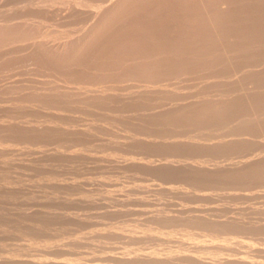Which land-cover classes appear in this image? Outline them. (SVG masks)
Listing matches in <instances>:
<instances>
[{"label": "rangeland", "instance_id": "374dc122", "mask_svg": "<svg viewBox=\"0 0 264 264\" xmlns=\"http://www.w3.org/2000/svg\"><path fill=\"white\" fill-rule=\"evenodd\" d=\"M102 1V2H101ZM112 1V2H111ZM0 0V21L3 20L0 23L1 26V35H0V39L3 37H1L2 35H6V37H4V40H0L1 41V47H0V207H2V209L0 208V256L2 258V256L4 257V259L0 258V264H28V262L25 263L24 260L31 262L30 264H197L199 262V264H209L208 262H215L218 259H222L224 258V260L226 261H220L222 264H228L227 262H229V264H240L242 260V264H245L244 261L248 262L250 260L251 263L255 262H261V263H257V264H262L264 262V257H261L262 253H264V215H261L262 213H264V161H262L261 166L260 163V157H262V160H264V122H262V120H264V0H135V4H134V0H125L122 3H120L119 5L116 6L115 9H113L114 11L112 12L113 15L111 13H106L105 17L107 16L109 17L108 14L112 15V18H108V20L103 19L102 20V25H104L103 29L101 28L102 25H99V21H101V19L99 18L96 19V16H98L100 13V10L98 9L99 7L103 8L104 10L107 7H110L112 5V3L115 2V0ZM141 1V2H140ZM154 1V2H153ZM187 1V2H186ZM221 3H218V2ZM255 1V2H254ZM40 2V3H38ZM91 2V4H90ZM107 2V3H106ZM108 2L110 5H108ZM129 2H132L133 5L130 3V5L128 4ZM139 2V3H138ZM151 2V3H150ZM175 2V3H174ZM178 2V3H177ZM184 2V3H182ZM208 2V3H207ZM211 2V3H210ZM217 2V3H216ZM224 2V3H223ZM81 3V4H80ZM89 3V4H88ZM93 3V4H92ZM102 3V4H101ZM165 3V4H164ZM202 3V5H201ZM207 3V4H206ZM236 3V4H235ZM72 4H75L72 5ZM107 4L106 8L105 5ZM143 4V5H142ZM212 4V5H211ZM219 4V5H218ZM244 4V5H243ZM20 5V6H19ZM23 5V6H22ZM35 5V6H34ZM78 5V7H77ZM85 5V6H84ZM102 5V6H101ZM125 5V6H124ZM127 5V6H126ZM179 5V6H178ZM205 5V6H204ZM210 5V6H209ZM224 5V6H223ZM19 6V7H18ZM28 8L26 9L25 7ZM41 8H40V7ZM87 6V7H86ZM130 6V7H128ZM132 6V7H131ZM220 6V7H219ZM18 7V8H17ZM41 9H39V8ZM43 7V9H42ZM94 10H92V14L91 17L89 16V14H91V11L89 13V10H91L92 8ZM95 7V8H94ZM135 7V8H134ZM140 7V8H139ZM183 7V9H182ZM188 7V8H187ZM213 9H212V8ZM20 8V9H19ZM38 11H37V9ZM75 8V10L73 9ZM88 8V9H86ZM97 8V9H96ZM101 8V10H102ZM163 8V9H161ZM179 8V9H177ZM205 10H204V9ZM222 10H221V9ZM224 8V9H223ZM24 9V10H23ZM68 9V10H67ZM72 9V10H71ZM79 9V10H78ZM124 9V11H123ZM126 9V10H125ZM144 11H143V10ZM177 9V10H176ZM181 9V10H180ZM199 9V10H198ZM16 12H14V11ZM17 10V11H16ZM44 10V11H43ZM74 10V11H73ZM83 10V11H82ZM88 10V11H87ZM99 10V13L97 11ZM122 10V12H121ZM149 10V11H148ZM168 10V12H167ZM172 10V11H171ZM203 10V11H202ZM208 10V11H207ZM220 10V11H219ZM43 11V12H41ZM76 11V12H75ZM81 11V12H80ZM87 11V13L85 14L84 12ZM215 11V12H214ZM8 12V13H7ZM18 12V13H17ZM25 12V13H24ZM27 12V13H26ZM31 15H30V13ZM46 12V13H45ZM66 12V13H65ZM95 12H97L95 14ZM193 12V13H192ZM14 13V14H13ZM22 13V14H21ZM83 13V14H82ZM89 13V14H88ZM122 13V14H120ZM186 15H185V14ZM188 13V14H187ZM204 13V14H203ZM20 14V15H19ZM38 14V15H36ZM48 14V15H47ZM55 14H60V15H64L63 16H59V15H55ZM88 14V15H87ZM190 14V15H189ZM203 14V15H202ZM10 17H8V16ZM18 15V16H17ZM47 15V16H46ZM71 15V16H69ZM84 15V16H83ZM117 15V16H116ZM120 15V16H118ZM176 17H175V16ZM206 15V18H205ZM211 15V16H210ZM213 15V16H212ZM6 17V19L4 17ZM12 16L14 18V16H16V19L14 18V20L16 21L15 23H13L14 21H12ZM23 16V18H21ZM36 16L35 19H32ZM57 16V17H56ZM88 16V17H87ZM114 16V19H113ZM160 16V17H159ZM170 16V17H169ZM173 16V17H172ZM221 16V17H220ZM28 17V18H27ZM30 17V18H29ZM50 17V18H49ZM72 17V18H71ZM84 17H87L86 19ZM94 17V18H93ZM130 17V18H129ZM137 17V18H136ZM141 17V18H140ZM164 17V18H163ZM185 17V18H184ZM189 17V20H188ZM193 17V18H191ZM197 17V19H196ZM10 18V19H8ZM44 18V20H43ZM54 20H53V19ZM58 18V19H57ZM60 18V19H59ZM62 18V19H61ZM70 18V21H69ZM95 19L94 21H91V19ZM103 18V17H102ZM133 18V20H132ZM148 18V19H147ZM209 18V19H208ZM22 20V22L17 20ZM39 19V20H38ZM42 19V21H41ZM47 19V20H46ZM56 19V21H55ZM65 19V20H64ZM85 19V21H84ZM88 19V20H87ZM92 19V20H93ZM138 19V20H137ZM168 19V20H167ZM194 19V20H193ZM24 20V21H23ZM34 20V21H33ZM58 20V21H57ZM64 20L66 22L63 23ZM98 22H97V21ZM107 21V25H106V21ZM117 20V21H116ZM150 20V21H149ZM205 20V22H204ZM9 21H12L11 24H15V25H8ZM18 21V23H17ZM40 21V22H39ZM55 21V22H54ZM105 21V23H104ZM174 21V22H173ZM199 21V22H198ZM35 22V23H33ZM47 22V24H49L50 22L55 25L56 22L59 23V25H64L63 28L60 26L59 28L57 26L55 27V25L53 26V24H49L51 29H53L51 26L55 27V29L57 28L56 32L52 31L53 35L52 36L50 31L47 30L48 26L47 25L45 27V24H43ZM70 24H69V23ZM91 22V23H90ZM94 22V23H93ZM99 25L98 28H100L99 30H101L99 32V30L95 29L97 24ZM113 22H115L113 24ZM165 22V23H164ZM168 22V23H167ZM198 22V23H197ZM223 22V23H222ZM241 22V23H240ZM247 22V23H246ZM5 23V24H4ZM18 25H17V24ZM21 23L24 24L21 25ZM35 24V26L37 28H40L39 26H43L44 28H46V30L44 28L38 29L36 30L33 26V24ZM39 23V25H37ZM41 23V25H40ZM100 23V24H101ZM104 23V24H103ZM109 23V24H108ZM118 23V24H117ZM187 23V24H186ZM193 23V24H192ZM213 23V24H212ZM20 24V27H19ZM29 25L28 27L26 25ZM83 24V25H82ZM84 24L89 27H86L87 29L84 27ZM122 24V25H121ZM156 24V25H155ZM191 26H188V25ZM197 24V25H196ZM207 24V25H205ZM213 26H212V25ZM5 25V26H4ZM17 25V26H16ZM69 27H68V26ZM72 25V26H70ZM106 25V26H105ZM112 25V26H109ZM116 25V26H115ZM126 28H125V26ZM131 25V26H130ZM187 25V26H186ZM196 25V26H195ZM220 25V26H219ZM235 25V26H234ZM9 27L8 29H6V27ZM15 26V27H14ZM22 26V27H21ZM33 26V27H31ZM82 26V28H81ZM95 26V27H92ZM114 26V27H113ZM134 26V27H133ZM163 26V27H162ZM186 26V27H185ZM26 27V28H24ZM67 27L71 30H68ZM92 27L94 30L89 28ZM124 27V28H123ZM129 27V28H128ZM173 27V28H172ZM175 27V28H174ZM213 27V28H212ZM216 27V28H215ZM221 27V28H220ZM3 28L5 29V31L7 30L8 32H5L3 30ZM21 28V29H20ZM34 28V29H33ZM60 28L63 29V32L60 31ZM66 28V29H65ZM85 28V29H84ZM108 28V29H107ZM153 28V29H152ZM168 28V29H167ZM189 28V29H188ZM198 28V29H197ZM201 28V29H200ZM215 28V29H214ZM244 28V29H243ZM29 31H28V30ZM59 29V30H58ZM82 29V30H81ZM84 29V30H83ZM107 29V30H106ZM111 29V30H110ZM133 29V31L131 30ZM172 29V30H171ZM183 29V30H182ZM187 29L189 31V33L187 32ZM34 30V31H33ZM36 30V32H35ZM81 30V33H80ZM93 32H92V31ZM95 30H97V34L95 33ZM146 32H145V31ZM199 30V31H198ZM12 31V32H11ZM19 31V32H18ZM33 35H31V32ZM41 31V32H40ZM43 31V33H42ZM59 31V34H57ZM85 31L84 36H86V34H88L89 32L92 34V36L90 35L91 38L93 39H88L89 36L85 37L83 36V32ZM118 31V32H117ZM180 31V32H179ZM222 33H221V32ZM246 31V32H245ZM28 32L30 34H28ZM40 34H39V33ZM47 33V36H49V34L54 38L52 39V37L50 39H46L45 37V33ZM61 32V33H60ZM66 32V33H65ZM73 34H72V33ZM137 32V33H136ZM163 32V33H162ZM177 32V33H176ZM187 32V35H185ZM206 32V33H205ZM244 32V33H243ZM5 33V34H4ZM8 33V34H7ZM11 33V34H10ZM17 33V34H16ZM23 33V34H22ZM36 33V35H34ZM37 33L39 35H37ZM41 33L44 35L43 39L41 37ZM71 33V34H69ZM89 33V34H90ZM142 33V34H141ZM146 33V34H145ZM149 33V34H148ZM20 34V35H19ZM26 34H28V36H26ZM56 34L58 36V40L56 39ZM61 34V39H59V35ZM62 34H65V37H62ZM88 34V35H89ZM96 34V35H94ZM158 34L160 35V37L158 36ZM171 34V35H170ZM201 34V35H200ZM208 36H207V35ZM216 34V35H215ZM229 34V35H228ZM30 35V36H29ZM67 35V36H66ZM72 35V36H71ZM147 35V37H146ZM156 35V36H155ZM196 35V36H195ZM17 36V37H16ZM26 36V37H24ZM39 36V37H38ZM64 36V35H63ZM81 36V37H78ZM82 36L83 39L85 40L82 41ZM145 36V37H144ZM182 36V38H181ZM185 36V37H184ZM187 36V37H186ZM192 38H191V37ZM195 36V37H194ZM222 36V37H221ZM10 37V38H9ZM21 37V38H20ZM30 37V38H29ZM32 37V38H31ZM41 37V38H40ZM50 37V36H49ZM47 37V38H49ZM76 42H73V38ZM81 38V41L84 42L85 44L83 45L81 41H79ZM96 37V38H95ZM125 37V38H124ZM141 37V38H140ZM144 37V38H143ZM189 37V38H188ZM226 37V38H225ZM7 38V39H6ZM18 38V39H17ZM20 38V39H19ZM34 38V39H33ZM36 38V40H35ZM63 38V40H62ZM66 40H65V39ZM72 38V39H71ZM102 38V39H101ZM139 38V39H138ZM27 41H26V40ZM31 39V40H29ZM40 39V40H39ZM97 39V40H96ZM151 39V40H150ZM177 39V40H176ZM183 39V40H182ZM187 42L185 43L186 40ZM211 39V41H210ZM223 39V40H222ZM43 40V41H41ZM70 42H69V41ZM95 42H94V41ZM101 40V41H100ZM150 40V41H149ZM166 40V41H165ZM194 40V41H193ZM23 41V43H22ZM34 41V42H33ZM41 41V42H40ZM47 41V43H46ZM52 43H51V42ZM56 42V44L54 42ZM62 41H66V43L62 42ZM88 41V42H87ZM91 41L93 42V45L91 44ZM121 41V42H120ZM141 41V42H140ZM144 41V42H142ZM147 41V42H146ZM154 41V42H151ZM164 41V42H163ZM193 42L192 43L190 42ZM215 41V42H214ZM218 41V42H217ZM31 42V43H30ZM45 42V43H44ZM49 42V43H48ZM78 42V43H77ZM90 42V43H89ZM119 42V43H118ZM134 42V43H133ZM227 42V43H226ZM4 43V44H3ZM31 44L29 46V44ZM33 43V44H32ZM44 43V44H43ZM82 46H81V44ZM89 45H88V44ZM137 43V44H136ZM139 43V44H138ZM142 43V44H141ZM150 43V44H148ZM154 43V44H153ZM158 43V44H157ZM163 43V44H162ZM177 43V44H176ZM180 43V44H179ZM191 43V44H190ZM21 47H20V45ZM25 44V45H24ZM42 44V45H41ZM49 46H48V45ZM69 46H66L68 45ZM71 44H75V45H71ZM84 48V50L82 49L81 52V47L79 45ZM145 44V46H143ZM156 44L158 46H156ZM163 46H162V45ZM176 44V47H175ZM187 46H186V45ZM35 45V46H34ZM37 45L40 47L39 49L37 48ZM47 45V46H45ZM56 45V46H55ZM138 47H137V46ZM150 45H152L150 47ZM161 45V46H159ZM168 45V46H167ZM172 45V46H171ZM180 45V46H179ZM184 45V46H183ZM190 45V46H189ZM18 46V48H17ZM32 46V47H31ZM65 46V47H64ZM78 46V47H77ZM107 46V47H106ZM134 46V47H133ZM141 46V47H140ZM151 48V49H155V53L153 52L154 50L151 49H143L145 48ZM31 47V50L29 49ZM68 47V48H66ZM71 47V48H70ZM77 47V48H76ZM101 47V48H100ZM120 47V48H119ZM143 47V48H142ZM157 47V48H155ZM159 47V49H158ZM168 47V48H167ZM187 47V48H186ZM232 47V48H231ZM15 48V49H14ZM33 48V49H32ZM36 48V49H35ZM42 48L44 50H42ZM49 48V49H47ZM74 48V49H73ZM77 49V53L79 52V54L76 53V51H71V50H76ZM80 48V50H79ZM91 48V50H90ZM94 48V49H93ZM114 48V49H113ZM130 48V49H129ZM136 48V49H134ZM139 48V49H138ZM166 49V50H173L172 52H168V56L165 51H162V49ZM176 48V50L174 49ZM178 48V50H177ZM181 48V49H180ZM186 48V49H185ZM18 49V50H17ZM35 49V50H34ZM52 49H55V51L53 50V52L51 51ZM57 49V50H56ZM87 51H86V50ZM111 49V50H110ZM139 51H138V50ZM142 49V50H141ZM158 49L159 51L156 52ZM192 49V50H191ZM5 50V51H4ZM42 51L41 53L38 52ZM119 50V51H118ZM133 50V51H132ZM135 50V51H134ZM148 52H147V51ZM188 52H185L187 51ZM30 51V52H29ZM43 51H47L45 53H43ZM142 51V52H141ZM183 51V53H182ZM192 51V52H190ZM38 52V53H37ZM50 54H49V53ZM52 52V53H51ZM58 52V53H56ZM74 53V56H77L74 58V56H72V53ZM135 52V53H134ZM144 52V53H143ZM153 52V53H152ZM166 53V54H162V53ZM175 52V54H174ZM180 52V53H179ZM190 52V53H189ZM31 53V54H29ZM56 53V54H55ZM70 53V54H69ZM134 53V54H132ZM139 53V54H138ZM149 55H148V54ZM162 54V57L160 54ZM171 53V54H170ZM186 53L187 57H186ZM189 53V54H188ZM194 56H192V54ZM212 53V55H211ZM36 54V55H35ZM40 54V55H39ZM42 54V56H41ZM45 54V56H44ZM47 54V55H46ZM57 55V56H53V55ZM61 54V55H60ZM77 54V55H76ZM81 54V55H80ZM100 54V55H98ZM132 54V55H129ZM140 55L139 57L136 55ZM147 54V55H146ZM154 54V55H153ZM159 57H158V55ZM191 54V55H190ZM37 55L39 57H37ZM51 57L49 58L48 57ZM60 55V56H59ZM80 55V56H79ZM136 57L137 60H134V56ZM153 55V56H151ZM156 55V57H155ZM164 55V56H163ZM175 57H174V56ZM183 57H182V56ZM221 55V56H220ZM26 56V57H25ZM44 56V57H43ZM132 56V57H131ZM147 57L146 60L143 61V59H145L144 57ZM179 56V57H178ZM192 56V57H191ZM208 56V57H207ZM29 57V58H28ZM37 57V58H36ZM47 57V59L45 58ZM55 57V58H54ZM58 57V59L56 58ZM62 57V58H61ZM95 57V58H94ZM143 57V59H142ZM150 57H153V61L150 62ZM155 57V58H154ZM164 57V58H163ZM167 57V58H165ZM177 57V58H176ZM199 57V58H198ZM54 60H53V59ZM63 61H61V59ZM134 58V59H131ZM150 58V59H148ZM218 58V59H217ZM73 59V60H72ZM81 59V60H80ZM94 59V60H93ZM97 59V60H96ZM109 59V60H108ZM114 59V60H113ZM140 59L141 64H140ZM157 59V60H155ZM162 59V60H161ZM178 59V60H177ZM189 59V60H188ZM194 61H192V60ZM215 59V60H213ZM53 60V61H52ZM57 60V61H56ZM75 60V61H74ZM77 60V61H76ZM122 60V61H121ZM160 60V62L158 61ZM170 60V61H169ZM175 60V61H174ZM185 60V62L183 61ZM187 60V62H186ZM57 63H56V62ZM60 61V63H58ZM138 66H136L135 62ZM154 61H158L157 63H154ZM162 61V64H161ZM170 62L169 64L167 62ZM173 61V62H172ZM51 62V63H50ZM55 62V63H53ZM64 62V63H63ZM65 62H70L69 64ZM76 62V64H75ZM118 62V63H117ZM166 62V63H165ZM180 62V63H178ZM183 62V64L181 63ZM189 62V63H188ZM195 62V63H194ZM24 65H23V64ZM62 63V64H61ZM85 63V64H84ZM116 63V64H115ZM123 63V65H122ZM148 64L151 63L150 67L149 66H143V64ZM177 63V64H176ZM185 63V64H184ZM53 64V65H51ZM95 64V65H94ZM120 64V67L117 65ZM133 64H135L133 66ZM155 65L153 67L157 68L156 72L154 71L155 69L152 68V65ZM158 64V65H157ZM159 64L163 65V69L162 70V66ZM171 64V65H170ZM173 64V65H172ZM192 64V65H191ZM45 65V66H44ZM59 65V66H58ZM65 65V66H64ZM82 65V66H81ZM170 65V67H169ZM180 65V66H179ZM185 65V66H184ZM64 66V67H63ZM70 69V71L67 69ZM70 66V67H69ZM104 66V67H103ZM142 67L146 70L148 69H152V73H158L159 70V74H156V77L154 74H152L149 71V73L145 71L142 72L141 69L142 68H138V67ZM158 66L161 67L158 69ZM167 66V67H166ZM172 66L174 68H172ZM193 66V67H192ZM199 66V67H198ZM15 67V68H14ZM62 67V68H61ZM66 67V68H65ZM83 67V68H82ZM85 67V68H84ZM100 67V68H99ZM132 67V68H131ZM137 67V68H136ZM208 67V68H207ZM50 70H47V69ZM60 68V69H59ZM65 68V69H63ZM96 68V69H95ZM120 68V69H119ZM135 71H134V69ZM169 68V69H168ZM176 68V69H175ZM179 68V69H178ZM191 68V69H190ZM23 69V71H22ZM26 69V70H25ZM53 69V70H52ZM55 69V70H54ZM99 69V70H98ZM123 69V70H122ZM133 69V70H132ZM139 71H138V70ZM154 69V70H153ZM175 69V70H173ZM178 69V70H177ZM184 69V70H183ZM28 70V72H27ZM31 70V72L29 73V71ZM58 70H62V71H58ZM64 70V72H63ZM82 70V71H81ZM87 70V71H86ZM106 70V71H105ZM113 70V71H112ZM121 70V71H120ZM130 70V71H129ZM139 73H136L137 71ZM170 70V71H169ZM173 72H172V71ZM177 70V71H176ZM183 70L184 73L181 71ZM193 70V71H190ZM41 74L40 76L38 74ZM46 71V72H44ZM69 71V72H68ZM163 71V72H162ZM165 71V72H164ZM167 71V72H166ZM181 71V72H180ZM211 71V72H210ZM19 72L21 74H19ZM49 72V73H48ZM67 72V73H66ZM83 72V73H82ZM93 72V73H92ZM95 72V73H94ZM115 72V73H114ZM118 72V73H117ZM120 72V73H119ZM129 72V73H128ZM180 72V73H179ZM195 72V73H194ZM12 73V74H11ZM26 73V74H25ZM47 73V74H46ZM56 73V74H55ZM64 73V74H63ZM102 73V74H101ZM126 75H125V74ZM131 73V75H130ZM134 73H136V77L134 76ZM148 75H147V74ZM154 75L152 77V75ZM182 73V74H181ZM28 74V75H27ZM43 74V76H42ZM50 74V76L48 75ZM53 74V75H52ZM68 74V75H67ZM90 74V75H89ZM123 74V75H122ZM165 74V75H164ZM167 74V75H166ZM9 75V76H8ZM48 77H47V76ZM98 75V76H97ZM138 75V76H137ZM163 75V76H162ZM174 75V76H173ZM193 75V76H192ZM12 76V77H10ZM21 76V77H20ZM48 80H47V78ZM52 76V78H51ZM97 76V77H96ZM142 78H141V77ZM146 76V77H145ZM149 76V77H148ZM165 76V77H164ZM14 77V78H13ZM17 77V78H16ZM19 77L21 79L22 82H20ZM31 77V79H30ZM35 77V78H34ZM57 77V78H56ZM69 77V78H68ZM73 78L74 80L72 81L71 78ZM134 77V78H132ZM138 77V78H137ZM152 77V78H151ZM158 77V78H157ZM163 77V78H162ZM170 77V78H169ZM177 79H176V78ZM11 78V80H9ZM33 78V79H32ZM37 78V79H36ZM47 80H41V79ZM51 78V79H50ZM57 80H55V79ZM59 78V79H58ZM76 78V79H75ZM98 78V79H97ZM146 78V79H145ZM154 78V79H153ZM157 78V79H156ZM194 78V79H193ZM197 80H196V79ZM213 78V79H212ZM217 78V79H216ZM235 78V79H234ZM25 79V80H24ZM27 79V80H26ZM51 81H50V80ZM54 79V80H53ZM61 79V80H60ZM81 79V81L79 80ZM85 81H84V80ZM137 79V80H135ZM149 79V80H148ZM151 79V81H150ZM164 79V80H163ZM176 79V80H175ZM179 79V80H178ZM183 79V80H182ZM215 79V80H214ZM33 82H31V81ZM38 80V81H37ZM59 80L61 82H59ZM62 80L66 81L63 82ZM77 80V81H76ZM90 80V81H89ZM105 80V81H104ZM129 80V81H128ZM159 80V81H158ZM172 80V81H171ZM196 80V81H195ZM203 80V82H202ZM12 81V82H11ZM15 81V82H14ZM19 83H18V82ZM26 81V82H25ZM28 81H30L31 83H29ZM39 86H37L35 83ZM42 81V82H41ZM44 81V82H43ZM49 81V82H48ZM53 81V82H52ZM58 81V83H57ZM75 81V82H74ZM92 81V82H91ZM104 81V82H103ZM127 81V82H125ZM138 81H143V82H138ZM155 81V82H154ZM174 81V82H173ZM207 81V82H206ZM214 81V82H212ZM217 81V82H216ZM18 84H17V83ZM71 82V83H70ZM81 82V83H79ZM87 83V84H84ZM94 82V83H93ZM147 82V83H144ZM170 82V83H169ZM9 83V86H8ZM22 83V85L20 86L19 84ZM47 85L44 86V84ZM49 83V84H48ZM52 83V84H51ZM62 83V86H61ZM76 83V84H75ZM92 83V85H91ZM106 83V84H105ZM108 83V86H107ZM168 83V84H167ZM199 83V84H198ZM11 84V85H10ZM28 84V85H27ZM35 84V86H34ZM43 86H42V85ZM54 84V85H53ZM56 84V86H55ZM66 84V85H64ZM72 84V85H71ZM83 84V85H82ZM89 84V85H88ZM94 84V86H93ZM98 84V85H97ZM101 87L103 86L105 88V90L108 92L104 93L96 91L98 89H96L95 87L99 88L100 90V85ZM120 84V85H119ZM139 84V85H138ZM144 85V86H141ZM154 84V85H153ZM156 84V85H155ZM162 84V85H161ZM7 85V86H6ZM14 85H17L15 87H17V89L14 87ZM26 86L25 88L22 86ZM32 87L30 88L29 87ZM50 87H49V86ZM75 85V86H74ZM91 85V86H90ZM97 85V86H96ZM116 85V86H115ZM124 85V86H123ZM147 85V86H146ZM74 86V88L72 89V87ZM78 86V87H77ZM86 86V87H85ZM110 86V87H109ZM114 86V87H113ZM135 86V87H133ZM138 86V87H137ZM151 86V89L149 88ZM222 86V87H221ZM14 88L13 91L12 89L9 88ZM20 89H19V88ZM22 87V88H21ZM37 87V88H36ZM43 87V88H42ZM45 87V88H44ZM62 87V88H61ZM144 87V88H143ZM149 90H148V88ZM163 87V88H162ZM185 87V88H184ZM4 88V89H3ZM64 88V89H63ZM110 88V89H109ZM133 88V89H132ZM136 88H140V89H136ZM142 88V89H141ZM6 89V90H5ZM23 89V90H21ZM44 89V90H43ZM80 89V90H79ZM96 89V90H95ZM123 89V90H122ZM145 89V90H143ZM197 89V91H196ZM203 89V90H202ZM215 89V90H214ZM11 90V93H10ZM19 90V91H17ZM75 90H79L76 91ZM86 91L83 93V91ZM95 90V92L93 91ZM110 90V91H109ZM118 90V91H117ZM135 90V91H134ZM137 90V91H136ZM142 90V91H140ZM261 90V91H260ZM8 91V92H7ZM22 91V92H21ZM82 91V93H80ZM101 91L102 88H101ZM112 91V92H111ZM130 91V92H129ZM156 91V92H155ZM159 91V92H158ZM200 91V93H199ZM202 91V92H201ZM17 92V93H16ZM26 92V94H25ZM80 94H79V93ZM93 92V93H92ZM135 92V93H134ZM53 93V94H52ZM98 94L101 93L100 97H97V95H92L91 94ZM105 93L106 96H105ZM118 93V94H116ZM128 93V94H127ZM192 93V94H191ZM196 95H195V94ZM262 93V94H261ZM11 94V95H10ZM70 94V95H69ZM73 94V95H72ZM76 96H75V95ZM88 94V95H87ZM110 94V95H109ZM123 94V95H122ZM213 94V95H212ZM55 97H54V96ZM90 95V96H89ZM127 95V96H126ZM168 95V96H167ZM207 95V96H206ZM5 96V97H4ZM49 96V97H48ZM94 96V97H93ZM106 101H102L103 98ZM139 96V97H138ZM53 97V98H52ZM80 97V98H79ZM92 97V98H91ZM97 97V98H96ZM108 97H110L108 99ZM113 97V98H112ZM123 97V100H122ZM153 97V98H152ZM84 98V99H83ZM99 98V99H98ZM148 98V99H147ZM215 98V100H214ZM223 98V100H222ZM252 98V99H251ZM259 98V99H258ZM14 99V100H13ZM55 99V100H54ZM80 99V100H79ZM93 100L94 102L98 103H94L91 100ZM98 99V100H97ZM177 99V100H176ZM188 99V100H187ZM48 100V101H47ZM98 102H97V101ZM100 100V101H99ZM191 100V101H190ZM218 100V101H216ZM228 100V101H227ZM248 100H251L248 102ZM62 103H61V102ZM220 101V102H219ZM58 102V103H57ZM88 104H86V103ZM90 102V103H89ZM180 102V104L178 103ZM182 102V103H181ZM186 102V103H184ZM190 102V103H189ZM195 102V103H194ZM208 104H207V103ZM219 104H218V103ZM222 102V103H221ZM238 102V103H237ZM249 105H247L248 103ZM25 103V104H24ZM31 103V104H30ZM34 103V105H33ZM38 103V104H37ZM80 103V106H79ZM104 105H103V104ZM110 103V105H109ZM116 103V104H115ZM155 103V104H154ZM199 105H198V104ZM216 103V105H214ZM246 103V104H245ZM256 103V104H255ZM3 104V105H2ZM19 104V105H18ZM24 104V105H23ZM30 104V105H29ZM36 104V105H35ZM47 104V105H46ZM51 104V105H50ZM54 106H53V105ZM73 105V106H70ZM75 104V105H74ZM96 105V106H89L88 105ZM102 104V105H101ZM158 104V105H157ZM191 104V105H190ZM196 104L198 105V107L196 106ZM209 104L211 106H209ZM233 104V106H232ZM254 104L253 107L255 109H253L252 105ZM40 105V106H39ZM60 105V106H59ZM69 107H67V106ZM85 105V106H83ZM169 105L166 109L165 107ZM173 105V106H172ZM207 105V107H206ZM235 105V106H234ZM28 106L29 110H26ZM37 106H39L37 108ZM42 106V107H41ZM45 106V107H44ZM53 106V107H52ZM100 106V107H98ZM106 106V107H105ZM109 106V107H108ZM111 106L113 107V109L111 108ZM122 106V107H121ZM152 106V107H151ZM161 106V108H157ZM165 106V107H164ZM180 106V107H179ZM183 106V108H181ZM194 106L195 109L193 108ZM200 106L204 107L203 111L204 114H206V110H207V114L205 116L203 115L202 111H197L200 110ZM214 106L215 110H219L220 114H218L219 112L217 111V113L214 110ZM220 106V107H219ZM225 106V108L223 107ZM231 108H230V107ZM241 106V107H240ZM9 107V108H8ZM21 107V108H20ZM25 107V108H23ZM31 107V108H29ZM34 107V108H33ZM36 107V109H35ZM46 109H44V108ZM58 107L60 109H58ZM63 107V109H62ZM67 107V108H66ZM72 107V108H71ZM74 107V109H73ZM84 107V108H83ZM91 107V110H90ZM119 107V108H118ZM154 107V108H153ZM173 107V108H170ZM213 108L212 110L209 111V109ZM219 109H218V108ZM235 107V109H234ZM244 107V108H243ZM40 108V109H39ZM48 108V109H47ZM54 108V109H53ZM69 108V109H68ZM79 108V109H77ZM88 108V110L86 109ZM96 108H98V110H96ZM116 108V110H115ZM185 108V109H184ZM188 108V109H187ZM191 110H190V109ZM209 108V109H208ZM224 110H223V109ZM251 108V110H250ZM17 109V110H16ZM62 109V111H60ZM104 109V110H103ZM119 109V110H118ZM160 109V110H159ZM164 109V110H162ZM179 109V110H178ZM222 111H221V110ZM234 109V110H232ZM22 110V111H20ZM39 110L40 113L37 111ZM52 114H49V112ZM57 110V111H56ZM67 110V111H66ZM83 110V111H82ZM87 110V111H86ZM90 110V111H89ZM103 110V111H102ZM107 110V111H106ZM172 110V111H171ZM184 110V111H181ZM186 110V111H185ZM202 110V108H201ZM214 110V111H213ZM232 110V111H231ZM237 110V113L236 111ZM244 110V111H242ZM247 110L249 112H247ZM257 110V114L255 113V111ZM262 110V111H261ZM94 113H92V112ZM96 111V113H95ZM112 111V112H111ZM117 111V112H116ZM138 111V112H137ZM169 111V112H168ZM192 114V111L194 113V111L196 112L195 114H192L196 117V119H194L195 117L192 116L189 112ZM227 111V112H225ZM232 113H230V112ZM11 112V113H10ZM46 112L48 113L46 115ZM61 112V113H60ZM64 112V116H62V113ZM89 112V113H88ZM100 112V114H99ZM172 112V113H170ZM180 112H184L186 113L185 115L180 114ZM214 112V113H213ZM224 112V113H223ZM233 112L236 114H233ZM246 114H245V113ZM39 113V114H37ZM112 113V115H111ZM168 113V114H167ZM202 113V114H201ZM238 113L240 119L238 118ZM242 113V114H240ZM254 113V114H253ZM261 115H260V114ZM42 114H44L43 116H41ZM55 114H58L55 116ZM66 114V115H65ZM69 114V115H68ZM73 114V115H72ZM76 114V115H75ZM86 114V115H84ZM103 114V115H101ZM117 116H116V115ZM180 114V115H179ZM200 114V115H199ZM210 116H209V115ZM226 116L224 117L223 116ZM245 114V115H244ZM251 114V115H250ZM252 114L254 117H252ZM260 117L259 120L257 118V116ZM3 115V116H2ZM22 115V116H21ZM38 115V116H37ZM60 115V117H59ZM95 115V116H94ZM101 117V119L98 117ZM108 115V116H107ZM112 117H111V116ZM122 115V116H121ZM127 115V116H126ZM166 115V116H165ZM174 115V116H172ZM177 115V116H176ZM181 115L182 118L184 116H187V118H183L185 121H181L183 119H181ZM209 117H208V116ZM212 115H216V122L219 121V116L220 119L221 116L224 117L226 119H222V121L219 123L215 122V117L213 116V118L210 119V117H212ZM218 115V116H217ZM231 117H230V116ZM19 116V117H18ZM48 116V117H47ZM58 116V117H57ZM68 116V117H67ZM78 116V120L77 117ZM83 119H82V117ZM110 116V118H109ZM177 118H176V117ZM180 116V117H179ZM191 116V117H190ZM202 116V117H201ZM228 116V118H227ZM235 117V120L231 123V121L233 120V118ZM243 116V117H242ZM246 116H248L247 118L251 121H249L248 119H246ZM256 116V118H255ZM6 117V118H4ZM18 117V118H17ZM33 117V118H32ZM41 119H40V118ZM71 117V119H70ZM74 117V118H73ZM88 117V119L86 118ZM96 117V118H95ZM98 117V118H97ZM104 117V118H103ZM118 117V118H117ZM123 117V118H122ZM171 119H169V118ZM190 117V118H188ZM218 117V118H217ZM251 117V118H250ZM262 117V118H261ZM34 118H36L35 120L37 121L35 123ZM54 118V119H53ZM59 118V119H58ZM65 118V119H64ZM85 118V119H84ZM95 118V119H94ZM174 118V120H173ZM176 118V119H175ZM181 120H178V119ZM208 118V119H207ZM238 118V119H237ZM254 118L256 120H254ZM29 119V120H28ZM53 119V120H52ZM68 119V121H67ZM103 119V120H102ZM106 119V120H105ZM169 119V120H168ZM193 119L195 120V122L199 121V124L202 122V126L198 125L197 123L196 125L192 124L194 121L190 120ZM205 119V121H204ZM208 121H207V120ZM213 119V120H212ZM218 119V120H217ZM232 119V120H231ZM248 120L249 122H246V120ZM253 119V121H252ZM3 120V121H2ZM26 120V121H25ZM31 120V121H30ZM44 120V121H43ZM48 120V121H47ZM63 120V121H62ZM75 120V121H74ZM81 122H80V121ZM85 120V121H84ZM96 120V121H95ZM102 122H101V121ZM126 120V121H125ZM132 120V121H131ZM178 120V121H177ZM186 120L188 122H190V125L188 122H186ZM211 122H210V121ZM223 120L226 122H223ZM228 120L229 124H228ZM245 120L246 124L243 123V121ZM10 121V122H9ZM17 123H16V122ZM59 121L61 123H59ZM67 123H66V122ZM71 121V122H70ZM89 121L90 122V126H89ZM104 121V122H103ZM106 121V122H105ZM114 121V122H113ZM128 121V122H127ZM171 121V122H170ZM180 121V124L178 123ZM203 121L206 123L205 125L207 126H211L212 129H216V130H212L213 132H210V129L206 127H204L205 125H203ZM240 121V123H239ZM257 121V122H256ZM14 122V123H13ZM28 122V123H27ZM40 122V123H39ZM43 122V123H41ZM47 124H45V123ZM53 122V123H52ZM75 122V123H74ZM88 124H87V123ZM92 122H94L92 124ZM108 122V123H107ZM162 122V124H161ZM174 124H173V123ZM177 122V123H176ZM185 122V123H184ZM210 122V123H209ZM214 122V123H212ZM236 122V123H235ZM254 122V123H252ZM8 123V126H7ZM59 123V124H58ZM70 123V125H69ZM81 123V124H80ZM85 123V124H84ZM153 123V125H152ZM223 123V124H222ZM239 123V124H238ZM245 125H243V124ZM249 123V125L247 124ZM258 123V124H257ZM27 126H25V125ZM34 126H30V125ZM50 124V125H49ZM62 124V125H61ZM92 124V126H91ZM166 124V125H165ZM179 124V125H176ZM218 125V126H214V125ZM228 124V125H227ZM232 124V125H231ZM252 124V125H250ZM16 127H15V126ZM39 125H41L40 127H38ZM44 125V126H43ZM49 125V126H48ZM55 125V126H54ZM61 125V126H59ZM72 125V126H71ZM80 125V127H79ZM96 125V126H95ZM106 125V127H104ZM163 125V126H162ZM174 125V129L172 128V126ZM213 125V126H212ZM223 125V126H222ZM228 127H226V126ZM238 125V127H237ZM247 125V126H246ZM36 126V128H35ZM51 126V128H49ZM54 126V127H53ZM63 126L65 128H63ZM89 126V127H88ZM116 126V127H115ZM130 126V127H129ZM151 126H156L153 130L151 128ZM160 127V129L164 128L163 130H158V128ZM165 126V127H164ZM171 126V127H168ZM182 126L180 128V130L176 131V127ZM189 126V127H186ZM192 126V127H191ZM222 126V129L220 130V127ZM234 128H238V130L233 129ZM241 126V130L239 131V128ZM28 127V128H27ZM38 127V128H37ZM44 127V130H43ZM56 127V130H55ZM69 127V128H67ZM93 127V128H92ZM99 127V128H98ZM101 127V129H100ZM108 127V128H107ZM158 127V128H157ZM190 134H187V132ZM202 127V128H201ZM219 127V128H217ZM226 129H225V128ZM230 127H231V131H230ZM260 127V128H258ZM25 128V129H22ZM78 128V129H77ZM80 128V129H79ZM85 128V129H84ZM87 128V129H86ZM90 130H89V129ZM117 128V129H116ZM171 128V129H170ZM188 128V129H187ZM197 128V129H195ZM199 128V129H198ZM201 128V130H200ZM204 128V129H203ZM246 128V129H244ZM17 129L16 132V136L14 135L15 131ZM19 129V131H18ZM30 129V130H28ZM40 129V130H39ZM51 129V131L49 130ZM58 129V130H57ZM60 129V130H59ZM64 129V130H62ZM73 129V130H71ZM91 129L92 132H91ZM96 129V131H95ZM100 129V130H99ZM107 129V130H106ZM170 131H169V130ZM207 129L208 133H206L207 131L205 130ZM229 129V130H228ZM5 132H4V131ZM9 130V131H8ZM14 130V131H13ZM26 130V131H25ZM80 130V131H79ZM104 130V132L102 131ZM113 130V132H112ZM134 130V131H133ZM154 130H158L159 133H161L160 131H162V137H160L158 135V138L154 133L156 131ZM172 130H174V133L172 134H168L170 132H173ZM190 130V131H188ZM192 130H197L195 133L199 134L198 136H195L194 132ZM227 130V132L225 131ZM234 130V131H233ZM253 130V132H252ZM256 130V131H255ZM23 131V134L22 132ZM42 131V132H39ZM44 131V133H43ZM51 133H50V132ZM64 133H63V132ZM82 131V134H81ZM101 131V132H100ZM157 131V132H158ZM183 131V132H181ZM201 131V132H200ZM218 131V132H217ZM244 131V133H243ZM28 132V133H27ZM49 132V133H48ZM61 132V133H59ZM67 132V133H66ZM84 132V133H83ZM107 132V134L105 135V133ZM111 132V133H109ZM117 132V133H116ZM124 132V133H123ZM153 132V133H152ZM167 132V133H166ZM186 132V134H185ZM215 132V133H214ZM222 132V133H221ZM243 134H242V133ZM31 133V134H30ZM41 133V134H40ZM47 133V135L45 134ZM56 133V134H55ZM78 133V134H76ZM80 133V135H79ZM97 133V134H96ZM131 133V134H130ZM152 133V134H151ZM180 133V134H179ZM182 133H184L182 135ZM212 133V135H211ZM218 135H217V134ZM226 133V134H225ZM233 133V134H232ZM238 133V134H237ZM253 133V134H250ZM34 134V136H33ZM38 134V135H37ZM52 134V135H51ZM61 134V135H60ZM92 134V135H91ZM155 137H154V135ZM168 134V135H165ZM193 134V135H192ZM232 134V135H231ZM37 135V136H36ZM42 135V136H41ZM43 135L46 136V138H43ZM72 139H69V137ZM84 135V136H83ZM90 135V136H89ZM108 135V136H107ZM172 135V136H170ZM203 137H201V136ZM206 135V136H205ZM208 135V136H207ZM211 135V136H210ZM217 135V136H216ZM223 135V136H222ZM226 135V136H225ZM230 135V136H229ZM249 135V136H248ZM260 135V136H259ZM24 136V137H22ZM26 136V137H25ZM30 136V139L28 138ZM49 136V137H48ZM54 136V137H53ZM59 136V137H58ZM66 136V137H65ZM86 136V137H85ZM165 136V137H164ZM187 136V137H186ZM205 136V137H204ZM214 136V137H213ZM229 136V137H228ZM241 136V137H240ZM6 137V138H5ZM10 137V138H9ZM14 137V138H13ZM17 137V138H16ZM22 137V138H21ZM35 137V138H34ZM37 137V138H36ZM53 139L51 140L50 139ZM90 137V138H89ZM153 137V138H152ZM177 137V138H176ZM185 137V138H184ZM194 137L196 139H194ZM198 137V138H197ZM210 139H209V138ZM244 137V138H243ZM246 137V139H245ZM6 140H5V139ZM8 138V139H7ZM17 140H16V139ZM19 138V139H18ZM40 138V139H39ZM56 138V139H55ZM82 140H81V139ZM93 138V141H92ZM157 140H155V139ZM163 138V139H162ZM165 138V140H164ZM170 138V139H169ZM176 138V139H175ZM184 138V139H183ZM225 138V139H224ZM228 138V139H227ZM234 138V139H233ZM239 138V139H238ZM243 138V139H241ZM15 139V140H13ZM24 141H22V140ZM38 139V140H37ZM60 139V140H58ZM117 139V140H116ZM191 139V140H190ZM208 139V140H207ZM220 139V141H219ZM233 139V140H232ZM239 141H238V140ZM257 139V140H256ZM261 139V140H260ZM2 140V141H1ZM4 140V141H3ZM27 140V141H26ZM49 140V141H48ZM56 140V141H54ZM65 140V142H64ZM71 140V141H70ZM75 140V141H74ZM80 140V141H79ZM85 140V141H84ZM101 140V141H100ZM104 140V143H103ZM155 140V143H154ZM176 140V142H175ZM182 140V141H181ZM188 140V141H187ZM197 140V142L195 141ZM213 140H215L213 142ZM224 140V142H223ZM232 140V141H231ZM241 140V143H240ZM22 141V142H21ZM40 141V142H39ZM47 143H45V142ZM52 141V142H51ZM54 141V142H53ZM63 141V142H62ZM69 144H68V142ZM113 141V142H112ZM162 141V142H161ZM169 141V142H167ZM178 141H181L179 143H177ZM185 141V142H183ZM192 143H191V142ZM195 141V143H193ZM201 143H200V142ZM217 141V142H216ZM229 141V142H228ZM17 142V143H16ZM34 144L32 145L31 143ZM42 142V143H41ZM56 142V143H55ZM60 142V144L58 143ZM62 142V143H61ZM72 144H71V143ZM87 142V144H86ZM89 142V143H88ZM96 142V143H95ZM183 142V143H182ZM190 142V143H189ZM205 144H204V143ZM208 142L210 144H208ZM219 142V143H218ZM221 142V143H220ZM228 142V143H227ZM244 142V143H243ZM13 143V144H12ZM20 143V144H19ZM41 143V144H40ZM76 143V144H74ZM82 143V144H81ZM150 143V144H149ZM169 143V144H168ZM218 143V146L217 144ZM226 143V144H225ZM238 143V144H237ZM240 143V145H239ZM5 144V145H4ZM12 144V146H10ZM48 144V145H47ZM59 144V145H58ZM64 144V145H63ZM68 144V146H67ZM74 144V145H73ZM92 144V146H91ZM106 144V145H105ZM111 144V145H110ZM130 144H132L133 147L129 146ZM183 144V145H182ZM186 144V145H185ZM195 146H194V145ZM199 144V145H198ZM203 144V145H202ZM207 144V145H206ZM212 144L214 146H212ZM225 144V146H224ZM232 144V145H231ZM234 144L236 146H234ZM17 145V146H16ZM22 145V146H21ZM27 145V146H26ZM53 145V146H52ZM56 145V147H55ZM71 145V146H70ZM104 145V147H102ZM109 145V146H107ZM119 145V146H118ZM124 145V146H123ZM128 145V146H127ZM185 145V147L183 148V146ZM209 145V146H208ZM223 145V147H222ZM228 145V146H227ZM257 145V146H256ZM2 146V147H1ZM24 146V147H23ZM26 146V147H25ZM34 146V147H33ZM46 146V147H45ZM60 146V147H58ZM62 146V148H61ZM66 146V147H65ZM105 146L107 148H105ZM160 146V148H158ZM180 146V147H179ZM192 146V147H191ZM202 146V147H201ZM212 146V147H211ZM220 146V147H219ZM234 148V149H230ZM11 147V148H10ZM23 147V148H22ZM31 147V148H30ZM91 147V148H90ZM110 147V148H109ZM125 147V148H122ZM130 147V148H128ZM139 147V148H138ZM146 147V148H145ZM156 147V148H155ZM175 147V148H174ZM195 147V148H194ZM198 147L200 149H198ZM204 147V148H203ZM210 149V151L208 150V148ZM228 147V148H227ZM3 148V149H1ZM7 148V149H6ZM15 148V149H14ZM17 148V149H16ZM52 148V149H51ZM90 148V149H89ZM97 148V149H96ZM116 148V149H115ZM118 148V150H117ZM121 148V149H120ZM127 148V149H126ZM136 148V149H135ZM138 148V149H137ZM141 148V149H140ZM177 150H174L176 149ZM193 148V149H192ZM216 148H219V151L217 149V151L219 152L217 154ZM224 148V151L223 149ZM226 148V149H225ZM237 148V150H236ZM247 150H245V149ZM259 150H258V149ZM22 149V150H21ZM26 149V150H25ZM36 149V150H35ZM50 149V150H49ZM57 152H56V150ZM92 149V150H91ZM110 149V150H109ZM114 149L116 151H114ZM120 149V150H119ZM131 149V151L129 150ZM149 149V150H148ZM155 152H154V150ZM159 149V150H158ZM209 151V155L207 154ZM212 149V150H211ZM229 149V150H228ZM239 149V150H238ZM255 152H252L254 151ZM11 150V151H10ZM15 150V151H13ZM18 152H17V151ZM31 150V152L29 151ZM34 150V151H32ZM55 150V151H54ZM84 150V151H83ZM91 150V151H90ZM113 150V151H111ZM125 150V151H124ZM127 150V151H126ZM137 150V152H136ZM142 152H141V151ZM158 150V151H157ZM170 150V151H169ZM186 154H182L183 151ZM192 151L193 156H191V153L189 152ZM200 150V151H199ZM201 150L203 152H201ZM206 150V151H205ZM228 150V151H227ZM236 150V151H234ZM242 151V155L240 154ZM247 152L244 153L243 152ZM249 150V151H248ZM21 151V152H19ZM23 151V153H22ZM50 151V152H49ZM60 151V153H59ZM71 151V152H70ZM75 151V152H74ZM77 151V152H76ZM124 151V152H123ZM150 151V152H149ZM159 151H162L163 154H161L162 152H160V156L157 155L156 153H159ZM182 151V152H181ZM214 151V152H213ZM251 151V152H250ZM257 151V152H256ZM259 151V153H258ZM13 152L15 153V155L13 154ZM33 152V153H32ZM38 152V153H37ZM82 152V153H81ZM118 152V153H117ZM128 152V153H127ZM141 152V153H140ZM154 152V153H153ZM170 152V154H168ZM177 154L174 155L173 154ZM188 152L190 154H188ZM194 152L197 154V156L194 154ZM207 152V153H206ZM236 152V153H235ZM240 152V153H238ZM250 152V154H249ZM5 155H4V154ZM11 153V154H10ZM19 153V154H16ZM26 155H25V154ZM45 153L47 155H45ZM52 153V154H51ZM63 153V154H62ZM70 153V154H69ZM123 153V154H122ZM132 153V154H130ZM146 153L148 155H146ZM151 153V154H149ZM204 153V154H203ZM225 153V154H224ZM238 153V154H237ZM244 153V155H243ZM252 153H254L252 155ZM10 154V156H9ZM29 154V155H28ZM41 154V155H40ZM67 154V156H66ZM72 154V155H71ZM87 155V157L85 155ZM139 154V155H138ZM141 154V155H140ZM145 154V155H144ZM153 154V156H151ZM168 154V155H166ZM210 154L212 155L210 157ZM231 154V155H229ZM250 156H249V155ZM262 154V155H261ZM19 155V156H18ZM25 155V156H24ZM36 155V156H35ZM44 155L43 157H40ZM59 155V156H58ZM74 155V156H73ZM80 157H79V156ZM93 155V156H92ZM164 155V156H163ZM169 155H170V159H169ZM181 155V156H180ZM199 155V156H198ZM208 155V156H207ZM226 155V156H225ZM228 155V156H227ZM236 158H235V156ZM237 155L239 156L237 158ZM15 156V157H14ZM21 156V157H20ZM27 156V157H26ZM45 156L47 158H45ZM51 156V157H50ZM72 156V157H70ZM78 156V157H77ZM86 158H85V157ZM130 156V157H128ZM134 156V157H133ZM185 156V158H184ZM260 156V157H259ZM24 157V158H23ZM50 157V158H49ZM63 157V159H62ZM70 157V158H68ZM127 157V158H125ZM155 157V159H154ZM176 157V158H174ZM204 157V158H203ZM205 157H207L205 159ZM13 158V159H12ZM16 160H15V159ZM23 158V159H22ZM82 161H81V159ZM88 158V159H87ZM110 158V159H109ZM149 158V159H148ZM157 158V159H156ZM192 158V159H191ZM202 158V159H201ZM210 158V159H209ZM248 158V159H247ZM250 158L253 160H256L258 164L255 163V161L253 162L252 160H250ZM259 160H258V159ZM25 159V160H24ZM50 159V160H49ZM84 159V160H83ZM151 159V160H150ZM198 159V160H197ZM200 159V160H199ZM204 159V161H202ZM229 159V160H228ZM236 159V160H235ZM238 159V160H237ZM13 162H12V161ZM27 160V161H26ZM53 160V161H52ZM73 160V161H71ZM77 160V161H75ZM144 160V161H142ZM148 160V161H147ZM162 160V161H161ZM180 160V161H179ZM190 163H189V161ZM197 160V162H196ZM244 160V161H241ZM249 160V161H248ZM29 161H31V164ZM84 161V162H83ZM90 161V162H89ZM147 161V162H146ZM158 161V162H157ZM182 161V162H181ZM188 161V164H187ZM199 161V162H198ZM227 161V163H226ZM231 161V162H230ZM236 161V162H235ZM255 163V165H250L248 163ZM4 162V163H1ZM8 162V163H7ZM10 162V163H9ZM13 164H12V163ZM22 164H20V163ZM23 162H25L23 164ZM30 164H29V163ZM65 162V163H64ZM70 162V163H69ZM72 162V163H71ZM79 162V163H78ZM161 162V163H160ZM177 162V164H175ZM184 162V163H183ZM185 162H186V166H185ZM196 162V163H195ZM208 162V163H206ZM213 162V163H212ZM244 164H242V163ZM6 163V164H5ZM37 163V164H36ZM55 163V164H54ZM87 163V164H86ZM128 163V164H127ZM149 163V164H148ZM164 163H166L165 167ZM169 163V164H168ZM183 163V164H182ZM203 163V165H202ZM205 163V164H204ZM211 163V165H210ZM218 167L215 168L216 164ZM225 163V164H224ZM229 163V164H228ZM235 163V165H234ZM250 166V167H246L245 166ZM3 164V165H2ZM12 164V165H11ZM18 166H16V165ZM68 164V165H67ZM93 165L91 167V165ZM120 164V165H119ZM122 164V166H121ZM136 164V165H135ZM141 164V165H140ZM145 164V166H144ZM168 164V165H167ZM170 164H173V168L171 169ZM182 164V166H181ZM190 164H195V166H191ZM198 164V165H197ZM199 164L201 166H199ZM215 164V165H214ZM232 164V165H231ZM2 165V166H1ZM10 165V166H9ZM14 165V166H13ZM22 165V166H21ZM26 165H29L26 167ZM34 167H36L35 169H32ZM39 165V166H38ZM51 165V167H50ZM58 165V166H57ZM85 165V166H84ZM139 165V166H137ZM162 167H161V166ZM176 165V166H175ZM192 167V168H190ZM214 165V166H213ZM7 166V168H6ZM38 166V167H37ZM141 166V167H140ZM144 166V167H143ZM149 166V167H148ZM170 166V167H167ZM179 166V169L178 167ZM203 166V167H202ZM222 166V167H221ZM225 166V167H224ZM230 166V167H229ZM235 166V167H234ZM243 166V167H241ZM5 167V168H4ZM71 167V168H70ZM91 167V168H90ZM137 167V168H136ZM153 167V168H152ZM167 167V168H166ZM174 167H176V169L180 170H176ZM182 171H181V169ZM184 167V168H183ZM199 167V168H198ZM207 167L209 169L207 170ZM213 167V168H212ZM231 167H234L232 169H230ZM236 167H238L237 169H235ZM255 167V168H254ZM262 167V169L260 170V168ZM18 168V169H17ZM43 168V169H42ZM112 168V170H111ZM114 168V169H113ZM136 168V169H134ZM139 168V169H138ZM149 169L150 170H145ZM155 168V169H154ZM164 168H166V170H164V173L162 172ZM170 168V169H168ZM188 168L190 171H188ZM220 169L219 171L217 170ZM224 168H226V170L229 168V174L231 173V171L236 172L237 175H240V173L242 172L243 175L245 177H243L245 180H250L248 182L244 181L243 178H241L243 175L239 176V179L237 178L238 176L232 172L231 174L235 175V176H231L230 175H226L228 174L227 171L225 170L224 172ZM240 168H242V170H246V172L244 173ZM247 168V169H246ZM249 168H252V170H250ZM259 168V169H258ZM26 169L28 170V172L26 171ZM31 169V170H30ZM39 169V170H38ZM122 169V170H120ZM133 169V170H132ZM153 169V171L151 170ZM185 169V170H183ZM195 169L197 171L196 175L193 174ZM202 169V170H201ZM205 169V170H204ZM212 169L214 171V173H217L219 175L218 172H220V174L223 171V174L221 175H215L212 172ZM215 169V170H214ZM235 169V170H234ZM258 169V170H257ZM2 170V171H1ZM6 172H5V171ZM35 170V171H34ZM59 170V172L57 171ZM63 170V171H62ZM95 170V171H94ZM119 170V171H118ZM127 170V171H126ZM129 170V171H128ZM132 170V171H131ZM135 170V171H134ZM147 172V174H145L144 172ZM157 170H159L158 175H157ZM171 170V171H170ZM175 170V171H174ZM186 170L188 171V174L186 173ZM218 172H215V171ZM241 172H240V171ZM12 171V173H10ZM37 171V172H36ZM93 171V172H92ZM112 171V173L110 172ZM114 171V172H113ZM140 171V173L138 172ZM142 171V172H141ZM152 171V172H150ZM155 171V173H154ZM193 171V172H192ZM200 172L197 173V172ZM252 171V172H251ZM262 171V172H260ZM9 172V173H8ZM22 172H26L23 173V175L21 174ZM39 172V173H38ZM50 172V173H49ZM77 172V173H76ZM87 172V173H86ZM92 174H91V173ZM118 172V173H117ZM127 172V173H126ZM149 172V174H148ZM162 172V173H161ZM169 174L167 175L166 174ZM174 172V174L172 173ZM177 172V173H176ZM190 172V173H189ZM240 172V173H239ZM3 173V175H2ZM20 175H19V174ZM57 173V174H55ZM61 173V174H60ZM81 173V174H80ZM132 173V174H129ZM143 173V175L145 176H141ZM151 173V174H150ZM171 173V174H170ZM205 173V174H204ZM226 173V174H224ZM239 173V174H238ZM241 173V174H242ZM258 173L257 175L254 174ZM9 174V175H6ZM17 174V175H16ZM86 174V175H85ZM160 174V175H159ZM165 174V175H164ZM177 174V175H176ZM180 174V175H179ZM182 174H185V178L188 180H184L185 178L182 177ZM190 174V176H189ZM198 174V175H197ZM203 174L205 176H203ZM213 174V175H212ZM254 176H253V175ZM16 175V176H15ZM33 175V176H31ZM37 175V176H36ZM45 175V176H44ZM57 175V176H56ZM119 175V176H117ZM135 179H132V177ZM135 177H134V176ZM152 175V176H149ZM173 175L167 178V176ZM175 175V176H174ZM178 175L181 178L180 181H178L180 179V177H178ZM208 177H207V176ZM222 175L226 176H231V177H226L229 179L228 183H226L227 181H225V177ZM246 175H247V179H246ZM260 175V176H259ZM5 176V177H3ZM25 176L27 178H25ZM44 176V177H43ZM52 176V177H51ZM98 176V177H97ZM137 176V177H136ZM142 177L141 179L139 178ZM194 176H197L194 178ZM202 176V177H201ZM215 176V177H214ZM7 177V180H5ZM22 177V178H21ZM34 177V178H33ZM69 177V178H68ZM117 177V179H116ZM125 177V178H124ZM130 177V178H129ZM147 177V179H146ZM152 179H150V178ZM177 177L179 178L177 180ZM251 177V178H250ZM5 178V179H3ZM20 178V179H19ZM68 178V179H67ZM114 178V181H113ZM166 178V180H165ZM191 178V179H190ZM195 180H193V179ZM199 178H202V180H200ZM214 178V179H213ZM235 178V179H234ZM257 178V180H256ZM13 179V180H12ZM46 179V180H45ZM139 179V180H138ZM145 179V180H144ZM213 179V180H212ZM224 179V180H223ZM232 179L234 180V183L232 181ZM241 179V180H240ZM259 179V180H258ZM4 180V181H2ZM21 180V181H20ZM28 180V181H27ZM40 180V181H38ZM98 180V181H97ZM159 180V181H158ZM164 180V182H163ZM177 180V181H176ZM193 180V181H192ZM202 182H200V181ZM216 180V181H215ZM242 181V183H239V181ZM252 180V181H251ZM2 181V182H1ZM107 183H106V182ZM124 181V182H123ZM126 181V182H125ZM131 181V182H130ZM140 181L142 182V184L140 183ZM206 181V182H205ZM211 181V182H210ZM25 182V183H24ZM47 182V183H46ZM60 182V183H58ZM103 182V183H101ZM119 182V183H118ZM129 182V184H128ZM157 182V183H156ZM179 182V183H178ZM189 182H191L190 184H188ZM194 182V183H193ZM232 182V183H231ZM246 182V183H245ZM12 183V185H11ZM29 183V184H27ZM32 183V184H31ZM46 183V184H45ZM49 183V184H48ZM58 183V184H57ZM71 183V185L69 184ZM74 183V184H73ZM112 183V184H111ZM132 183V184H131ZM153 183V184H152ZM169 185H168V184ZM182 183V184H181ZM185 183V184H183ZM200 184L199 189L202 190L200 191L198 189V186L196 184ZM210 183V185H209ZM213 183V185H212ZM220 183V184H219ZM226 183V186H225ZM6 184V185H5ZM24 184V185H23ZM48 184V186H47ZM52 184V185H51ZM54 184V185H53ZM57 184V185H56ZM61 184V187H60ZM69 184V185H68ZM108 186H107V185ZM134 184V185H133ZM158 184V185H157ZM161 184V185H160ZM165 184V185H164ZM192 184L196 185V187H194ZM202 184L204 186H202ZM208 184V185H207ZM227 184H230L228 186H230L228 188ZM239 184V186H238ZM241 184V185H240ZM258 184V185H257ZM20 185V186H19ZM22 185V186H21ZM31 185V186H30ZM67 185V186H66ZM137 185V186H136ZM140 185V186H139ZM160 185V186H159ZM163 185V186H162ZM189 185V186H188ZM206 185V187H205ZM234 185V186H233ZM241 186V188L239 189L238 187ZM5 186V187H4ZM35 189H34V187ZM38 186V187H37ZM55 186V187H54ZM128 186V187H127ZM142 186V187H141ZM152 186V187H150ZM156 186V187H155ZM169 186V187H168ZM209 186V187H208ZM224 186V187H221ZM244 186V187H243ZM2 187V188H1ZM11 187V188H10ZM38 189H37V188ZM77 187V188H76ZM141 187V188H140ZM162 187V188H161ZM165 187V188H164ZM175 187V189H174ZM205 187V188H204ZM228 189H227V188ZM237 189H236V188ZM253 187V188H252ZM27 188V190H26ZM33 188V189H31ZM74 188V189H73ZM144 188V189H143ZM148 188H150L148 190ZM155 190H154V189ZM161 188V189H159ZM168 188V189H167ZM171 188V189H170ZM173 188V189H172ZM182 188V189H181ZM186 188V189H184ZM195 188V189H193ZM224 188V189H223ZM232 188V189H231ZM235 188V189H234ZM257 188V189H256ZM5 191H4V190ZM43 189V190H42ZM59 189V190H58ZM71 191H70V190ZM78 189V190H77ZM139 189V191H138ZM141 189V190H140ZM146 189V191H145ZM152 189V190H151ZM164 189H166L168 191H164ZM186 191H184V190ZM205 189V190H204ZM212 189V190H211ZM214 189V190H213ZM217 189V190H216ZM227 189V190H226ZM239 189V191H238ZM14 194H12V191ZM17 190V191H16ZM33 190V191H32ZM41 190V191H40ZM56 190V191H55ZM62 190V191H61ZM75 190V191H74ZM81 190V191H80ZM104 190V191H103ZM109 192H108V191ZM127 190V191H126ZM159 190V191H158ZM174 190V192H172ZM177 190V192H175ZM191 190V192H190ZM204 190V191H203ZM210 190V191H209ZM232 190V191H231ZM258 190V191H257ZM260 190V191H259ZM9 191V192H7ZM23 191V192H22ZM28 191V192H26ZM55 191V192H53ZM58 191V192H57ZM65 191V193H64ZM95 191V192H94ZM122 193H119V192ZM131 191V193H130ZM134 191V192H133ZM137 191V192H136ZM154 191V192H153ZM208 191V192H207ZM214 191V192H213ZM217 191V192H215ZM224 191H227L224 192ZM2 192V193H1ZM5 192V193H4ZM34 192V193H33ZM51 192V194H50ZM63 192V195H62ZM156 192V193H155ZM165 192V193H164ZM196 193V195L194 193ZM213 192V194H211ZM219 192L221 194H219ZM224 192V193H223ZM4 193V194H3ZM8 193V194H7ZM32 193V194H30ZM56 193V194H55ZM96 193V194H95ZM114 193V194H113ZM125 195H124V194ZM127 193V194H126ZM135 193V194H134ZM140 193V194H139ZM142 193V194H141ZM146 193V194H145ZM147 193H149L147 195ZM158 193V195H157ZM162 193V194H160ZM176 194L174 195V194ZM199 193V194H197ZM207 193V194H206ZM232 193V194H231ZM234 193V194H233ZM236 193V194H235ZM239 193V194H237ZM262 193V194H261ZM7 194V195H5ZM18 194V195H17ZM28 194V195H27ZM38 194H40L41 196H39ZM55 194V196H54ZM116 194V195H115ZM119 194V195H118ZM166 194V195H164ZM170 194V195H169ZM182 194V198L181 195ZM187 196V198L184 196ZM192 194V195H190ZM206 194V195H204ZM252 194V195H251ZM2 195V196H1ZM30 195V196H29ZM32 195V196H31ZM44 195V196H43ZM50 197H49V196ZM154 195V198H152V196ZM156 195V196H155ZM199 197H198V196ZM202 195V196H201ZM227 197H226V196ZM262 195V196H261ZM17 196V197H16ZM34 196V197H33ZM43 196V197H42ZM52 200H50L48 197ZM79 196V199H78ZM82 196V197H81ZM84 196V197H83ZM93 196V197H92ZM104 196H108L107 198ZM109 196H113L112 198ZM115 196V197H114ZM126 196V197H125ZM141 196V197H140ZM151 196V199L149 198ZM175 196V197H172ZM184 196V197H183ZM189 196V197H188ZM192 196V197H190ZM224 196V198H222ZM231 196V197H230ZM233 196V197H232ZM242 196V198H240ZM4 197V198H3ZM7 197V198H6ZM10 197V198H9ZM22 197V198H21ZM36 197V198H35ZM38 197V198H37ZM40 197V198H39ZM45 197V198H44ZM92 197V198H91ZM120 197V199H119ZM123 197V198H122ZM128 197V198H127ZM131 197V198H130ZM195 197V198H194ZM245 199H244V198ZM249 199H247V198ZM12 198V199H11ZM18 198V200H17ZM19 198H21L19 200ZM25 198V199H24ZM68 198V199H67ZM81 198V199H80ZM114 198V199H113ZM135 198V199H134ZM142 198V199H141ZM145 198V199H144ZM195 199V200H191ZM200 199L198 201V199ZM206 198V199H205ZM9 199V200H7ZM11 199V200H10ZM16 199V200H15ZM47 199V200H46ZM55 199V200H54ZM58 199V200H57ZM61 199V201H60ZM85 199V200H84ZM113 199V200H112ZM119 200V202L117 200ZM124 199H126L127 201H125ZM128 199L130 200V202L128 203ZM132 199V200H131ZM139 199V200H138ZM173 199V200H172ZM180 199V200H178ZM214 199V200H213ZM232 199V200H231ZM236 199V200H235ZM254 199V200H253ZM257 199V200H256ZM259 199V200H258ZM23 200V202L21 201ZM28 200V201H27ZM34 201L32 203H30V201ZM39 200V201H38ZM42 200V201H41ZM45 203H44V201ZM67 200V201H66ZM89 202H88V201ZM124 200V201H123ZM149 200V201H148ZM151 200V201H150ZM170 200V201H169ZM186 200V201H185ZM189 200V201H188ZM242 200V201H240ZM245 200V201H244ZM261 200V201H260ZM9 203H8V202ZM12 201V202H11ZM19 203H17V202ZM38 201V202H36ZM48 201V202H46ZM53 201V202H52ZM58 201V202H56ZM63 201V203H62ZM72 201V202H70ZM80 201L82 203V201H84L82 204H80ZM112 201V202H111ZM115 201V203L113 202ZM117 201V202H116ZM123 201V202H122ZM132 201V202H131ZM135 201H137V204ZM144 201V202H143ZM154 201V203L152 204V202ZM162 201V203L160 202ZM180 201V202H179ZM184 201V202H183ZM208 201V202H207ZM220 201V202H219ZM227 201V202H226ZM247 201V202H246ZM7 202V203H6ZM11 202V203H10ZM27 202V205H25ZM44 205H41V203ZM70 202V203H68ZM86 202V203H85ZM141 202L143 203V205L141 204ZM149 202V203H148ZM151 202V204H150ZM166 202V203H164ZM172 202V203H171ZM179 202V203H178ZM198 202V203H197ZM218 202V203H216ZM262 202V203H259ZM13 203V204H12ZM25 203V204H24ZM34 203H37L36 205ZM57 203V204H55ZM68 205H67V204ZM89 203V204H88ZM96 203V204H95ZM101 203V204H100ZM124 203V204H123ZM133 203V204H132ZM171 203V204H169ZM177 203V204H175ZM192 203V204H191ZM221 203V204H220ZM232 203V204H230ZM252 203V204H251ZM9 204V205H8ZM32 204V206H31ZM34 204V205H33ZM50 207H49V205ZM62 204V205H61ZM64 204V205H63ZM87 204V205H86ZM99 204V205H98ZM108 204V205H107ZM119 204V205H118ZM136 204V205H135ZM173 204V205H172ZM203 204V205H202ZM226 204V205H225ZM230 204V205H229ZM243 206H242V205ZM250 204V205H249ZM262 204V205H261ZM13 207H10V206ZM17 206L16 208L14 207ZM24 205V206H22ZM46 205V207H45ZM48 205V207H47ZM53 205V206H52ZM56 205V206H55ZM58 205V207H57ZM68 207H66V206ZM71 205V206H69ZM74 205V206H73ZM76 205V207H75ZM83 205V206H82ZM85 205V206H84ZM126 205V207H125ZM152 205V206H151ZM168 205V206H167ZM177 207H176V206ZM195 205V206H193ZM198 205V206H197ZM217 205V206H216ZM226 207H225V206ZM253 205V206H252ZM61 206V207H60ZM93 206V208H92ZM98 206V207H96ZM102 206V207H101ZM104 206V207H103ZM179 206V207H178ZM186 206V207H185ZM192 206V211H188V207ZM200 209H197V207ZM220 208H219V207ZM235 209H234V207ZM237 206V207H236ZM239 206V207H238ZM242 206V207H241ZM247 206V207H246ZM250 206V207H249ZM258 206V207H257ZM260 206V207H259ZM24 207V208H23ZM33 207V208H32ZM43 207V208H42ZM52 207V208H51ZM60 207V208H59ZM71 207V208H70ZM73 207V208H72ZM89 207V208H88ZM137 207V209L135 208ZM140 207V208H139ZM150 207H152L151 209H149ZM160 207V208H159ZM166 207L168 208V210H166ZM176 210H175V208ZM182 207V209H181ZM185 207V209L183 210V208ZM196 207V208H193ZM211 207V208H209ZM214 207V208H213ZM216 207V208H215ZM225 207L227 209V211L222 208ZM253 207V208H252ZM256 207V208H255ZM41 208V209H40ZM64 208V209H63ZM70 208V209H69ZM88 208V210H87ZM95 208V209H94ZM121 208V209H120ZM142 208V209H141ZM159 208V209H158ZM163 208V209H162ZM181 210H178V209ZM222 208V209H221ZM229 208V209H228ZM233 209L231 211V209ZM237 208V209H236ZM246 208V209H245ZM255 208V209H254ZM32 211H31V210ZM46 209V210H44ZM85 209V210H84ZM115 209V210H114ZM125 209V210H124ZM140 209V210H138ZM144 209V210H143ZM146 209V210H145ZM162 209V210H161ZM172 209V210H171ZM191 209V208H190ZM208 209V210H206ZM216 211H215V210ZM220 209V210H219ZM251 209V210H250ZM4 212H3V211ZM37 210V211H35ZM40 210V212H39ZM53 210V213H51ZM100 210V213H99ZM108 210V211H107ZM119 210V211H118ZM123 210V211H122ZM130 210V212H129ZM135 210V211H132ZM154 210V211H152ZM160 212H158V211ZM174 210V212H173ZM183 210V211H182ZM195 212H194V211ZM214 210L215 212H217V210L223 212V213H219V211L217 212V214L212 211ZM240 210V211H239ZM249 210V211H248ZM256 210L258 211L257 214L256 211H254V213L256 214H251L250 217H248L250 214L249 213H253L252 211ZM43 211V212H42ZM60 212V216L59 214H57ZM67 211V212H66ZM75 211V212H74ZM91 211V212H90ZM94 211V212H93ZM118 211V212H115ZM125 211V213H124ZM147 213H146V212ZM182 211V212H181ZM185 211V213H184ZM187 211V212H186ZM237 211L241 212H245L246 213V217L248 218H241L243 217V212L238 213ZM248 211V212H247ZM48 215H47V213ZM85 212V213H83ZM90 212V213H89ZM97 212V213H96ZM133 212L134 214L132 215ZM144 212V213H143ZM154 212V213H153ZM158 212V214H157ZM162 212V215H161ZM168 212V213H167ZM192 212V213H191ZM213 212V214L211 213ZM226 212V213H225ZM230 212V214H229ZM38 213V214H37ZM45 213V214H44ZM64 213V214H63ZM95 213V214H94ZM105 213V214H104ZM109 215H108V214ZM118 213V214H117ZM124 213V214H123ZM130 213V214H128ZM171 213V214H170ZM173 213V214H172ZM184 213V214H183ZM192 215L190 217V214ZM196 213V214H195ZM202 213V214H201ZM205 215H204V214ZM238 213V217H233L232 219H228V217L230 215H234L237 216ZM244 213V214H245ZM248 213V216H247ZM25 214V215H24ZM67 214V215H66ZM75 214V216L73 215ZM85 214H89V215H85ZM101 214V216H100ZM128 214V215H127ZM149 214V215H148ZM152 214V215H151ZM156 214V215H155ZM166 214V216H165ZM170 216H169V215ZM178 216H177V215ZM189 216H188V215ZM195 214V215H194ZM215 214V215H214ZM223 214V215H222ZM236 214V215H235ZM30 218H28L27 216ZM46 215V216H45ZM51 215V216H50ZM63 215V216H61ZM84 215V216H83ZM108 217H105V216ZM118 215V216H116ZM121 215V217L119 216ZM141 215V216H140ZM143 215V216H142ZM174 217H173V216ZM180 215V216H179ZM182 215V216H181ZM187 215V216H186ZM199 215V216H197ZM201 215V216H200ZM211 216V217H207V216ZM213 215V216H212ZM229 215V216H228ZM241 217H240V216ZM256 215V217H255ZM12 216V217H10ZM16 216V218H15ZM20 218H19V217ZM22 216V217H21ZM24 216V217H23ZM34 216V217H33ZM93 216V217H92ZM96 216V217H95ZM111 220H110V218ZM116 216V218H115ZM132 216V217H131ZM169 216V217H168ZM173 219H172V217ZM176 216V217H175ZM196 216V217H195ZM204 216V217H203ZM209 219V222L207 223V218ZM215 216V217H214ZM223 218H222V217ZM254 216V218L252 219L251 217ZM259 216V219L258 217ZM261 216V217H260ZM28 219H27V218ZM41 217V219H40ZM58 217V218H57ZM78 217V219H77ZM83 217V218H82ZM88 217V218H86ZM120 217V219H119ZM123 217V218H122ZM138 217H140L138 219ZM145 217V218H143ZM153 217V218H152ZM168 217V218H167ZM185 217V218H184ZM199 217V218H198ZM201 217V218H200ZM227 219H224L226 218ZM245 217V216H244ZM3 218V219H2ZM32 218V219H31ZM48 219V220H45ZM54 220H50V219ZM56 218V219H54ZM64 218V219H63ZM90 218V219H89ZM95 218V220H94ZM97 218V219H96ZM108 221H106V219ZM114 218V220L112 219ZM131 218V219H130ZM134 218V219H132ZM150 218V219H148ZM158 220H155V219ZM160 218V219H159ZM176 218V220H175ZM187 218V220H186ZM190 218V219H189ZM193 218V219H192ZM198 220L196 225L195 224V219ZM198 218V219H197ZM230 218V217H229ZM239 220V222H237V219ZM262 218V219H261ZM58 219V221H57ZM62 221H61V220ZM69 219V222L67 221ZM92 219V220H91ZM130 219V220H129ZM138 219V220H137ZM181 220V222H178V220ZM201 219V220H200ZM206 219V223L203 222V220ZM213 220L210 224V220ZM220 220L222 223H224L223 221L225 220V223L227 224V220H229L228 222V226L226 224H223L218 221ZM224 219V220H223ZM235 219L234 223L233 220ZM240 219L242 220L240 222ZM243 219H248V222L246 223ZM249 219H251V221L249 222ZM258 219V220H257ZM9 220V221H8ZM15 220V221H14ZM19 220V221H18ZM29 220V221H28ZM40 220V222H39ZM42 220V221H41ZM50 220V221H49ZM56 220V221H55ZM60 220V222H59ZM75 220V221H74ZM94 220V222H93ZM99 222H98V221ZM117 220V221H116ZM125 220V221H124ZM133 220V221H132ZM136 220V221H135ZM151 220V221H150ZM153 220V221H152ZM161 220V221H160ZM163 220V221H162ZM171 222H170V221ZM179 220V221H180ZM185 220V221H183ZM191 220L193 221V223L191 222ZM230 220L234 223H230ZM253 220V222H252ZM257 220V221H256ZM6 221V222H5ZM21 221V222H20ZM23 221V222H22ZM45 221V222H44ZM54 225H53V223ZM66 221V222H65ZM78 221V223H77ZM88 221V222H87ZM146 221V222H145ZM156 221V222H155ZM165 221V222H164ZM217 221V222H216ZM8 222V223H7ZM28 222V223H27ZM50 224H49V223ZM58 222V223H57ZM73 222V223H72ZM76 222V223H75ZM80 222L82 224H80ZM98 224H97V223ZM138 222V223H137ZM151 222V223H150ZM173 222V224H172ZM178 222V223H176ZM186 222V224H185ZM190 222V224H189ZM256 222V223H254ZM261 222V223H260ZM6 223V224H5ZM38 223V224H37ZM65 223V224H63ZM68 223V224H67ZM100 223L102 225H100ZM114 223V224H113ZM130 223V224H129ZM144 223V224H143ZM160 223V226H159ZM165 223V225H164ZM176 223V224H175ZM188 223V224H187ZM201 223V225H200ZM232 224V225H229ZM245 225H242L244 224ZM251 223V224H250ZM254 223V224H253ZM9 224H11L9 226ZM24 224V225H23ZM29 224V225H28ZM48 224V225H47ZM75 224V225H74ZM84 224V225H83ZM88 224V225H86ZM92 224V225H91ZM183 224V225H181ZM209 224V225H208ZM217 224V225H216ZM248 224V225H247ZM25 225L27 226L25 228ZM36 225V226H35ZM53 225V226H52ZM58 225V226H57ZM72 226L71 227H69ZM112 225V226H111ZM136 225V226H135ZM138 225V226H137ZM163 225V226H161ZM169 225V226H168ZM171 225V226H170ZM181 225V226H180ZM193 225V226H192ZM258 225V226H257ZM262 225V226H261ZM32 226V228H31ZM38 226V227H37ZM65 226V227H64ZM68 226L70 229H68ZM132 226V227H131ZM141 226V227H140ZM189 226V227H188ZM197 226V227H196ZM206 226V227H205ZM211 226V227H208ZM218 226V227H217ZM223 226V227H220ZM233 228H231V227ZM241 226V228H240ZM243 226L246 228V231L244 230L245 228H243ZM252 226V227H251ZM260 226V227H259ZM24 227V228H23ZM37 227V228H36ZM59 227V228H58ZM61 227V229H60ZM83 227V228H82ZM117 227V228H115ZM164 227V228H163ZM195 227V228H194ZM200 227V228H199ZM203 227V229H202ZM240 229H238V228ZM261 228L259 230V228ZM22 228V230H21ZM31 229L27 230V229ZM34 228V229H33ZM36 228V229H35ZM39 228V229H38ZM46 228V229H45ZM49 228V229H48ZM65 228V229H64ZM76 228V229H75ZM80 228V229H79ZM109 228V229H108ZM155 228V229H154ZM168 228V229H167ZM173 228V229H172ZM177 228V229H176ZM186 228V229H185ZM198 228V229H196ZM207 228V229H206ZM213 228H217L212 230ZM230 228V229H229ZM248 228V229H247ZM253 228V229H252ZM257 230H254V229ZM9 229V231H8ZM26 229V230H24ZM53 229V230H52ZM137 229V230H136ZM226 229L228 230V232L226 233ZM238 229V230H237ZM242 229V231H241ZM13 230V231H12ZM52 230V231H51ZM67 230V231H66ZM71 230V231H70ZM74 230V231H73ZM97 230V231H96ZM108 230L115 232L117 231L119 235H117V233L114 235L110 234L112 232H109ZM115 230V231H114ZM119 230V231H118ZM131 230V231H130ZM160 230V231H159ZM222 233H220L219 232ZM236 230V232L234 231ZM245 232H244V231ZM252 230V231H250ZM262 230V231H261ZM5 233H4V232ZM26 231V232H25ZM33 231V232H32ZM47 233H46V232ZM51 231V232H50ZM107 231L109 232L107 235ZM133 231V232H132ZM167 231V233H166ZM178 231V232H177ZM191 231V232H190ZM198 231V232H197ZM219 233H218V232ZM239 231V232H237ZM261 231V232H260ZM25 232V233H23ZM35 232V234H34ZM55 232V233H54ZM57 232V233H56ZM60 232V233H59ZM67 232V234H66ZM93 232V233H92ZM94 232L99 233V234H94ZM101 232V233H100ZM106 232V233H105ZM154 232V233H153ZM199 234H196V233ZM203 232V233H202ZM216 232V233H214ZM247 232V233H246ZM250 232V234H249ZM254 232V233H251ZM259 232V233H258ZM43 233V234H42ZM64 233V234H63ZM82 233V234H81ZM91 233L92 236L89 234ZM133 233V234H131ZM140 233V234H138ZM168 235H166V234ZM174 233V234H173ZM31 234V235H30ZM52 236H49L51 235ZM55 234V235H54ZM59 234V235H58ZM62 234V235H61ZM79 234V235H78ZM86 234V235H85ZM94 234V235H93ZM114 234V233H113ZM126 234V235H125ZM135 234V235H134ZM145 235L144 237H141ZM151 234L156 235L155 237L151 238ZM176 234V235H175ZM203 234V235H202ZM256 234V236H255ZM21 235V236H20ZM28 235V236H27ZM34 235V236H33ZM48 235V236H46ZM88 235V236H87ZM90 235V236H89ZM102 237H100V236ZM112 235V236H111ZM130 235V236H129ZM131 235L135 236L137 239L134 238L133 241H136V243L132 242V240L129 238H131ZM139 235V236H138ZM153 235V236H154ZM161 235V236H160ZM164 235V236H163ZM193 235V236H192ZM209 235V236H208ZM212 235V236H211ZM241 235V236H240ZM244 235V236H242ZM247 237H246V236ZM250 235H254V236H250ZM260 235V236H259ZM63 236V237H62ZM82 236V237H81ZM99 236V237H98ZM159 236V237H158ZM167 236V237H165ZM237 238H236V237ZM262 236V237H261ZM69 237V238H67ZM78 239L77 242L76 240V244H71V241L73 239ZM91 237V238H90ZM110 237V238H109ZM141 237V240L140 238ZM158 238H167V239H157ZM172 237V238H171ZM185 237V238H184ZM210 237V238H209ZM249 237V238H248ZM251 237V238H250ZM261 237V238H260ZM18 238V239H17ZM84 238V239H82ZM120 238V240H119ZM152 240H150V239ZM155 238V239H154ZM173 238H176L174 240H172ZM181 238V240L179 241V239ZM204 238H208V239H204ZM213 238V239H212ZM219 238V240H218ZM222 238V239H221ZM245 238V239H244ZM143 239V240H142ZM157 239V240H156ZM178 239V240H177ZM184 239V240H183ZM203 239V240H202ZM224 239V240H223ZM231 239V240H230ZM233 239L234 242L236 243V246H233V248L235 249V251L230 250L232 247L229 245H235L232 244L233 243ZM239 241H237V240ZM243 239V240H242ZM252 239V240H251ZM114 240V241H113ZM139 240V241H138ZM146 240V241H145ZM159 240V241H158ZM161 240V241H160ZM164 240H167V242ZM196 240V241H195ZM201 240V241H200ZM209 240V241H208ZM214 240V241H213ZM251 243H249L248 241ZM256 240V241H254ZM74 241V240H73ZM124 241V242H123ZM145 241V242H144ZM232 241V243L230 242ZM247 241V242H245ZM86 242V243H85ZM169 242V243H168ZM180 242V243H179ZM184 242V243H183ZM187 242V243H186ZM199 242L201 244H199ZM216 242V243H215ZM222 242V244L220 243ZM229 242V243H228ZM240 242H244L243 245L242 243L240 244ZM255 242V243H254ZM73 243V242H72ZM124 245H123V244ZM130 243V244H127ZM168 243V244H166ZM176 245H175V244ZM182 243V244H181ZM196 243V245L194 244ZM214 243V244H213ZM238 243V245H237ZM248 243L250 245H248ZM80 244V245H79ZM146 244V245H145ZM149 244V245H148ZM180 244V245H179ZM191 244V245H190ZM192 244L195 245L194 247H192ZM210 247H208L207 245ZM212 244L214 245V247L212 246ZM219 244V247L215 248L216 245ZM230 247H228L227 245ZM257 244V245H256ZM95 247H93V246ZM99 245V246H98ZM103 245V246H102ZM108 247H107V246ZM155 245V246H154ZM164 245V246H163ZM200 245V247L198 246ZM223 250H222V247ZM242 245V246H241ZM248 245V249L247 246ZM252 245V246H251ZM89 248H88V247ZM91 246V247H90ZM130 246V247H129ZM144 246V247H143ZM148 246V247H147ZM207 246V247H205ZM225 246V247H224ZM227 248H229L228 250H225ZM251 246V247H250ZM260 246V247H259ZM102 247V248H100ZM104 247V248H103ZM167 247V248H166ZM178 247V248H177ZM198 247V248H197ZM253 247V248H252ZM57 250H55V249ZM110 248V249H109ZM117 248V249H116ZM201 248V249H200ZM204 248V250H203ZM225 248V249H224ZM240 251H239V249ZM258 250H256V249ZM262 250H261V249ZM49 249V250H48ZM53 249V250H52ZM70 249V250H69ZM95 249V250H93ZM101 249V250H100ZM193 249V250H192ZM253 249V250H251ZM55 250V251H54ZM160 250V251H159ZM184 250V252H183ZM192 250V251H191ZM261 250V251H259ZM83 251V252H82ZM101 251V252H100ZM117 251V252H116ZM143 251H147L146 253H149V251H151L149 254H144ZM168 251L171 253L169 255ZM175 251V252H174ZM230 251V252H229ZM254 251V252H253ZM259 251V252H258ZM58 252V253H57ZM142 253V254H139ZM167 252V253H166ZM196 252V253H195ZM201 254H200V253ZM74 253V254H73ZM76 253V254H75ZM101 253V254H100ZM137 253V254H136ZM163 255L164 259V255L166 254L167 256H169L170 260L167 261V256L165 255L166 260H161L158 258H160V256L158 258L155 257V255ZM165 253V254H164ZM176 255V253H178L179 255H177L175 257V255H173L174 257V261L171 259L172 254ZM184 253H189L188 255L190 256V259H186V261L182 260L183 256L186 257L187 254L185 255ZM192 255H191V254ZM205 253V254H204ZM210 253V254H209ZM229 253V254H228ZM234 253V254H233ZM242 253V254H241ZM255 253H257V255H255ZM105 254V255H104ZM151 254V255H150ZM195 257H194V255ZM207 254V255H206ZM227 254V255H226ZM239 254V255H238ZM259 254V255H258ZM262 254V255H261ZM95 255V256H94ZM100 255V256H99ZM107 255V256H106ZM113 255V256H111ZM138 255V256H136ZM139 255L145 257L147 260H139ZM199 257L200 259H198L197 257ZM220 255L222 258H220ZM238 255V257L236 256ZM240 255H242V257H240ZM255 255V256H254ZM85 256V257H84ZM91 256V257H90ZM104 256V257H103ZM123 256V257H122ZM131 256L133 258L136 259H129ZM154 261H152L151 259H148L149 257ZM180 256V257H179ZM182 256V257H181ZM191 256L197 259L195 260H200V261H195L194 259L191 258ZM226 256V257H225ZM232 256V257H231ZM235 256V257H234ZM50 257V258H49ZM57 257V258H55ZM63 257V258H62ZM112 257V260L110 259ZM115 259H114V258ZM128 257V258H127ZM138 257V258H137ZM214 257V258H213ZM228 257H231L230 260L226 259ZM240 257V258H239ZM53 258V259H52ZM84 258V259H82ZM158 261H156V259ZM179 258V261L177 260ZM188 258V257H187ZM207 258V259H206ZM236 259V262H234V260L232 262L231 259ZM238 258V260H237ZM242 258V259H241ZM244 258V259H243ZM260 258V259H259ZM35 262H34V260ZM63 259V260H62ZM92 259V260H91ZM118 259V260H117ZM176 259V260H175ZM181 259V260H180ZM205 259V260H204ZM248 259V260H245ZM11 260V261H10ZM23 260V261H22ZM48 260V261H47ZM54 260V261H53ZM57 260V261H56ZM62 260V261H61ZM80 260V261H79ZM123 260V261H122ZM151 260V262L149 261ZM161 260V262H159ZM201 260L206 261L205 262H201ZM210 260V261H209ZM212 260V261H211ZM228 260V261H227ZM257 260V261H256ZM260 260V261H259ZM69 261V263H68ZM127 261V262H126ZM144 263H143V262ZM147 261H149L147 263ZM171 262L173 261V263H165V262ZM2 262V263H1ZM7 262V263H6ZM24 262V263H23ZM53 262V263H52ZM67 262V263H65ZM93 262V263H92ZM126 262V263H125ZM131 262V263H130ZM219 261L213 264H219ZM226 262V263H224ZM255 262L253 264H255ZM210 263V264H212ZM246 264H250L249 262Z\"/></svg>", "mask_w": 264, "mask_h": 264}, {"label": "bare ground", "instance_id": "6f19581e", "mask_svg": "<svg viewBox=\"0 0 264 264\" xmlns=\"http://www.w3.org/2000/svg\"><path fill=\"white\" fill-rule=\"evenodd\" d=\"M84 1H85V0H84ZM89 1H90V0H89ZM110 1H111V0H110ZM123 1H125V0H115V2L112 3V5H111L110 7H107V8H106V6H107V4H106V5H105V8H106L105 10H104L102 7H101L102 10H101V8L99 7L98 9L100 10V12L103 11V12L100 13L98 16L95 15V16H96V19H98V20H99V18L101 19V21H99V25H102L101 22H102L103 19H106V20L109 21V19L112 18V15H113L112 12L114 11L113 9H115L116 6L119 5L120 3H122ZM165 1H166V0H165ZM175 1H176V0H175ZM187 1H188V0H187ZM187 1H186V2H187ZM201 1H202V0H201ZM101 2H102V1H101ZM111 2H112V1H111ZM140 2H141V1H140ZM153 2H154V1H153ZM221 2H222V1H221ZM221 2L219 1L218 3H221ZM254 2H255V1H254ZM38 3H40V2H38ZM106 3H107V2H106ZM130 3L133 5L132 2H129L128 4L130 5ZM138 3H139V2H138ZM150 3H151V2H150ZM174 3H175V2H174ZM177 3H178V2H177ZM182 3H184V2H182ZM207 3H208V2H207ZM207 3H206V4H207ZM210 3H211V2H210ZM216 3H217V2H216ZM223 3H224V2H223ZM40 4H41V3H40ZM80 4H81V3H80ZM88 4H89V3H88ZM90 4H91V2H90ZM92 4H93V3H92ZM101 4H102V3H101ZM134 4H135V0H134ZM164 4H165V3H164ZM235 4H236V3H235ZM72 5L75 6V4H72ZM108 5H110L109 2H108ZM142 5H143V4H142ZM201 5H202V3H201ZM211 5H212V4H211ZM218 5H219V4H218ZM243 5H244V4H243ZM19 6H20V5H19ZM19 6H18V7H19ZM22 6H23V5H22ZM34 6H35V5H34ZM84 6H85V5H84ZM101 6H102V5H101ZM124 6H125V5H124ZM126 6H127V5H126ZM178 6H179V5H178ZM204 6H205V5H204ZM209 6H210V5H209ZM223 6H224V5H223ZM18 7H17V8H18ZM39 7H40V6H39ZM39 7H38V8H39ZM77 7H78V5H77ZM86 7H87V6H86ZM128 7H130V6H128ZM131 7H132V6H131ZM219 7H220V6H219ZM25 8L27 9L28 6L25 7ZM40 8H41V7H40ZM40 8H39V9H40ZM91 8H92V7H91ZM94 8H95V7H94ZM134 8H135V7H134ZM139 8H140V7H139ZM187 8H188V7H187ZM211 8H212V7H211ZM19 9H20V8H19ZM36 9H37V8H36ZM42 9H43V7H42ZM73 9L75 10V8H73ZM86 9H88V8H86ZM96 9H97V8H96ZM161 9H163V8H161ZM177 9H179V8H177ZM177 9H176V10H177ZM182 9H183V7H182ZM203 9H204V8H203ZM212 9H213V8H212ZM220 9H221V8H220ZM223 9H224V8H223ZM23 10H24V9H23ZM40 10H41V9H40ZM67 10H68V9H67ZM71 10H72V9H71ZM74 10H73V11H74ZM78 10H79V9H78ZM92 10H94V9L92 8L91 10H89V13H90V11H91V14L88 13L90 17H91V15L94 16V14H92V13H93ZM99 10H98V11L96 10V11L99 13ZM125 10H126V9H125ZM142 10H143V9H142ZM180 10H181V9H180ZM198 10H199V9H198ZM204 10H205V9H204ZM221 10H222V9H221ZM13 11H14V10H13ZM16 11H17V10H16ZM37 11H38V9H37ZM43 11H44V10H43ZM43 11H41V12H43ZM82 11H83V10H82ZM87 11H88V10H87ZM87 11H85L84 13L86 14ZM123 11H124V9H123ZM143 11H144V10H143ZM148 11H149V10H148ZM171 11H172V10H171ZM202 11H203V10H202ZM207 11H208V10H207ZM219 11H220V10H219ZM14 12H15V11H14ZM75 12H76V11H75ZM80 12H81V11H80ZM97 12H95V14H96ZM121 12H122V10H121ZM167 12H168V10H167ZM214 12H215V11H214ZM7 13H8V12H7ZM15 13H16V12H15ZM17 13H18V12H17ZM24 13H25V12H24ZM26 13H27V12H26ZM29 13H30V12H29ZM31 13H32V12H31ZM31 13H30V15H31ZM45 13H46V12H45ZM65 13H66V12H65ZM106 13H111V14H112V15H111V14H108L110 18H109L108 16H107L106 18H104V17L107 15ZM122 13H123V12H122ZM122 13H120V14H122ZM192 13H193V12H192ZM13 14H14V13H13ZM21 14H22V13H21ZM82 14H83V13H82ZM88 14H87V15H88ZM105 14H106V15H105ZM184 14H185V13H184ZM187 14H188V13H187ZM203 14H204V13H203ZM203 14H202V15H203ZM19 15H20V14H19ZM36 15H38V14H36ZM47 15H48V14H47ZM47 15H46V16H47ZM55 15H59L60 17L63 16V18H64V15H60V14H55ZM122 15H123V14H122ZM185 15H186V14H185ZM189 15H190V14H189ZM7 16H8V15H7ZM17 16H18V15H17ZM69 16H71V15H69ZM83 16H84V15H83ZM95 16H94V17H95ZM116 16H117V15H116ZM118 16H120V15H118ZM174 16H175V15H174ZM210 16H211V15H210ZM212 16H213V15H212ZM3 17H4V16H3ZM8 17H10V16H8ZM33 17H34V16H33ZM56 17H57V16H56ZM87 17H88V16H87ZM87 17H84V18L86 19ZM94 17H93V18H94ZM102 17H103V18H102ZM159 17H160V16H159ZM169 17H170V16H169ZM172 17H173V16H172ZM175 17H176V16H175ZM220 17H221V16H220ZM4 18L6 19V17H4ZM14 18L16 19V16H14ZM14 18H13V16H12V18H11L12 21H14L13 23L16 22V21L14 20ZM21 18H23V16H22ZM27 18H28V17H27ZM29 18H30V17H29ZM35 18H36V16H35L34 18H32V19H35ZM49 18H50V17H49ZM71 18H72V17H71ZM93 18H92V19H93ZM108 18H109V19H108ZM129 18H130V17H129ZM136 18H137V17H136ZM140 18H141V17H140ZM163 18H164V17H163ZM184 18H185V17H184ZM191 18H193V17H191ZM205 18H206V15H205ZM8 19H10V18H8ZM52 19H53V18H52ZM57 19H58V18H57ZM59 19H60V18H59ZM61 19H62V18H61ZM85 19H84V21H85ZM92 19H91V21H94V20H95V19H93V20H92ZM113 19H114V16H113ZM147 19H148V18H147ZM196 19H197V17H196ZM208 19H209V18H208ZM17 20L19 21V23H20V21L22 22V20H19V19H17ZM38 20H39V19H38ZM43 20H44V18H43ZM46 20H47V19H46ZM53 20H54V19H53ZM64 20H65V19H64ZM64 20H61V21H63V23H64V22H66V21H64ZM87 20H88V19H87ZM106 20H105V21H106ZM114 20H115V19H114ZM132 20H133V18H132ZM137 20H138V19H137ZM167 20H168V19H167ZM188 20H189V17H188ZM193 20H194V19H193ZM2 21H3V20H1L0 23H1ZM12 21H9V23H8L7 21H6V22L8 23V25H10ZM18 21H17V23H18ZM23 21H24V20H23ZM33 21H34V20H33ZM41 21H42V19H41ZM55 21H56V19H55ZM55 21H54V22H55ZM57 21H58V20H57ZM69 21H70V18H69ZM96 21H97V20H96ZM105 21H104V23H105ZM116 21H117V20H116ZM149 21H150V20H149ZM39 22H40V21H39ZM97 22H98V21H97ZM97 22H96V23H97ZM173 22H174V21H173ZM198 22H199V21H198ZM198 22H197V23H198ZM204 22H205V20H204ZM17 23H16V24H17ZM33 23H35V22H33ZM33 23H32V24H33ZM66 23H67V22H66ZM68 23H69V22H68ZM90 23H91V22H90ZM93 23H94V22H93ZM100 23H101V24H100ZM104 23H103V24H104ZM114 23H115V22H113V24H114ZM164 23H165V22H164ZM167 23H168V22H167ZM222 23H223V22H222ZM240 23H241V22H240ZM246 23H247V22H246ZM1 24H3V23H1ZM4 24H5V23H4ZM35 24H36V23H35ZM35 24H33V26H34V28L36 29L38 26L36 27ZM43 24H45V27H46V26L49 25V24H50V25L53 24V22H52V23L50 22L49 24H47V22H46V23L43 22ZM56 24L59 25V23H57V22H56ZM69 24H70V23H69ZM108 24H109V23H108ZM117 24H118V23H117ZM186 24H187V23H186ZM192 24H193V23H192ZM212 24H213V23H212ZM212 24H211V25H212ZM11 25H15V24H11ZM11 25H10V26H11ZM17 25H18V24H17ZM17 25H16V26H17ZM21 25L24 26L23 23H21ZM25 25H26V24H25ZM37 25H39V23H38ZM40 25H41V23H40ZM50 25L47 27V28H48L47 30L50 31V30H53V29H54L53 32H56L57 28L55 29V27H56L57 25L53 24V26L55 25V27L51 26L53 29L49 28ZM82 25H83V24H82ZM88 25H89V24H88ZM88 25L86 26V25L84 24V27H85V28H86V27H89ZM94 25H97L95 29H97V30L100 29V28H98V27H99L98 23H97V24H94ZM106 25H107V21H106ZM106 25H105V26H106ZM121 25H122V24H121ZM155 25H156V24H155ZM196 25H197V24H196ZM196 25H195V26H196ZM205 25H207V24H205ZM4 26H5V25H4ZM10 26H9V27L7 26L6 29L10 28ZM26 26L28 27L29 25H26ZM33 26H31V27H33ZM41 26H42V25H41ZM41 26H39L40 28H37L38 31H39V29H41ZM60 26L63 28L64 25H63V26H62V25H59V26H57V27L59 28ZM67 26H68V25H67ZM70 26H72V25H70ZM103 26H104V25L101 26L102 29L104 28ZM109 26H112V25H109ZM115 26H116V25H115ZM124 26H125V25H124ZM130 26H131V25H130ZM186 26H187V25H186ZM186 26H185V27H186ZM188 26H191V25L189 24ZM212 26H213V25H212ZM219 26H220V25H219ZM234 26H235V25H234ZM12 27H13V26H12ZM12 27H11V28H12ZM14 27H15V26H14ZM19 27H20V24H19ZM21 27H22V26H21ZM29 27H30V26H29ZM68 27H69V26H68ZM68 27H67V29L72 31V29H71V28L69 29ZM92 27H95V26H92ZM92 27L89 28V31H90V29L94 30ZM113 27H114V26H113ZM133 27H134V26H133ZM162 27H163V26H162ZM11 28H10V29H11ZM24 28H26V27H24ZM34 28H33V29H34ZM42 28H44V27L42 26ZM81 28H82V26H81ZM85 28H84V29H85ZM123 28H124V27H123ZM125 28H126V26H125ZM128 28H129V27H128ZM172 28H173V27H172ZM174 28H175V27H174ZM212 28H213V27H212ZM215 28H216V27H215ZM215 28H214V29H215ZM220 28H221V27H220ZM20 29H21V28H20ZM37 29H36V30H37ZM44 29L46 30V28H44ZM65 29H66V28H65ZM84 29H83V30H84ZM86 29H87V28H86ZM107 29H108V28H107ZM107 29H106V30H107ZM152 29H153V28H152ZM167 29H168V28H167ZM188 29H189V28H188ZM188 29H187V32L189 33ZM197 29H198V28H197ZM200 29H201V28H200ZM243 29H244V28H243ZM0 30H1V26H0ZM3 30L5 31L4 28H3ZM27 30H28V29H27ZM36 30H35V32H36ZM58 30H59V29H58ZM81 30H82V29H81ZM81 30H80V33H81ZM92 30H91V31H92ZM97 30H95V33L97 32ZM110 30H111V29H110ZM131 30L133 31V29H131ZM171 30H172V29H171ZM182 30H183V29H182ZM1 31H2V30H1ZM1 31H0V33H1ZM28 31H29V30H28ZM33 31H34V30H33ZM33 31H32V32H33ZM60 31H62V33H64V32H63V29H61V28H60ZM87 31H88V29H87ZM100 31H101V30H99V32H100ZM144 31H145V30H144ZM146 31H147V30H146ZM146 31H145V32H146ZM198 31H199V30H198ZM5 32H8V31L6 30ZM11 32H12V31H11ZM18 32H19V31H18ZM30 32H31V31H30ZM32 32H31V35H33ZM40 32H41V31H40ZM53 32L50 31V33H51L52 36H54V35L52 34ZM57 32H58L57 34H59V31H57ZM92 32H93V31H92ZM117 32H118V31H117ZM179 32H180V31H179ZM187 32H186L185 35H187ZM220 32H221V31H220ZM245 32H246V31H245ZM33 33H34V32H33ZM38 33H39V32H38ZM38 33H37V35L40 34V33H39V34H38ZM42 33H43V31H42ZM42 33H41V37L43 38V36L45 35L46 39L43 38V39H45V40L50 39V38L52 37L50 34H49L50 37L47 36V33H49V32H47V33L44 32V33H45L44 35H43ZM60 33H61V32H60ZM65 33H66V32H65ZM71 33H72V32H71ZM71 33H69V34H71ZM89 33H90V32H89ZM89 33H88V34H89ZM136 33H137V32H136ZM162 33H163V32H162ZM176 33H177V32H176ZM205 33H206V32H205ZM221 33H222V32H221ZM243 33H244V32H243ZM4 34H5V33H4ZM7 34H8V33H7ZM10 34H11V33H10ZM16 34H17V33H16ZM22 34H23V33H22ZM28 34H30V33L28 32ZM28 34H26V36H28ZM57 34H56V39L58 38ZM72 34H73V33H72ZM84 34H85V31L83 32V36H84ZM88 34H86L87 37L89 36V38H87V40H88V39H93V38L90 37V35L92 36L93 33H92V34L90 33L89 35H88ZM96 34H97V33H96ZM96 34H94V35H96ZM141 34H142V33H141ZM145 34H146V33H145ZM148 34H149V33H148ZM0 35H1V34H0ZM19 35H20V34H19ZM34 35H36V33H35ZM42 35H43V36H42ZM63 35H64V36H63ZM97 35H98V34H97ZM170 35H171V34H170ZM200 35H201V34H200ZM206 35H207V34H206ZM215 35H216V34H215ZM228 35H229V34H228ZM26 36H24V37H26ZM29 36H30V35H29ZM66 36H67V35H66ZM71 36H72V35H71ZM83 36H82V41L85 42V40H86L85 37H86V36H84L85 40L83 39ZM155 36H156V35H155ZM158 36L160 37L159 34H158ZM195 36H196V35H195ZM195 36H194V37H195ZM207 36H208V35H207ZM1 37H3V39H2V38L0 39V40L2 41V40H4V37H6V35H2ZM16 37H17V36H16ZM38 37H39V36H38ZM41 37H40V38H41ZM47 37H49V38H47ZM54 37H55V36H54ZM60 37H61V34L59 35V39H61ZM62 37H65V34H62ZM78 37H81V36H78ZM78 37H77V38H78ZM92 37H93V36H92ZM144 37H145V36H144ZM144 37H143V38H144ZM146 37H147V35H146ZM184 37H185V36H184ZM186 37H187V36H186ZM190 37H191V36H190ZM221 37H222V36H221ZM9 38H10V37H9ZM20 38H21V37H20ZM20 38H19V39H20ZM29 38H30V37H29ZM31 38H32V37H31ZM72 38H73V39H72ZM72 38H71V39L73 40V42H72L71 40H70V41H71L72 43L76 42V41L74 40V37H72ZM95 38H96V37H95ZM124 38H125V37H124ZM140 38H141V37H140ZM181 38H182V36H181ZM188 38H189V37H188ZM191 38H192V37H191ZM225 38H226V37H225ZM6 39H7V38H6ZM17 39H18V38H17ZM33 39H34V38H33ZM52 39H54V38L52 37ZM64 39H65V38H64ZM78 39H80L79 41H81V38H78ZM101 39H102V38H101ZM138 39H139V38H138ZM25 40H26V39H25ZM29 40H31V39H29ZM35 40H36V38H35ZM39 40H40V39H39ZM57 40H58V39H57ZM62 40H63V38H62ZM65 40H66V39H65ZM96 40H97V39H96ZM150 40H151V39H150ZM150 40H149V41H150ZM176 40H177V39H176ZM182 40H183V39H182ZM184 40H186V39H184ZM222 40H223V39H222ZM1 41H0V47H1V44H2ZM26 41H27V40H26ZM31 41H32V40H31ZM36 41H37V40H36ZM41 41H43V40H41ZM41 41H40V42H41ZM68 41H69V40H68ZM70 41H69V42H70ZM82 41H81V42H82ZM93 41H94V40H93ZM100 41H101V40H100ZM165 41H166V40H165ZM193 41H194V40H193ZM210 41H211V39H210ZM2 42H3V41H2ZM33 42H34V41H33ZM50 42H51V41H50ZM53 42H54V41H53ZM62 42H64V41H62ZM84 42H82L83 45L85 44ZM87 42H88V41H87ZM94 42H95V41H94ZM120 42H121V41H120ZM140 42H141V41H140ZM142 42H144V41H142ZM146 42H147V41H146ZM151 42H154V41H151ZM163 42H164V41H163ZM186 42H187V40L185 41V43H186ZM190 42H191L192 45H193V42H192V41H190ZM214 42H215V41H214ZM217 42H218V41H217ZM22 43H23V41H22ZM30 43H31V42H30ZM44 43H45V42H44ZM44 43H43V44H44ZM46 43H47V41H46ZM48 43H49V42H48ZM51 43H52V42H51ZM54 43L56 44V42H54ZM64 43H66V41H65ZM77 43H78V42H77ZM89 43H90V42H89ZM92 43H93V42L91 41V44H90V45H93ZM118 43H119V42H118ZM133 43H134V42H133ZM154 43H155V42H154ZM154 43H153V44H154ZM191 43H190V44H191ZM226 43H227V42H226ZM3 44H4V43H3ZM28 44H29V43H28ZM32 44H33V43H32ZM66 44H67V43H66ZM80 44H81V43H80ZM82 44H81V46H82ZM87 44H88V43H87ZM136 44H137V43H136ZM138 44H139V43H138ZM141 44H142V43H141ZM148 44H150V43H148ZM157 44H158V43H157ZM157 44H156V46H158ZM162 44H163V43H162ZM162 44H161V45H162ZM176 44H177V43H176ZM176 44H175V47H176ZM179 44H180V43H179ZM19 45H20V44H19ZM24 45H25V44H24ZM30 45H31V44H29V46H30ZM41 45H42V44H41ZM47 45H48V44H47ZM47 45H45V46H47ZM71 45L73 46V45H75V44H71ZM78 45H79V44H78ZM88 45H89V44H88ZM161 45H159V46H161ZM185 45H186V44H185ZM187 45H188V44H187ZM187 45H186V46H187ZM34 46H35V45H34ZM48 46H49V45H48ZM55 46H56V45H55ZM66 46H69V44L66 45ZM79 46H80V45H79ZM81 46H80V47H81ZM136 46H137V45H136ZM143 46H145V44H144ZM151 46H152V45H150V47H151ZM162 46H163V45H162ZM167 46H168V45H167ZM171 46H172V45H171ZM179 46H180V45H179ZM183 46H184V45H183ZM189 46H190V45H189ZM20 47H21V45H20ZM31 47H32V46H31ZM31 47L29 48L30 50H31ZM40 47H41V46H40ZM40 47L37 45V48H38V49H39ZM64 47H65V46H64ZM77 47H78V46H77ZM77 47H76V48H77ZM106 47H107V46H106ZM133 47H134V46H133ZM137 47H138V46H137ZM140 47H141V46H140ZM146 47H147V46H146ZM17 48H18V46H17ZM66 48H68V47H66ZM70 48H71V47H70ZM76 48H75V49H76ZM100 48H101V47H100ZM119 48H120V47H119ZM142 48H143V47H142ZM151 48H152V47H151ZM151 48H148V47L145 48V47H144L143 49L145 50V49H151ZM155 48H157V47H155ZM167 48H168V47H167ZM186 48H187V47H186ZM186 48H185V49H186ZM231 48H232V47H231ZM14 49H15V48H14ZM32 49H33V48H32ZM35 49H36V48H35ZM35 49H34V50H35ZM47 49H49V48H47ZM73 49H74V48H73ZM82 49L84 50V48L81 47V52H82ZM93 49H94V48H93ZM113 49H114V48H113ZM129 49H130V48H129ZM134 49H136V48H134ZM138 49H139V48H138ZM138 49H137V50H138ZM158 49H159V47H158ZM158 49H156V50H157L156 52L159 51ZM160 49H162V48H160ZM173 49H174V48H173ZM180 49H181V48H180ZM17 50H18V49H17ZM42 50H44V49L42 48ZM53 50L55 51V49H52L51 51L53 52ZM56 50H57V49H56ZM79 50H80V48H79ZM85 50H86V49H85ZM87 50H88V49H87ZM87 50H86V51H87ZM90 50H91V48H90ZM110 50H111V49H110ZM141 50H142V49H141ZM151 50H154L153 52L155 53V49H151ZM165 50H166V49H162L161 52H162V51H165ZM174 50H176V48H175ZM177 50H178V48H177ZM191 50H192V49H191ZM4 51H5V50H4ZM71 51H72V52H73V51H76V53H77V49H76V50H71ZM118 51H119V50H118ZM132 51H133V50H132ZM134 51H135V50H134ZM138 51H139V50H138ZM146 51H147V50H146ZM148 51H149V50H148ZM148 51H147V52H148ZM167 51H168V52H172L173 50H172V51H171V50H166V53H167ZM29 52H30V51H29ZM38 52H39V50H38ZM38 52H37V53H38ZM41 52H42V51H40L39 53H41ZM45 52H47V51H45ZM45 52L43 51V53H45ZM52 52H51V53H52ZM72 52H71V53H72ZM141 52H142V51H141ZM153 52H152V53H153ZM159 52H160V51H159ZM185 52H188V50L185 51ZM190 52H192V51H190ZM190 52H189V53H190ZM48 53H49V52H48ZM53 53H54V52H53ZM56 53H58V52H56ZM56 53H55V54H56ZM74 53H75V52H74ZM74 53H72V56L75 55ZM134 53H135V52H134ZM134 53H132V54H134ZM143 53H144V52H143ZM166 53L163 52L162 54H166ZM179 53H180V52H179ZM182 53H183V51H182ZM189 53H188V54H189ZM29 54H31V53H29ZM49 54H50V53H49ZM55 54H54V55H55ZM69 54H70V53H69ZM73 54H74V55H73ZM77 54H79V52H78ZM77 54H76V55H77ZM132 54H129V55H132ZM138 54H139V53H138ZM138 54H137V55L135 54V55L139 57L140 55H138ZM147 54H148V53H147ZM147 54H146V55H147ZM155 54H156V53H155ZM158 54H160V53H158ZM158 54H157V55H158ZM162 54H160L161 57H162ZM170 54H171V53H170ZM174 54H175V52H174ZM184 54H186V53H184ZM191 54H192V53H191ZM191 54H190V55H191ZM35 55H36V54H35ZM39 55H40V54H39ZM46 55H47V54H46ZM52 55H53V54H52ZM54 55H53V56H54ZM57 55H58V54H57ZM57 55H55V56H57ZM60 55H61V54H60ZM60 55H59V56H60ZM80 55H81V54H80ZM80 55H79V56H80ZM98 55H100V54H98ZM135 55H133L135 59H134V58H131V59L137 60L136 57H135ZM148 55H149V54H148ZM153 55H154V54H153ZM153 55H151V56H153ZM167 55H168V53H167ZM211 55H212V53H211ZM41 56H42V54H41ZM44 56H45V54H44ZM44 56H43V57H44ZM163 56H164V55H163ZM168 56H169V55H168ZM173 56H174V55H173ZM181 56H182V55H181ZM192 56H193V54H192ZM192 56H191V57H192ZM220 56H221V55H220ZM25 57H26V56H25ZM37 57H39V56L37 55ZM37 57H36V58H37ZM48 57H49V55H48ZM50 57H51V55H50ZM50 57H49V58H50ZM75 57H77V56H74V58H75ZM131 57H132V56H131ZM143 57H144V56H143ZM143 57H142V59H143ZM155 57H156V55H155ZM155 57H154V58H155ZM158 57H159V55H158ZM169 57H170V56H169ZM174 57H175V56H174ZM178 57H179V56H178ZM182 57H183V56H182ZM186 57H187V54H186ZM207 57H208V56H207ZM28 58H29V57H28ZM45 58L47 59V57H45ZM54 58H55V57H54ZM56 58L58 59V57H56ZM61 58H62V57H61ZM61 58H60V59H61ZM94 58H95V57H94ZM144 58H145V59H143V61L146 60L147 57H144ZM150 58H151V59H150ZM150 58H148V59H150V62L153 61V60H152L153 57H150ZM159 58H160V57H159ZM163 58H164V57H163ZM165 58H167V57H165ZM176 58H177V57H176ZM193 58H194V56H193ZM198 58H199V57H198ZM52 59H53V58H52ZM75 59H76V58H75ZM217 59H218V58H217ZM53 60H54V59H53ZM53 60H52V61H53ZM72 60H73V59H72ZM80 60H81V59H80ZM93 60H94V59H93ZM96 60H97V59H96ZM108 60H109V59H108ZM113 60H114V59H113ZM155 60H157V59H155ZM161 60H162V59H161ZM177 60H178V59H177ZM188 60H189V59H188ZM190 60H192V59H190ZM213 60H215V59H213ZM56 61H57V60H56ZM56 61H55V62H56ZM61 61H63V60L61 59ZM74 61H75V60H74ZM76 61H77V60H76ZM121 61H122V60H121ZM143 61H141V59H140V61H139L140 64H141V62H143ZM158 61L160 62V60H158ZM158 61H154V63H157ZM169 61H170V60H169ZM169 61L167 62L168 64L170 63ZM174 61H175V60H174ZM183 61L185 62V60H183ZM192 61H194V60H192ZM55 62H53V63H55ZM132 62H133V61H132ZM134 62H135V64H136V61H134ZM134 62H133V63H134ZM172 62H173V61H172ZM186 62H187V60H186ZM50 63H51V62H50ZM56 63H57V62H56ZM58 63H60V61H59ZM63 63H64V62H63ZM66 63L69 64L70 62H65V64H66ZM117 63H118V62H117ZM165 63H166V62H165ZM178 63H180V62H178ZM181 63L183 64V62H181ZM188 63H189V62H188ZM194 63H195V62H194ZM22 64H23V63H22ZM61 64H62V63H61ZM75 64H76V62H75ZM84 64H85V63H84ZM115 64H116V63H115ZM135 64H133V66H134ZM161 64H162V61H161ZM161 64H159V66H160ZM176 64H177V63H176ZM184 64H185V63H184ZM23 65H24V64H23ZM51 65H53V64H51ZM66 65H67V64H66ZM94 65H95V64H94ZM122 65H123V63H122ZM144 65L150 67L151 63H149V65H148V64L146 65V64L144 63L143 66H144ZM157 65H158V64H157ZM170 65H171V64H170ZM170 65H169V67H170ZM172 65H173V64H172ZM191 65H192V64H191ZM44 66H45V65H44ZM58 66H59V65H58ZM64 66H65V65H64ZM64 66H63V67H64ZM81 66H82V65H81ZM118 66L120 67V64L117 65V67H118ZM136 66H138V65L136 64ZM143 66H142V67H143ZM153 66H155V65L153 64L151 67L154 68L155 70H154V69H153V70L156 72V69H157V68H155V67H153ZM159 66H158V69L161 68V67H159ZM161 66H162V70H164L165 68L163 69V65H161ZM179 66H180V65H179ZM184 66H185V65H184ZM66 67H67V69H68V66H66ZM66 67H65V68H66ZM69 67H70V66H69ZM103 67H104V66H103ZM134 67H135V66H134ZM142 67L139 66L138 68H142ZM149 67H146V69L149 68ZM166 67H167V66H166ZM192 67H193V66H192ZM198 67H199V66H198ZM14 68H15V67H14ZM61 68H62V67H61ZM65 68H63V69H65ZM82 68H83V67H82ZM84 68H85V67H84ZM99 68H100V67H99ZM120 68H121V67H120ZM120 68H119V69H120ZM131 68H132V67H131ZM136 68H137V67H136ZM172 68H174V67L172 66ZM207 68H208V67H207ZM59 69H60V68H59ZM95 69H96V68H95ZM133 69H134V68H133ZM133 69H132V70H133ZM143 69H144V68H142L141 71H142ZM146 69H144V70H146ZM168 69H169V68H168ZM175 69H176V68H175ZM175 69H173V70H175ZM178 69H179V68H178ZM178 69H177V70H178ZM190 69H191V68H190ZM25 70H26V69H25ZM47 70H50V69L48 68ZM52 70H53V69H52ZM54 70H55V69H54ZM68 70L70 71V69H68ZM98 70H99V69H98ZM122 70H123V69H122ZM137 70H138V69H137ZM137 70H136V71H137ZM144 70H143L142 72L145 73ZM148 70H150V69H148ZM148 70H146V72H147ZM177 70H176V71H177ZM183 70H184V69H183ZM183 70H181V71L184 73ZM22 71H23V69H22ZM58 71L60 72V71H62V70H58ZM69 71H68V72H69ZM81 71H82V70H81ZM86 71H87V70H86ZM105 71H106V70H105ZM112 71H113V70H112ZM120 71H121V70H120ZM129 71H130V70H129ZM134 71H135V69H134ZM138 71H139V70H138ZM138 71H137L136 73H138ZM151 71H152V69L150 70V72H151ZM169 71H170V70H169ZM171 71H172V70H171ZM181 71H180V72H181ZM190 71H193V70H190ZM27 72H28V70H27ZM30 72H31V70L29 71V73H30ZM34 72H35V71H34ZM44 72H46V71H44ZM63 72H64V70H63ZM162 72H163V71H162ZM164 72H165V71H164ZM166 72H167V71H166ZM172 72H173V71H172ZM180 72H179V73H180ZM210 72H211V71H210ZM35 73H36V72H35ZM48 73H49V72H48ZM60 73H61V72H60ZM64 73H65V72H64ZM64 73H63V74H64ZM66 73H67V72H66ZM82 73H83V72H82ZM92 73H93V72H92ZM94 73H95V72H94ZM114 73H115V72H114ZM117 73H118V72H117ZM119 73H120V72H119ZM128 73H129V72H128ZM136 73H134V76L136 75ZM147 73H149V71H148ZM147 73H146V74H147ZM151 73H152V72H151ZM151 73H150V74H151ZM194 73H195V72H194ZM11 74H12V73H11ZM19 74H21V73L19 72ZM25 74H26V73H25ZM36 74H38V73H36ZM46 74H47V73H46ZM55 74H56V73H55ZM101 74H102V73H101ZM124 74H125V73H124ZM152 74H154V73H152ZM152 74H151V75H152ZM156 74H157V75L159 74V70H158V73H155V74H154L155 77H156ZM181 74H182V73H181ZM184 74H185V73H184ZM27 75H28V74H27ZM38 75L40 76L41 74H38ZM48 75L50 76V74H48ZM52 75H53V74H52ZM67 75H68V74H67ZM89 75H90V74H89ZM122 75H123V74H122ZM125 75H126V74H125ZM130 75H131V73H130ZM138 75H139V73H138ZM138 75H137V76H138ZM147 75H148V74H147ZM154 75H152V77H153ZM164 75H165V74H164ZM166 75H167V74H166ZM8 76H9V75H8ZM42 76H43V74H42ZM46 76H47V75H46ZM46 76H45V77H46ZM97 76H98V75H97ZM97 76H96V77H97ZM131 76H132V75H131ZM162 76H163V75H162ZM173 76H174V75H173ZM192 76H193V75H192ZM10 77H12V76H10ZM20 77H21V76H20ZM20 77H19V80H20V82H22L21 79H20ZM47 77H48V76H47ZM47 77H46V78H47ZM135 77H136V76H135ZM140 77H141V76H140ZM145 77H146V76H145ZM148 77H149V76H148ZM152 77H151V78H152ZM164 77H165V76H164ZM13 78H14V77H13ZM16 78H17V77H16ZM34 78H35V77H34ZM51 78H52V76H51ZM51 78H50V79H51ZM56 78H57V77H56ZM68 78H69V77H68ZM70 78H71V77H70ZM132 78H134V77H132ZM137 78H138V77H137ZM141 78H142V77H141ZM157 78H158V77H157ZM157 78H156V79H157ZM162 78H163V77H162ZM169 78H170V77H169ZM175 78H176V77H175ZM30 79H31V77H30ZM32 79H33V78H32ZM36 79H37V78H36ZM50 79H49V80H50ZM54 79H55V78H54ZM54 79H53V80H54ZM58 79H59V78H58ZM71 79H72V81L74 80L73 78H71ZM75 79H76V78H75ZM97 79H98V78H97ZM145 79H146V78H145ZM153 79H154V78H153ZM176 79H177V78H176ZM176 79H175V80H176ZM193 79H194V78H193ZM195 79H196V78H195ZM212 79H213V78H212ZM216 79H217V78H216ZM234 79H235V78H234ZM9 80H11V78H10ZM24 80H25V79H24ZM26 80H27V79H26ZM41 80H44V79L42 78ZM47 80H48V78H47ZM47 80H44V81H47ZM55 80H57V79H55ZM60 80H61V79H60ZM60 80H59V82H61ZM79 80L81 81V79H79ZM83 80H84V79H83ZM135 80H137V79H135ZM148 80H149V79H148ZM163 80H164V79H163ZM178 80H179V79H178ZM182 80H183V79H182ZM196 80H197V79H196ZM196 80H195V81H196ZM214 80H215V79H214ZM30 81H31V80H30ZM30 81H28V82H29V83L33 82V81L30 82ZM37 81H38V80H37ZM44 81H43V82H44ZM50 81H51V80H50ZM62 81H63V82H66V81H64V80H62ZM76 81H77V80H76ZM84 81H85V80H84ZM89 81H90V80H89ZM104 81H105V80H104ZM104 81H103V82H104ZM128 81H129V80H128ZM150 81H151V79H150ZM158 81H159V80H158ZM171 81H172V80H171ZM11 82H12V81H11ZM14 82H15V81H14ZM17 82H18V81H17ZM17 82H16V83H17ZM25 82H26V81H25ZM41 82H42V81H41ZM48 82H49V81H48ZM52 82H53V81H52ZM74 82H75V81H74ZM81 82H82V81H81ZM81 82H79V83H81ZM91 82H92V81H91ZM125 82H127V81H125ZM138 82H143V81H138ZM154 82H155V81H154ZM173 82H174V81H173ZM202 82H203V80H202ZM206 82H207V81H206ZM212 82H214V81H212ZM216 82H217V81H216ZM18 83H19V82H18ZM18 83H17V84H18ZM34 83H35V81H34ZM57 83H58V81H57ZM70 83H71V82H70ZM93 83H94V82H93ZM144 83H147V82H144ZM169 83H170V82H169ZM214 83H215V82H214ZM31 84H32V83H31ZM35 84H36V83H35ZM35 84H34V86H35ZM37 84H38V83H37ZM37 84H36V85H37ZM43 84H44V83H43ZM48 84H49V83H48ZM51 84H52V83H51ZM58 84H59V83H58ZM75 84H76V83H75ZM84 84H87V83L84 82ZM105 84H106V83H105ZM167 84H168V83H167ZM198 84H199V83H198ZM10 85H11V84H10ZM19 85L21 86L22 83H20ZM27 85H28V84H27ZM32 85H33V84H32ZM39 85H40V84H39ZM39 85H37V86H39ZM41 85H42V84H41ZM53 85H54V84H53ZM64 85H66V84H64ZM71 85H72V84H71ZM82 85H83V84H82ZM88 85H89V84H88ZM91 85H92V83H91ZM91 85H90V86H91ZM97 85H98V84H97ZM97 85H96V86H97ZM99 85H100V84H99ZM119 85H120V84H119ZM138 85H139V84H138ZM144 85H145V84H144ZM144 85L141 84V86H144ZM153 85H154V84H153ZM155 85H156V84H155ZM161 85H162V84H161ZM6 86H7V85H6ZM8 86H9V83H8ZM15 86H17V85H14V87H15ZM42 86H43V85H42ZM44 86L47 87V85H45V84H44ZM48 86H49V85H48ZM55 86H56V84H55ZM61 86H62V83H61ZM74 86H75V85H74ZM74 86L72 87V89L74 88ZM93 86H94V84H93ZM107 86H108V83H107ZM115 86H116V85H115ZM123 86H124V85H123ZM146 86H147V85H146ZM22 87L25 88L26 86L23 85ZM22 87H21V88H22ZM29 87H30V85H29ZM49 87H50V86H49ZM62 87H63V86H62ZM62 87H61V88H62ZM77 87H78V86H77ZM85 87H86V86H85ZM100 87H101V85H100ZM109 87H110V86H109ZM113 87H114V86H113ZM133 87H135V86H133ZM137 87H138V86H137ZM221 87H222V86H221ZM8 88H9V87H8ZM15 88L17 89V87H15ZM18 88H19V87H18ZM30 88H32V87H30ZM36 88H37V87H36ZM42 88H43V87H42ZM44 88H45V87H44ZM95 88L98 89V90L95 89L96 91H99V92L104 93V90H105V88H107V87L104 88V87L102 86L101 88H102L103 91H101V88H100V90H99V88H97V87H95ZM143 88H144V87H143ZM147 88H148V87H147ZM149 88L151 89V86H150ZM149 88H148V90H149ZM162 88H163V87H162ZM184 88H185V87H184ZM3 89H4V88H3ZM9 89H12V88H9ZM13 89H14V88H13ZM13 89H12V91H13ZM19 89H20V88H19ZM25 89H26V88H25ZM63 89H64V88H63ZM109 89H110V88H109ZM132 89H133V88H132ZM136 89H140V88H136ZM141 89H142V88H141ZM5 90H6V89H5ZM21 90H23V89H21ZM43 90H44V89H43ZM79 90H80V89H79ZM79 90H75V92H76V91H79ZM95 90H93V91L95 92ZM122 90H123V89H122ZM143 90H145V89H143ZM202 90H203V89H202ZM214 90H215V89H214ZM17 91H19V90H17ZM82 91H83V90H82ZM82 91H81L80 93H82ZM107 91H108V90H107ZM107 91L105 90V92H107ZM109 91H110V90H109ZM117 91H118V90H117ZM134 91H135V90H134ZM136 91H137V90H136ZM140 91H142V90H140ZM151 91H152V89H151ZM196 91H197V89H196ZM260 91H261V90H260ZM7 92H8V91H7ZM13 92H14V91H13ZM19 92H20V91H19ZM21 92H22V91H21ZM84 92H86V91H83V93H84ZM111 92H112V91H111ZM129 92H130V91H129ZM142 92H143V91H142ZM155 92H156V91H155ZM158 92H159V91H158ZM201 92H202V91H201ZM10 93H11V90H10ZM16 93H17V92H16ZM78 93H79V92H78ZM80 93H79V94H80ZM92 93H93V92H92ZM107 93H108V92H107ZM107 93H105V96H106ZM134 93H135V92H134ZM199 93H200V91H199ZM25 94H26V92H25ZM52 94H53V93H52ZM116 94H118V93H116ZM127 94H128V93H127ZM191 94H192V93H191ZM194 94H195V93H194ZM261 94H262V93H261ZM10 95H11V94H10ZM69 95H70V94H69ZM72 95H73V94H72ZM74 95H75V94H74ZM87 95H88V94H87ZM92 95H97V97H100L101 93H99V96H98L97 93H96V94H91V96H92ZM109 95H110V94H109ZM122 95H123V94H122ZM195 95H196V94H195ZM212 95H213V94H212ZM53 96H54V95H53ZM75 96H76V95H75ZM89 96H90V95H89ZM126 96H127V95H126ZM167 96H168V95H167ZM206 96H207V95H206ZM4 97H5V96H4ZM48 97H49V96H48ZM54 97H55V96H54ZM93 97H94V96H93ZM97 97H96V98H97ZM101 97H102V96H101ZM138 97H139V96H138ZM52 98H53V97H52ZM79 98H80V97H79ZM91 98H92V97H91ZM102 98H103V97H102ZM104 98H105V97H104ZM104 98H103L102 101H106V100H104ZM109 98H110V97H108V99H109ZM112 98H113V97H112ZM152 98H153V97H152ZM83 99H84V98H83ZM98 99H99V98H98ZM98 99H97V100H98ZM110 99H111V98H110ZM147 99H148V98H147ZM251 99H252V98H251ZM258 99H259V98H258ZM13 100H14V99H13ZM54 100H55V99H54ZM79 100H80V99H79ZM90 100H91V99H90ZM97 100H96V101H97ZM122 100H123V97H122ZM176 100H177V99H176ZM187 100H188V99H187ZM214 100H215V98H214ZM222 100H223V98H222ZM47 101H48V100H47ZM91 101L94 102L93 100H91ZM99 101H100V100H99ZM190 101H191V100H190ZM216 101H218V100H216ZM227 101H228V100H227ZM249 101H251V100H248V102H249ZM60 102H61V101H60ZM97 102H98V101H97ZM219 102H220V101H219ZM248 102H247V103H248ZM57 103H58V102H57ZM61 103H62V102H61ZM85 103H86V102H85ZM89 103H90V102H89ZM94 103H96V102H94ZM178 103L180 104V102H178ZM181 103H182V102H181ZM184 103H186V102H184ZM189 103H190V102H189ZM194 103H195V102H194ZM206 103H207V102H206ZM217 103H218V102H217ZM221 103H222V102H221ZM237 103H238V102H237ZM249 103H251V102H249ZM249 103H248L247 105H249ZM24 104H25V103H24ZM24 104H23V105H24ZM30 104H31V103H30ZM30 104H29V105H30ZM37 104H38V103H37ZM86 104H88V103H86ZM96 104H98V103H96ZM102 104H103V103H102ZM102 104H101V105H102ZM115 104H116V103H115ZM154 104H155V103H154ZM197 104H198V103H197ZM197 104H196V106L198 107L199 104H198V105H197ZM207 104H208V103H207ZM218 104H219V103H218ZM245 104H246V103H245ZM255 104H256V103H255ZM2 105H3V104H2ZM18 105H19V104H18ZM33 105H34V103H33ZM35 105H36V104H35ZM46 105H47V104H46ZM50 105H51V104H50ZM52 105H53V104H52ZM74 105H75V104H74ZM91 105H92V104H91ZM91 105L89 104L87 107H89V106H91ZM98 105H99V104H98ZM103 105H104V104H103ZM109 105H110V103H109ZM157 105H158V104H157ZM190 105H191V104H190ZM214 105H216V103H215ZM251 105H252V107H253L254 104H251ZM39 106H40V105H39ZM39 106H37V108H38ZM53 106H54V105H53ZM53 106H52V107H53ZM59 106H60V105H59ZM66 106H67V105H66ZM70 106H73V105L70 104ZM79 106H80V103H79ZM83 106H85V105H83ZM92 106H96V105H92ZM168 106H169V105H167L166 107L164 106L165 109H166ZM172 106H173V105H172ZM196 106H194L193 108L195 109ZM209 106H211V105L209 104ZM216 106H218V105H216ZM216 106H214V110H215V107H216ZM232 106H233V104H232ZM234 106H235V105H234ZM26 107H27V109H26L25 107H23V108H25L26 110H29V109H28V106H26ZM41 107H42V106H41ZM44 107H45V106H44ZM44 107H43V108H44ZM67 107H69V106H67ZM67 107H66V108H67ZM98 107H100V106H98ZM105 107H106V106H105ZM108 107H109V106H108ZM121 107H122V106H121ZM151 107H152V106H151ZM179 107H180V106H179ZM206 107H207V105H206ZM219 107H220V106H219ZM223 107L225 108V106H223ZM229 107H230V106H229ZM240 107H241V106H240ZM8 108H9V107H8ZM20 108H21V107H20ZM29 108H31V107H29ZM33 108H34V107H33ZM71 108H72V107H71ZM83 108H84V107H83ZM111 108L113 109L112 106H111ZM118 108H119V107H118ZM153 108H154V107H153ZM157 108H161V106H159V107H157ZM169 108H170V107H169ZM171 108H173V107H171ZM171 108H170V109H171ZM181 108H183V106H182ZM201 108H202V110H201ZM203 108H204V107H201V106H200V110H197V111H198V112H199V111H202V112H203V115L205 116V115L207 114V110H206V114H204V111H205V110L203 111ZM210 108H211V107H210ZM217 108H218V107H217ZM230 108H231V107H230ZM243 108H244V107H243ZM35 109H36V107H35ZM39 109H40V108H39ZM44 109H45V108H44ZM47 109H48V108H47ZM53 109H54V108H53ZM58 109H60V108L58 107ZM62 109H63V107H62ZM62 109H61L60 111H62ZM68 109H69V108H68ZM73 109H74V107H73ZM77 109H79V108H77ZM86 109L88 110V108H86ZM184 109H185V108H184ZM187 109H188V108H187ZM189 109H190V108H189ZM208 109H209V108H208ZM212 109H213V108L209 109V111L212 110ZM218 109H219V108H218ZM222 109H223V108H222ZM234 109H235V107H234ZM234 109H232V110H234ZM253 109H255V108L253 107ZM16 110H17V109H16ZM45 110H46V109H45ZM87 110H86V111H87ZM90 110H91V107H90ZM90 110H89V111H90ZM96 110H98V108H96ZM103 110H104V109H103ZM103 110H102V111H103ZM115 110H116V108H115ZM118 110H119V109H118ZM159 110H160V109H159ZM162 110H164V109H162ZM178 110H179V109H178ZM190 110H191V109H190ZM214 110H213V111H214ZM220 110H221V109H220ZM223 110H224V109H223ZM225 110H226V108H225ZM232 110H231V111H232ZM250 110H251V108H250ZM20 111H22V110H20ZM37 111L40 113L39 110H37ZM47 111H48V110H47ZM56 111H57V110H56ZM66 111H67V110H66ZM82 111H83V110H82ZM106 111H107V110H106ZM171 111H172V110H171ZM181 111H184V110H181ZM185 111H186V110H185ZM217 111L219 112L218 114H220V111H219V110H215L216 113H217ZM221 111H222V110H221ZM235 111H236V113H237V110H235ZM242 111H244V110H242ZM261 111H262V110H261ZM48 112H49V111H48ZM50 112H52V111H50ZM50 112H49V114H52V113H53V112H52V113H50ZM91 112H92V111H91ZM111 112H112V111H111ZM116 112H117V111H116ZM137 112H138V111H137ZM168 112H169V111H168ZM188 112H189V111H188ZM225 112H227V111H225ZM228 112H230V111H228ZM247 112H249V111L247 110ZM10 113H11V112H10ZM39 113H37V114H39ZM43 113H46V112H43ZM60 113H61V112H60ZM88 113H89V112H88ZM92 113H93V112H92ZM95 113H96V111H95ZM170 113H172V112H170ZM183 113H184V112H183ZM183 113L180 112V114H183ZM189 113H190V112H189ZM195 113H196L195 111H194V113H193V111H192V114H195ZM213 113H214V112H213ZM223 113H224V112H223ZM230 113H232V112H230ZM244 113H245V112H244ZM255 113H256V114L258 113L257 110L255 111ZM40 114H41V113H40ZM47 114H48V113H46V115H47ZM93 114H94V113H93ZM99 114H100V112H99ZM167 114H168V113H167ZM172 114H173V113H172ZM180 114H179V115H180ZM185 114H186V113H184L183 115H185ZM190 114H191V113H190ZM192 114H191V115H192ZM201 114H202V113H201ZM233 114H235V113L233 112ZM240 114H242V113H240ZM245 114H246V113H245ZM245 114H244V115H245ZM253 114H254V113H253ZM253 114H252V117H254ZM256 114H255V115H256ZM259 114H260V113H259ZM0 115H1V114H0ZM43 115H44V114H42L41 116H43ZM56 115H58V114H55L54 117H56ZM65 115H66V114H65ZM68 115H69V114H68ZM72 115H73V114H72ZM75 115H76V114H75ZM84 115H86V114H84ZM101 115H103V114H101ZM111 115H112V113H111ZM111 115H110V116H111ZM115 115H116V114H115ZM199 115H200V114H199ZM208 115H209V114H208ZM208 115H207V116H208ZM220 115H222V114H220ZM235 115H236V114H235ZM250 115H251V114H250ZM260 115H261V114H260ZM2 116H3V115H2ZM21 116H22V115H21ZM37 116H38V115H37ZM63 116H64V112L62 113V116H61V117H63ZM94 116H95V115H94ZM107 116H108V115H107ZM110 116H109V118H110ZM116 116H117V115H116ZM121 116H122V115H121ZM126 116H127V115H126ZM165 116H166V115H165ZM172 116H174V115H172ZM176 116H177V115H176ZM176 116H175V117H176ZM192 116H194V115H192ZM209 116H210V115H209ZM209 116H208V117H209ZM213 116L215 117L216 115H212V117H210V119L213 118ZM217 116H218V115H217ZM223 116H224V114H223ZM229 116H230V115H229ZM238 116H239V113H238ZM256 116H257V115H256ZM256 116H255V118H256ZM258 116H259V115H258ZM258 116H257V118H258V120H259L260 117H258ZM18 117H19V116H18ZM18 117H17V118H18ZM47 117H48V116H47ZM57 117H58V116H57ZM59 117H60V115H59ZM67 117H68V116H67ZM81 117H82V116H81ZM98 117H99V115H98ZM98 117H97V118H98ZM101 117H102V116H101ZM101 117H99V118L101 119ZM111 117H112V116H111ZM179 117H180V116H179ZM190 117H191V116H190ZM190 117H188V118H190ZM194 117H195V116H194ZM201 117H202V116H201ZM224 117H226V116H224ZM224 117L221 116L222 119H225ZM230 117H231V116H230ZM233 117H234V116H233ZM242 117H243V116H242ZM247 117H248V116H246V119L249 118V117H248V118H247ZM262 117H264V116H262ZM262 117H261V118H262ZM4 118H6V117H4ZM32 118H33V117H32ZM39 118H40V117H39ZM73 118H74V117H73ZM76 118H77V120H78V116H77ZM85 118H86V117H85ZM85 118H84V119H85ZM95 118H96V117H95ZM95 118H94V119H95ZM103 118H104V117H103ZM117 118H118V117H117ZM122 118H123V117H122ZM168 118H169V117H168ZM176 118H177V117H176ZM176 118H175V119H176ZM183 118H187V116H184ZM183 118H182V115H181V119H183ZM205 118H206V116H205ZM217 118H218V117H217ZM227 118H228V116H227ZM238 118H240V116H239ZM238 118H237V119H238ZM250 118H251V117H250ZM255 118H254V120H256ZM35 119H36V118H34V120H35ZM40 119H41V118H40ZM53 119H54V118H53ZM53 119H52V120H53ZM58 119H59V118H58ZM64 119H65V118H64ZM70 119H71V117H70ZM82 119H83V117H82ZM86 119H88V117H87ZM169 119H171V118H169ZM169 119H168V120H169ZM181 119L179 118L178 120H181ZM194 119H196V117H195ZM207 119H208V118H207ZM207 119H206V120H207ZM213 119H214V118H213ZM213 119H212V120H213ZM222 119H220V116H219V121L216 122V117H215V122H216V123H218V122L220 123V122L222 121ZM240 119L243 120V118H240ZM246 119H245V120H246ZM28 120H29V119H28ZM88 120H89V119H88ZM102 120H103V119H102ZM105 120H106V119H105ZM173 120H174V118H173ZM178 120H177V121H178ZM190 120L192 121L193 119H190ZM201 120H202V119H201ZM201 120H199V121H201ZM217 120H218V119H217ZM231 120H232V119H231ZM245 120L243 121V123H245V124H246V122H249V121H250V120L248 119L249 121L246 120V122H245ZM2 121H3V120H2ZM25 121H26V120H25ZM30 121H31V120H30ZM43 121H44V120H43ZM47 121H48V120H47ZM62 121H63V120H62ZM62 121H61V122H62ZM67 121H68V119H67ZM74 121H75V120H74ZM79 121H80V120H79ZM84 121H85V120H84ZM95 121H96V120H95ZM100 121H101V120H100ZM125 121H126V120H125ZM131 121H132V120H131ZM174 121H175V120H174ZM181 121L183 122V121H185V120L183 119V120H181ZM188 121H189V120H188ZM188 121L186 120V122H188ZM193 121H194V122L191 123L192 126H193L194 123H195L194 125H196L197 122H198V123H197V126H198V125H201V126H202V122L199 124V121H197V122H195V120H193ZM204 121H205V119H204ZM204 121H203V125L206 124ZM207 121H208V120H207ZM209 121H210V120H209ZM225 121H226V119H225ZM225 121L223 120V122H225ZM229 121H230V120H228V124H229ZM234 121H237V120H235V117L233 118V120L231 121V123L234 122ZM252 121H253V119H252ZM9 122H10V121H9ZM15 122H16V121H15ZM36 122H37V121L35 120V123H36ZM61 122L59 121V123H61ZM65 122H66V121H65ZM68 122H69V121H68ZM70 122H71V121H70ZM80 122H81V121H80ZM87 122H89V121H87ZM87 122H86V123H87ZM101 122H102V121H101ZM103 122H104V121H103ZM105 122H106V121H105ZM113 122H114V121H113ZM127 122H128V121H127ZM170 122H171V121H170ZM210 122H211V121H210ZM210 122H209V123H210ZM237 122H238V121H237ZM250 122H251V121H250ZM256 122H257V121H256ZM262 122H264V120H262ZM13 123H14V122H13ZM16 123H17V122H16ZM27 123H28V122H27ZM39 123H40V122H39ZM41 123H43V122H41ZM44 123H45V122H44ZM52 123H53V122H52ZM59 123H58V124H59ZM62 123H63V122H62ZM66 123H67V122H66ZM74 123H75V122H74ZM93 123H94V122H92V124H93ZM107 123H108V122H107ZM172 123H173V122H172ZM176 123H177V122H176ZM178 123L180 124V121H179ZM184 123H185V122H184ZM188 123H189V125H190V122H188ZM212 123H214V122H212ZM225 123H226V122H225ZM235 123H236V122H235ZM239 123H240V121H239ZM239 123H238V124H239ZM243 123H242V124H243ZM252 123H254V122H252ZM45 124H47V123H45ZM80 124H81V123H80ZM84 124H85V123H84ZM87 124H88V123H87ZM92 124H91V126H92ZM94 124H95V123H94ZM161 124H162V122H161ZM173 124H174V123H173ZM179 124H176V125H179ZM220 124H221V123H220ZM222 124H223V123H222ZM228 124H227V125H228ZM245 124H243V125H245ZM247 124L249 125V123H247ZM257 124H258V123H257ZM24 125H25V124H24ZM49 125H50V124H49ZM49 125H48V126H49ZM61 125H62V124H61ZM61 125H59V126H61ZM69 125H70V123H69ZM152 125H153V123H152ZM165 125H166V124H165ZM180 125H181V124H180ZM207 125H208V124H207ZM207 125H205L204 127H206ZM218 125H219V124H218ZM218 125L215 124L214 126H218ZM231 125H232V124H231ZM250 125H252V124H250ZM7 126H8V123H7ZM14 126H15V125H14ZM16 126H17V125H16ZM16 126H15V127H16ZM25 126H27V125H25ZM30 126H34V124H33V125L31 124ZM40 126H41V125H39L38 127H40ZM43 126H44V125H43ZM54 126H55V125H54ZM54 126H53V127H54ZM71 126H72V125H71ZM89 126H90V122H89ZM89 126H88V127H89ZM95 126H96V125H95ZM162 126H163V125H162ZM192 126H191V127H192ZM212 126H213V125H212ZM222 126H223V125H222ZM222 126H219V127H220V130L222 129ZM225 126H226V125H225ZM246 126H247V125H246ZM17 127H18V126H17ZM38 127H37V128H38ZM61 127H62V126H61ZM79 127H80V125H79ZM104 127H106V125H105ZM115 127H116V126H115ZM129 127H130V126H129ZM151 127H153V126H151ZM155 127H156V126H154V127L151 128V129L153 130ZM158 127H159V126H158ZM158 127H157V128H158ZM164 127H165V126H164ZM168 127H171V126H168ZM180 127H182V126L176 127V129L178 128L176 131L182 129V128H180ZM186 127H189V126H186ZM219 127H217V128H219ZM226 127H227V126H226ZM232 127H233V126H232ZM237 127H238V125H237ZM1 128H2V127H1ZM1 128H0V129H1ZM27 128H28V127H27ZM35 128H36V126H35ZM49 128H51V126H50ZM63 128H65V127L63 126ZM67 128H69V127H67ZM92 128H93V127H92ZM98 128H99V127H98ZM107 128H108V127H107ZM172 128L174 129V125L172 126ZM183 128H184L185 131H186V128H185V127H183ZM201 128H202V127H201ZM201 128H200V130H201ZM207 128L210 129L211 126H207ZM212 128H213V127H212ZM212 128H211V129H212ZM224 128H225V127H224ZM227 128H228V127H227ZM258 128H260V127H258ZM22 129H25V128H22ZM77 129H78V128H77ZM79 129H80V128H79ZM84 129H85V128H84ZM86 129H87V128H86ZM88 129H89V128H88ZM100 129H101V127H100ZM100 129H99V130H100ZM116 129H117V128H116ZM159 129H160V127L158 128V130H159ZM163 129H164V128H162V129H160V130H163ZM170 129H171V128H170ZM187 129H188V128H187ZM195 129H197V128H195ZM198 129H199V128H198ZM203 129H204V128H203ZM211 129H210V132H212ZM225 129H226V128H225ZM233 129H236V128L233 127ZM244 129H246V128H244ZM28 130H30V129H28ZM39 130H40V129H39ZM43 130H44V127H43ZM49 130L51 131V129H49ZM55 130H56V127H55ZM57 130H58V129H57ZM59 130H60V129H59ZM62 130H64V129H62ZM71 130H73V129H71ZM89 130H90V129H89ZM92 130H93V129H91V132H92ZM106 130H107V129H106ZM158 130H157V131H158ZM168 130H169V129H168ZM182 130H183V129H182ZM205 130L207 131V129H205ZM212 130L214 131V130H216V129L214 128V129H212ZM228 130H229V129H228ZM231 130H232V129H231V127H230V131H231ZM236 130H238V128H237ZM240 130H241V126H240V128H239V131H240ZM3 131H4V130H3ZM8 131H9V130H8ZM13 131H14V130H13ZM18 131H19V129H18ZM25 131H26V130H25ZM50 131H49V132H50ZM79 131H80V130H79ZM95 131H96V129H95ZM101 131H102V130H101ZM101 131H100V132H101ZM133 131H134V130H133ZM154 131H156V130H154ZM157 131L154 132V133H157V134H155V135H156L157 138H158V135L161 134L162 131H160L161 133H159V131H158V132H157ZM163 131H164V130H163ZM169 131H170V130H169ZM172 131H173V132H170V133H168V134H172V133H174V135H175L174 130H172ZM188 131H190V130H188ZM192 131L194 132L195 130H192ZM196 131H197V130H196ZM196 131H195V132H196ZM225 131L227 132V130H225ZM233 131H234V130H233ZM255 131H256V130H255ZM4 132H5V131H4ZM16 132H17V129H16L14 135L16 134ZM21 132H22V134H23V131H21ZM39 132H42V131H39ZM49 132H48V133H49ZM62 132H63V131H62ZM64 132H65V131H64ZM64 132H63V133H64ZM102 132H104V130H103ZM112 132H113V130H112ZM164 132H165V131H164ZM178 132H179V131H178ZM181 132H183V131H181ZM186 132H187V131H186ZM186 132H185V134H186ZM190 132H191V131H190ZM195 132H194V133H195ZM200 132H201V131H200ZM217 132H218V131H217ZM252 132H253V130H252ZM27 133H28V132H27ZM43 133H44V131H43ZM50 133H51V132H50ZM59 133H61V132H59ZM66 133H67V132H66ZM83 133H84V132H83ZM109 133H111V132H109ZM116 133H117V132H116ZM123 133H124V132H123ZM152 133H153V132H152ZM152 133H151V134H152ZM158 133H159V134H158ZM166 133H167V132H166ZM191 133H192V132H191ZM191 133H190V134H191ZM206 133H208V131H207ZM212 133H213V132H212ZM212 133H211V135H212ZM214 133H215V132H214ZM221 133H222V132H221ZM227 133H228V132H227ZM241 133H242V132H241ZM243 133H244V131H243ZM243 133H242V134H243ZM24 134H25V133H24ZM24 134H23V135H24ZM30 134H31V133H30ZM40 134H41V133H40ZM45 134L47 135V133H45ZM55 134H56V133H55ZM61 134H62V133H61ZM61 134H60V135H61ZM76 134H78V133H76ZM81 134H82V131H81ZM96 134H97V133H96ZM106 134H107V132L105 133V135H106ZM130 134H131V133H130ZM168 134H165V135H168ZM179 134H180V133H179ZM183 134H184V133H182V135H183ZM185 134H184V135H185ZM187 134H189V133L187 132ZM190 134H189V135H190ZM198 134H199V131H198ZM198 134L195 133L194 135H195V136H198ZM208 134H209V133H208ZM216 134H217V133H216ZM225 134H226V133H225ZM232 134H233V133H232ZM232 134H231V135H232ZM237 134H238V133H237ZM250 134H253V133H250ZM262 134H264V133H262ZM37 135H38V134H37ZM37 135H36V136H37ZM51 135H52V134H51ZM79 135H80V133H79ZM91 135H92V134H91ZM153 135H154V134H153ZM155 135H154V137H155ZM161 135H162V134H161ZM161 135H159V136L162 137ZM172 135H173V134H172ZM172 135H170V136H172ZM192 135H193V134H192ZM211 135H210V136H211ZM217 135H218V134H217ZM217 135H216V136H217ZM15 136H16V135H15ZM33 136H34V134H33ZM41 136H42V135H41ZM83 136H84V135H83ZM89 136H90V135H89ZM107 136H108V135H107ZM199 136H201V135H199ZM205 136H206V135H205ZM205 136H204V137H205ZM207 136H208V135H207ZM222 136H223V135H222ZM225 136H226V135H225ZM229 136H230V135H229ZM229 136H228V137H229ZM248 136H249V135H248ZM259 136H260V135H259ZM22 137H24V136H22ZM22 137H21V138H22ZM25 137H26V136H25ZM44 137L46 138V136L43 135V138H44ZM48 137H49V136H48ZM53 137H54V136H53ZM58 137H59V136H58ZM65 137H66V136H65ZM68 137H69V135H68ZM85 137H86V136H85ZM164 137H165V136H164ZM186 137H187V136H186ZM201 137H203V136H201ZM213 137H214V136H213ZM240 137H241V136H240ZM5 138H6V137H5ZM5 138H4V139H5ZM9 138H10V137H9ZM13 138H14V137H13ZM16 138H17V137H16ZM16 138H15V139H16ZM28 138L30 139V136H29ZM34 138H35V137H34ZM36 138H37V137H36ZM89 138H90V137H89ZM152 138H153V137H152ZM176 138H177V137H176ZM176 138H175V139H176ZM184 138H185V137H184ZM184 138H183V139H184ZM197 138H198V137H197ZM208 138H209V137H208ZM210 138H211V137H210ZM210 138H209V139H210ZM243 138H244V137H243ZM243 138H241V139H243ZM7 139H8V138H7ZM15 139H13V140H15ZM18 139H19V138H18ZM39 139H40V138H39ZM50 139H51V137H50ZM55 139H56V138H55ZM69 139H72V138L69 137ZM80 139H81V138H80ZM154 139H155V138H154ZM162 139H163V138H162ZM169 139H170V138H169ZM194 139H196V138L194 137ZM211 139H212V138H211ZM224 139H225V138H224ZM227 139H228V138H227ZM233 139H234V138H233ZM233 139H232V140H233ZM238 139H239V138H238ZM238 139H237V140H238ZM245 139H246V137H245ZM5 140H6V139H5ZM16 140H17V139H16ZM21 140H22V139H21ZM24 140H25V139H24ZM24 140H22V141H24ZM30 140H31V139H30ZM37 140H38V139H37ZM51 140H53V139H51ZM58 140H60V139H58ZM81 140H82V139H81ZM116 140H117V139H116ZM155 140H156V139H155ZM155 140H154V143H155ZM164 140H165V138H164ZM190 140H191V139H190ZM207 140H208V139H207ZM232 140H231V141H232ZM243 140H244V139H243ZM256 140H257V139H256ZM260 140H261V139H260ZM1 141H2V140H1ZM3 141H4V140H3ZM22 141H21V142H22ZM26 141H27V140H26ZM48 141H49V140H48ZM54 141H56V140H54ZM54 141H53V142H54ZM70 141H71V140H70ZM74 141H75V140H74ZM79 141H80V140H79ZM84 141H85V140H84ZM92 141H93V138H92ZM100 141H101V140H100ZM156 141H157V140H156ZM181 141H182V140H181ZM181 141H178L177 143H179V142H181ZM187 141H188V140H187ZM195 141L197 142V140H195ZM195 141H194L193 143H195ZM214 141H215V140H213V142H214ZM219 141H220V139H219ZM238 141H239V140H238ZM244 141H246V140H244ZM39 142H40V141H39ZM44 142H45V141H44ZM51 142H52V141H51ZM62 142H63V141H62ZM62 142H61V143H62ZM64 142H65V140H64ZM67 142H68V141H67ZM112 142H113V141H112ZM161 142H162V141H161ZM167 142H169V141H167ZM175 142H176V140H175ZM183 142H185V141H183ZM183 142H182V143H183ZM190 142H191V141H190ZM190 142H189V143H190ZM199 142H200V141H199ZM216 142H217V141H216ZM223 142H224V140H223ZM228 142H229V141H228ZM228 142H227V143H228ZM246 142H247V141H246ZM16 143H17V142H16ZM30 143H31V142H30ZM41 143H42V142H41ZM41 143H40V144H41ZM45 143H47V142H45ZM55 143H56V142H55ZM58 143L60 144V142H58ZM70 143H71V142H70ZM88 143H89V142H88ZM95 143H96V142H95ZM103 143H104V140H103ZM185 143H186V142H185ZM191 143H192V142H191ZM200 143H201V142H200ZM203 143H204V142H203ZM218 143H219V142H218ZM218 143H216L217 146H218ZM220 143H221V142H220ZM240 143H241V140H240ZM240 143H239V145H240ZM243 143H244V142H243ZM12 144H13V143H12ZM12 144H11L10 146H12ZM19 144H20V143H19ZM31 144H32V143H31ZM33 144H34V142H33ZM33 144H32V145H33ZM59 144H58V145H59ZM68 144H69V142H68ZM68 144H67V146H68ZM71 144H72V143H71ZM74 144H76V143H74ZM74 144H73V145H74ZM81 144H82V143H81ZM86 144H87V142H86ZM149 144H150V143H149ZM168 144H169V143H168ZM204 144H205V143H204ZM208 144H210V143L208 142ZM225 144H226V143H225ZM225 144H224V146H225ZM237 144H238V143H237ZM241 144H242V143H241ZM4 145H5V144H4ZM47 145H48V144H47ZM63 145H64V144H63ZM105 145H106V144H105ZM110 145H111V144H110ZM182 145H183V144H182ZM185 145H186V144H185ZM185 145L183 146V148L185 147ZM193 145H194V144H193ZM198 145H199V144H198ZM202 145H203V144H202ZM206 145H207V144H206ZM231 145H232V144H231ZM16 146H17V145H16ZM21 146H22V145H21ZM26 146H27V145H26ZM26 146H25V147H26ZM52 146H53V145H52ZM70 146H71V145H70ZM91 146H92V144H91ZM107 146H109V145H107ZM118 146H119V145H118ZM123 146H124V145H123ZM127 146H128V145H127ZM129 146L133 147L132 144H130ZM194 146H195V145H194ZM208 146H209V145H208ZM212 146H214V145L212 144ZM212 146H211V147H212ZM227 146H228V145H227ZM234 146H236V145L234 144ZM256 146H257V145H256ZM1 147H2V146H1ZM12 147H13V146H12ZM23 147H24V146H23ZM23 147H22V148H23ZM33 147H34V146H33ZM45 147H46V146H45ZM55 147H56V145H55ZM58 147H60V146H58ZM65 147H66V146H65ZM92 147H93V146H92ZM102 147H104V145H103ZM179 147H180V146H179ZM191 147H192V146H191ZM201 147H202V146H201ZM214 147H216V145H215ZM219 147H220V146H219ZM222 147H223V145H222ZM236 147H237V146H236ZM10 148H11V147H10ZM30 148H31V147H30ZM61 148H62V146H61ZM90 148H91V147H90ZM90 148H89V149H90ZM105 148H107V147L105 146ZM109 148H110V147H109ZM122 148H125V147H122ZM128 148H130V147H128ZM138 148H139V147H138ZM138 148H137V149H138ZM145 148H146V147H145ZM155 148H156V147H155ZM158 148H160V146H159ZM174 148H175V147H174ZM194 148H195V147H194ZM203 148H204V147H203ZM207 148H208V150L210 151L209 147H207ZM227 148H228V147H227ZM237 148H238V147H237ZM237 148H236V150H237ZM1 149H3V148H1ZM6 149H7V148H6ZM14 149H15V148H14ZM16 149H17V148H16ZM51 149H52V148H51ZM96 149H97V148H96ZM115 149H116V148H115ZM115 149H114V151H116ZM120 149H121V148H120ZM120 149H119V150H120ZM126 149H127V148H126ZM135 149H136V148H135ZM140 149H141V148H140ZM192 149H193V148H192ZM198 149H200V148L198 147ZM217 149H218V151H219V148H216V150H214V151H216L217 154H218L219 152L217 151ZM222 149H223V151H224V148H222ZM225 149H226V148H225ZM230 149H234V148H231V146H230ZM244 149H245V148H244ZM257 149H258V148H257ZM259 149H260V148H259ZM259 149H258V150H259ZM21 150H22V149H21ZM25 150H26V149H25ZM35 150H36V149H35ZM49 150H50V149H49ZM55 150H56V149H55ZM55 150H54V151H55ZM91 150H92V149H91ZM91 150H90V151H91ZM109 150H110V149H109ZM117 150H118V148H117ZM129 150L131 151V149H129ZM148 150H149V149H148ZM153 150H154V149H153ZM158 150H159V149H158ZM158 150H157V151H158ZM174 150H177V148L174 149ZM206 150H207V149H206ZM206 150H205V151H206ZM208 150H207V151H208ZM211 150H212V149H211ZM228 150H229V149H228ZM228 150H227V151H228ZM236 150H234V151H236ZM238 150H239V149H238ZM245 150H247V149H245ZM253 150H254V149H253ZM10 151H11V150H10ZM13 151H15V150H13ZM16 151H17V150H16ZM29 151L31 152V150H29ZM32 151H34V150H32ZM83 151H84V150H83ZM111 151H113V150H111ZM124 151H125V150H124ZM124 151H123V152H124ZM126 151H127V150H126ZM140 151H141V150H140ZM169 151H170V150H169ZM182 151H183V150H182ZM182 151H181V152H182ZM199 151H200V150H199ZM209 151H208V153L206 152L208 155H209ZM214 151H213V152H214ZM240 151H241V150H240ZM248 151H249V150H248ZM0 152H1V151H0ZM17 152H18V151H17ZM19 152H21V151H19ZM49 152H50V151H49ZM56 152H57V150H56ZM70 152H71V151H70ZM74 152H75V151H74ZM76 152H77V151H76ZM131 152H132V151H131ZM136 152H137V150H136ZM141 152H142V151H141ZM141 152H140V153H141ZM149 152H150V151H149ZM154 152H155V150H154ZM154 152H153V153H154ZM160 152H162V151H159V153H156V154L160 156ZM189 152H190V150H189ZM189 152H188V154L191 153V156H193L192 151H191L190 153H189ZM201 152H203V151L201 150ZM210 152H211V151H210ZM243 152H244V150H243ZM250 152H251V151H250ZM250 152H249V154H250ZM252 152H255V150L252 151ZM256 152H257V151H256ZM22 153H23V151H22ZM32 153H33V152H32ZM37 153H38V152H37ZM59 153H60V151H59ZM81 153H82V152H81ZM117 153H118V152H117ZM127 153H128V152H127ZM235 153H236V152H235ZM238 153H240V152H238ZM238 153H237V154H238ZM244 153L247 154V152H244ZM244 153H243V155H244ZM258 153H259V151H258ZM3 154H4V153H3ZM10 154H11V153H10ZM10 154H9V156H10ZM13 154L15 155L14 152H13ZM16 154H19V153H16ZM24 154H25V153H24ZM26 154H27V153H26ZM26 154H25V155H26ZM47 154H48V153H47ZM47 154L45 153V155H47ZM51 154H52V153H51ZM62 154H63V153H62ZM69 154H70V153H69ZM122 154H123V153H122ZM130 154H132V153H130ZM149 154H151V153H149ZM161 154H163V152H162ZM168 154H170V152H169ZM168 154H166V155H168ZM173 154H174V152H173ZM182 154H186V155H187V153H184V151H183ZM194 154L197 156V154H199V153L196 154V153L194 152ZM203 154H204V153H203ZM224 154H225V153H224ZM240 154L242 155V151H241ZM249 154H248V155H249ZM253 154H254V153H252V155H253ZM4 155H5V154H4ZM25 155H24V156H25ZM28 155H29V154H28ZM40 155H41V154H40ZM71 155H72V154H71ZM84 155H85V154H84ZM138 155H139V154H138ZM140 155H141V154H140ZM144 155H145V154H144ZM146 155H148V154L146 153ZM170 155H171V154H170ZM170 155H169V159H170ZM174 155L177 156V154H174ZM208 155H207V156H208ZM211 155H212V154H210V157H211ZM229 155H231V154H229ZM254 155H255V154H254ZM261 155H262V154H261ZM0 156H1V155H0ZM18 156H19V155H18ZM35 156H36V155H35ZM43 156H44V155H42V156H40V157H43ZM58 156H59V155H58ZM66 156H67V154H66ZM73 156H74V155H73ZM78 156H79V155H78ZM78 156H77V157H78ZM85 156L87 157V155H85ZM85 156H84V157H85ZM92 156H93V155H92ZM151 156H153V154H152ZM163 156H164V155H163ZM180 156H181V155H180ZM198 156H199V155H198ZM212 156H213V155H212ZM225 156H226V155H225ZM227 156H228V155H227ZM234 156H235V155H234ZM239 156H240V155H239ZM239 156L237 155V158H238ZM249 156H250V155H249ZM255 156H256V155H255ZM14 157H15V156H14ZM20 157H21V156H20ZM26 157H27V156H26ZM50 157H51V156H50ZM50 157H49V158H50ZM70 157H72V156H70ZM70 157H68V158H70ZM79 157H80V156H79ZM86 157H85V158H86ZM128 157H130V156H128ZM133 157H134V156H133ZM160 157H161V156H160ZM213 157H214V156H213ZM217 157H218V156H217ZM217 157H214V158H217ZM219 157H220V156H219ZM219 157H218V158H219ZM259 157H260V156H259ZM23 158H24V157H23ZM23 158H22V159H23ZM43 158H44V157H43ZM45 158H47V157L45 156ZM72 158H73V157H72ZM125 158H127V157H125ZM174 158H176V157H174ZM184 158H185V156H184ZM203 158H204V157H203ZM206 158H207V157H205V159H206ZM218 158H217V159H218ZM235 158H236V156H235ZM12 159H13V158H12ZM14 159H15V158H14ZM62 159H63V157H62ZM80 159H81V158H80ZM87 159H88V158H87ZM109 159H110V158H109ZM148 159H149V158H148ZM154 159H155V157H154ZM156 159H157V158H156ZM191 159H192V158H191ZM201 159H202V158H201ZM209 159H210V158H209ZM247 159H248V158H247ZM257 159H258V158H257ZM15 160H16V159H15ZM24 160H25V159H24ZM49 160H50V159H49ZM83 160H84V159H83ZM150 160H151V159H150ZM197 160H198V159H197ZM197 160H196V162H197ZM199 160H200V159H199ZM228 160H229V159H228ZM235 160H236V159H235ZM237 160H238V159H237ZM250 160H252V159L250 158ZM258 160H259V159H258ZM11 161H12V160H11ZM26 161H27V160H26ZM52 161H53V160H52ZM71 161H73V160H71ZM75 161H77V160H75ZM81 161H82V159H81ZM142 161H144V160H142ZM147 161H148V160H147ZM147 161H146V162H147ZM161 161H162V160H161ZM179 161H180V160H179ZM188 161H189V160H188ZM188 161H187V164H188ZM202 161H204V159H203ZM241 161H244V160H241ZM248 161H249V160H248ZM252 161H253V162L255 161V163L258 164L256 160L253 159ZM260 161H261V163H260L259 166H261L262 161H264V160H262V157H260ZM12 162H13V161H12ZM12 162H11V163H12ZM29 162L31 163V161H29ZM29 162H28V163H29ZM83 162H84V161H83ZM89 162H90V161H89ZM144 162H145V161H144ZM157 162H158V161H157ZM181 162H182V161H181ZM196 162H195V163H196ZM198 162H199V161H198ZM230 162H231V161H230ZM235 162H236V161H235ZM1 163H4V162H1ZM7 163H8V162H7ZM9 163H10V162H9ZM19 163H20V162H19ZM24 163H25V162H23V164H24ZM30 163H29V164H30ZM64 163H65V162H64ZM69 163H70V162H69ZM71 163H72V162H71ZM78 163H79V162H78ZM160 163H161V162H160ZM183 163H184V162H183ZM183 163H182V164H183ZM189 163H190V161H189ZM206 163H208V162H206ZM212 163H213V162H212ZM226 163H227V161H226ZM241 163H242V162H241ZM246 163H247V161H246ZM246 163H245V166H246ZM248 163L250 164V162H248ZM248 163H247V165H248ZM255 163H251L250 165H252V164L255 165ZM5 164H6V163H5ZM12 164H13V163H12ZM12 164H11V165H12ZM20 164H22V163H20ZM20 164H18V165H20ZM31 164H33V163H31ZM36 164H37V163H36ZM54 164H55V163H54ZM86 164H87V163H86ZM127 164H128V163H127ZM148 164H149V163H148ZM165 164H166V163H164V166H163V167L166 166ZM168 164H169V163H168ZM168 164H167V165H168ZM175 164H177V162H176ZM182 164H181V166H182ZM204 164H205V163H204ZM208 164H209V163H208ZM215 164H216V163H215ZM215 164H214V165H215ZM224 164H225V163H224ZM228 164H229V163H228ZM242 164H243V163H242ZM2 165H3V164H2ZM2 165H1V166H2ZM15 165H16V164H15ZM18 165H16V166H18ZM67 165H68V164H67ZM90 165H91V164H90ZM119 165H120V164H119ZM135 165H136V164H135ZM140 165H141V164H140ZM172 165H173V164H170L171 169L173 168ZM190 165H191V166H192V165L195 166V164H190ZM197 165H198V164H197ZM202 165H203V163H202ZM210 165H211V163H210ZM214 165H213V166H214ZM231 165H232V164H231ZM234 165H235V163H234ZM236 165H237V164H236ZM236 165H235V166H236ZM243 165H244V164H243ZM253 165H252V166H253ZM9 166H10V165H9ZM13 166H14V165H13ZM21 166H22V165H21ZM27 166H29V165H26V167H27ZM38 166H39V165H38ZM38 166H37V167H38ZM57 166H58V165H57ZM84 166H85V165H84ZM92 166H93V165H91V167H92ZM121 166H122V164H121ZM137 166H139V165H137ZM144 166H145V164H144ZM144 166H143V167H144ZM160 166H161V165H160ZM170 166H167V167H170ZM175 166H176V165H175ZM185 166H186V162H185ZM188 166H189V165H188ZM199 166H201V165L199 164ZM218 166H219V164H218ZM218 166H217V164H216L215 168L218 167ZM235 166H234V167H235ZM262 166H264V165H262ZM29 167H30V166H29ZM50 167H51V165H50ZM91 167H90V168H91ZM140 167H141V166H140ZM148 167H149V166H148ZM161 167H162V166H161ZM167 167H166V168H167ZM177 167H178V169H179V166H177ZM186 167H187V166H186ZM189 167H190V166H189ZM202 167H203V166H202ZM219 167H220V166H219ZM221 167H222V166H221ZM224 167H225V166H224ZM229 167H230V166H229ZM234 167H231L230 169H232V168H234ZM241 167H243V166H241ZM246 167L248 168V167H250V166H246ZM4 168H5V167H4ZM6 168H7V166H6ZM27 168H28V167H27ZM30 168H31V167H30ZM35 168H36V167H34V165H33V168H32V169H35ZM70 168H71V167H70ZM136 168H137V167H136ZM136 168H134V169H136ZM152 168H153V167H152ZM166 168H164V170H166ZM174 168L176 169V167H174ZM183 168H184V167H183ZM190 168H192V167H190ZM198 168H199V167H198ZM212 168H213V167H212ZM237 168H238V167H236L235 169H237ZM247 168H246V169H247ZM254 168H255V167H254ZM17 169H18V168H17ZM42 169H43V168H42ZM113 169H114V168H113ZM138 169H139V168H138ZM154 169H155V168H154ZM168 169H170V168H168ZM178 169H176V170H178ZM180 169H181V167H180ZM185 169H188V168H185ZM185 169H183V170H185ZM208 169H209V168L207 167V170H208ZM235 169H234V170H235ZM238 169H239V168H238ZM240 169L242 170V168H240ZM249 169L252 170V168H249ZM258 169H259V168H258ZM258 169H257V170H258ZM261 169H262V167L260 168V170H261ZM30 170H31V169H30ZM38 170H39V169H38ZM111 170H112V168H111ZM120 170H122V169H120ZM132 170H133V169H132ZM132 170H131V171H132ZM145 170H148V171H149L150 168H149V169H146V168H145ZM151 170L153 171V169H151ZM162 170H163V168H162ZM164 170L162 171L163 173H164ZM192 170H193V169H192ZM201 170H202V169H201ZM204 170H205V169H204ZM210 170H211V169H209V172H208V173H210ZM214 170H215V169H214ZM217 170L219 171L220 169L217 168ZM217 170H216L215 172H218ZM225 170H226V168H224V172H225ZM227 170L229 171V168H228ZM227 170H226V171H227ZM1 171H2V170H1ZM4 171H5V170H4ZM26 171L28 172L27 169H26ZM34 171H35V170H34ZM57 171L59 172V170H57ZM62 171H63V170H62ZM94 171H95V170H94ZM118 171H119V170H118ZM122 171H123V170H122ZM126 171H127V170H126ZM128 171H129V170H128ZM134 171H135V170H134ZM142 171H143V170H142ZM142 171H141V172H142ZM152 171H150V172H152ZM170 171H171V170H170ZM174 171H175V170H174ZM178 171H180V170H178ZM181 171H182V169H181ZM188 171H190V170L188 169ZM188 171L186 170V173H185V174H188ZM193 171H194V170H193ZM193 171H192V172H193ZM195 171H197V170L195 169ZM195 171H194L193 174L196 175V172H195ZM228 171H227L228 174H226V173H224V174H226V175H230L232 172H234V171H231V170H230L231 173L229 174ZM239 171H240V170H239ZM242 171H243V170H242ZM244 171L246 172V170H244ZM244 171H243V172H244ZM262 171H264V170H262ZM262 171H260V172H262ZM5 172H6V171H5ZM36 172H37V171H36ZM92 172H93V171H92ZM110 172L112 173V171H110ZM113 172H114V171H113ZM138 172L140 173V171H138ZM143 172H144V171H143ZM158 172H159V170H157V175H158ZM162 172H161V173H162ZM200 172H201V171H200ZM200 172L198 171L197 173L200 174ZM212 172H213V174H215V175L217 174V173H214L213 169H212ZM240 172H241V171H240ZM240 172H239V173H240ZM245 172H244V173H245ZM251 172H252V171H251ZM8 173H9V172H8ZM10 173H12V171H11ZM23 173H26V172H22L21 174L23 175ZM38 173H39V172H38ZM49 173H50V172H49ZM76 173H77V172H76ZM86 173H87V172H86ZM90 173H91V172H90ZM117 173H118V172H117ZM126 173H127V172H126ZM144 173L147 174V172H144ZM154 173H155V171H154ZM172 173L174 174V172H172ZM176 173H177V172H176ZM189 173H190V172H189ZM218 173H219V175H221V174H223V171H222L221 174H220V172H218ZM234 173L236 174V172H234ZM234 173H233V174H234ZM239 173H238V174H239ZM241 173H242V172H241ZM241 173H240V175H243V173H242V174H241ZM246 173H247V172H246ZM0 174H1V172H0ZM18 174H19V173H18ZM55 174H57V173H55ZM60 174H61V173H60ZM80 174H81V173H80ZM91 174H92V173H91ZM129 174H132V173H129ZM148 174H149V172H148ZM150 174H151V173H150ZM166 174H167V172H166ZM170 174H171V173H170ZM185 174H182V177H183V178H185V177H184ZM204 174H205V173H204ZM204 174H203V176H205ZM213 174H212V175H213ZM233 174H231V176H232ZM253 174H254V173H253ZM253 174H252V175H253ZM255 174L257 175L258 173H255ZM255 174H254V175H255ZM2 175H3V173H2ZM6 175H9V174H6ZM16 175H17V174H16ZM16 175H15V176H16ZM19 175H20V174H19ZM57 175H58V174H57ZM57 175H56V176H57ZM85 175H86V174H85ZM159 175H160V174H159ZM164 175H165V174H164ZM167 175H169V174H167ZM167 175H166V176H167ZM176 175H177V174H176ZM179 175H180V174H179ZM179 175H178V177H180ZM183 175H184V176H183ZM197 175H198V174H197ZM217 175H218V174H217ZM219 175H218V176H219ZM236 175H237V174H236ZM240 175H237V176H238V177H237L238 179H239V176H240ZM254 175H253V176H254ZM31 176H33V175H31ZM36 176H37V175H36ZM44 176H45V175H44ZM44 176H43V177H44ZM117 176H119V175H117ZM133 176H134V175H133ZM141 176L143 177V176H145V175H143V173H142ZM149 176H152V175H149ZM171 176H173V175L167 176V178L170 177V179H171ZM174 176H175V175H174ZM189 176H190V174H189ZM206 176H207V175H206ZM223 176H224V175H222V177H223ZM231 176H229V177H231ZM233 176H235V175H233ZM233 176H232V177H233ZM257 176H258V175H257ZM259 176H260V175H259ZM1 177H2V176H1ZM1 177H0V178H1ZM3 177H5V176H3ZM27 177H28V176H27ZM27 177L25 176V178H27ZM51 177H52V176H51ZM97 177H98V176H97ZM131 177H132V175H131ZM134 177H135V176H134ZM136 177H137V176H136ZM142 177L139 176L140 179H141ZM178 177H177V180L179 179ZM182 177H180V179H179L178 181H180ZM190 177H191V176H190ZM195 177H197V176H194V178H195ZM201 177H202V176H201ZM207 177H208V176H207ZM214 177H215V176H214ZM224 177H225V176H224ZM226 177H228V176H226ZM226 177H225V181H227V180L229 181V179H228L229 177L227 178V180H226ZM232 177H231V178H232ZM243 177H245V176L243 175L241 178H243ZM21 178H22V177H21ZM33 178H34V177H33ZM68 178H69V177H68ZM68 178H67V179H68ZM124 178H125V177H124ZM129 178H130V177H129ZM149 178H150V177H149ZM247 178H248V177H247V175H246V179H247ZM250 178H251V177H250ZM262 178H264V177H262ZM3 179H5V178H3ZM19 179H20V178H19ZM116 179H117V177H116ZM132 179H134V178L132 177ZM146 179H147V177H146ZM150 179H152V178H150ZM190 179H191V178H190ZM192 179H193V178H192ZM199 179L202 180V178H199ZM213 179H214V178H213ZM213 179H212V180H213ZM234 179H235V178H234ZM5 180H7V177H6ZM12 180H13V179H12ZM45 180H46V179H45ZM134 180H135V179H134ZM138 180H139V179H138ZM144 180H145V179H144ZM165 180H166V178H165ZM177 180H176V181H177ZM184 180L187 181L188 178H187V179H186V178L183 179V181H184ZM193 180H195V179H193ZM193 180H192V181H193ZM200 180H199V181H200ZM223 180H224V179H223ZM240 180H241V179H240ZM243 180H244V181H247L248 179L245 180V179L243 178ZM243 180H242V181H243ZM256 180H257V178H256ZM258 180H259V179H258ZM2 181H4V180H2ZM2 181H1V182H2ZM20 181H21V180H20ZM27 181H28V180H27ZM38 181H40V180H38ZM97 181H98V180H97ZM113 181H114V178H113ZM158 181H159V180H158ZM215 181H216V180H215ZM228 181H227L226 183H228ZM232 181H233V183H234V180H233V179H232ZM236 181H237V180H236ZM238 181H239V180H238ZM238 181H237V182H238ZM242 181H239V183H242ZM249 181H250V180H248V182H249ZM251 181H252V180H251ZM105 182H106V181H105ZM123 182H124V181H123ZM125 182H126V181H125ZM130 182H131V181H130ZM142 182H143V181H142ZM142 182L140 181L141 184H142ZM163 182H164V180H163ZM200 182H202V181H200ZM205 182H206V181H205ZM210 182H211V181H210ZM24 183H25V182H24ZM46 183H47V182H46ZM46 183H45V184H46ZM58 183H60V182H58ZM58 183H57V184H58ZM101 183H103V182H101ZM106 183H107V182H106ZM118 183H119V182H118ZM156 183H157V182H156ZM178 183H179V182H178ZM190 183H191V182H189L188 184H190ZM193 183H194V182H193ZM226 183H225V186H226ZM231 183H232V182H231ZM245 183H246V182H245ZM27 184H29V183H27ZM31 184H32V183H31ZM48 184H49V183H48ZM48 184H47V186H48ZM57 184H56V185H57ZM69 184L71 185V183H69ZM69 184H68V185H69ZM73 184H74V183H73ZM103 184H104V183H103ZM111 184H112V183H111ZM128 184H129V182H128ZM131 184H132V183H131ZM152 184H153V183H152ZM167 184H168V183H167ZM181 184H182V183H181ZM183 184H185V183H183ZM219 184H220V183H219ZM5 185H6V184H5ZM11 185H12V183H11ZM23 185H24V184H23ZM51 185H52V184H51ZM53 185H54V184H53ZM106 185H107V184H106ZM133 185H134V184H133ZM142 185H143V184H142ZM157 185H158V184H157ZM160 185H161V184H160ZM160 185H159V186H160ZM164 185H165V184H164ZM168 185H169V184H168ZM192 185H193L194 187H196V185L198 186V185H200V184L197 183L196 185H194V184H192ZM207 185H208V184H207ZM209 185H210V183H209ZM212 185H213V183H212ZM228 185H230V184H227V186H228ZM240 185H241V184H240ZM257 185H258V184H257ZM19 186H20V185H19ZM21 186H22V185H21ZM30 186H31V185H30ZM66 186H67V185H66ZM71 186H72V185H71ZM107 186H108V185H107ZM136 186H137V185H136ZM139 186H140V185H139ZM162 186H163V185H162ZM188 186H189V185H188ZM202 186H204V185L202 184ZM210 186H211V185H210ZM233 186H234V185H233ZM236 186H237V185H236ZM238 186H239V184H238ZM238 186H237V187H238ZM4 187H5V186H4ZM33 187H34V186H33ZM37 187H38V186H37ZM37 187H36V188H37ZM48 187H49V186H48ZM54 187H55V186H54ZM60 187H61V184H60ZM127 187H128V186H127ZM141 187H142V186H141ZM141 187H140V188H141ZM150 187H152V186H150ZM155 187H156V186H155ZM168 187H169V186H168ZM205 187H206V185H205ZM205 187H204V188H205ZM208 187H209V186H208ZM221 187H224V186H221ZM229 187H230V186H228V188H229ZM243 187H244V186H243ZM1 188H2V187H1ZM10 188H11V187H10ZM76 188H77V187H76ZM161 188H162V187H161ZM161 188H159V189H161ZM164 188H165V187H164ZM206 188H207V187H206ZM224 188H225V187H224ZM224 188H223V189H224ZM226 188H227V187H226ZM228 188H227V189H228ZM235 188H236V187H235ZM235 188H234V189H235ZM238 188L240 189L241 186L238 187ZM252 188H253V187H252ZM31 189H33V188H31ZM34 189H35V187H34ZM37 189H38V188H37ZM73 189H74V188H73ZM143 189H144V188H143ZM149 189H150V188H148V190H149ZM153 189H154V188H153ZM167 189H168V188H167ZM170 189H171V188H170ZM172 189H173V188H172ZM174 189H175V187H174ZM181 189H182V188H181ZM184 189H186V188H184ZM184 189H183V190H184ZM193 189H195V188H193ZM198 189H199V186H198ZM227 189H226V190H227ZM231 189H232V188H231ZM236 189H237V188H236ZM239 189H238V191H239ZM256 189H257V188H256ZM3 190H4V189H3ZM26 190H27V188H26ZM42 190H43V189H42ZM58 190H59V189H58ZM69 190H70V189H69ZM71 190H72V189H71ZM71 190H70V191H71ZM77 190H78V189H77ZM140 190H141V189H140ZM151 190H152V189H151ZM154 190H155V189H154ZM161 190H162V189H161ZM196 190H197V187H196ZM199 190H200V189H199ZM204 190H205V189H204ZM204 190H203V191H204ZM211 190H212V189H211ZM213 190H214V189H213ZM216 190H217V189H216ZM4 191H5V190H4ZM11 191H12V190H11ZM16 191H17V190H16ZM32 191H33V190H32ZM40 191H41V190H40ZM55 191H56V190H55ZM55 191H53V192H55ZM61 191H62V190H61ZM74 191H75V190H74ZM80 191H81V190H80ZM103 191H104V190H103ZM107 191H108V190H107ZM126 191H127V190H126ZM138 191H139V189H138ZM145 191H146V189H145ZM158 191H159V190H158ZM164 191H167V190L164 189ZM184 191H186V190H184ZM200 191H202V190H200ZM209 191H210V190H209ZM231 191H232V190H231ZM257 191H258V190H257ZM259 191H260V190H259ZM7 192H9V191H7ZM22 192H23V191H22ZM26 192H28V191H26ZM57 192H58V191H57ZM94 192H95V191H94ZM108 192H109V191H108ZM133 192H134V191H133ZM136 192H137V191H136ZM153 192H154V191H153ZM172 192H174V190H173ZM175 192H177V190H176ZM186 192H187V191H186ZM190 192H191V190H190ZM207 192H208V191H207ZM213 192H214V191H213ZM213 192H212L211 194H213ZM215 192H217V191H215ZM224 192L227 193V191H224ZM224 192H223V193H224ZM1 193H2V192H1ZM4 193H5V192H4ZM4 193H3V194H4ZM9 193H10V192H9ZM33 193H34V192H33ZM64 193H65V191H64ZM119 193H122V192L120 191ZM130 193H131V191H130ZM155 193H156V192H155ZM164 193H165V192H164ZM193 193H194V192H193ZM217 193H218V192H217ZM228 193H229V192H228ZM228 193H227V194H228ZM7 194H8V193H7ZM7 194H5V195H7ZM10 194H11V193H10ZM12 194H14V196H15V193H13V191H12ZM12 194H11V196H12ZM30 194H32V193H30ZM50 194H51V192H50ZM55 194H56V193H55ZM55 194H54V196H55ZM95 194H96V193H95ZM113 194H114V193H113ZM123 194H124V193H123ZM126 194H127V193H126ZM134 194H135V193H134ZM139 194H140V193H139ZM141 194H142V193H141ZM145 194H146V193H145ZM148 194H149V193H147V195H148ZM160 194H162V193H160ZM167 194H168V191H167ZM173 194H174V193H173ZM175 194H176V193H175ZM175 194H174V195H175ZM194 194L196 195V193H194ZM197 194H199V193H197ZM206 194H207V193H206ZM206 194H204V195H206ZM219 194H221V193L219 192ZM231 194H232V193H231ZM233 194H234V193H233ZM235 194H236V193H235ZM237 194H239V193H237ZM261 194H262V193H261ZM17 195H18V194H17ZM27 195H28V194H27ZM38 195L41 196L40 194H38ZM62 195H63V192H62ZM115 195H116V194H115ZM118 195H119V194H118ZM124 195H125V194H124ZM157 195H158V193H157ZM164 195H166V194H164ZM169 195H170V194H169ZM180 195H181L180 198H182V194H180ZM183 195H184V194H183ZM190 195H192V194H190ZM221 195H223V194H221ZM251 195H252V194H251ZM1 196H2V195H1ZM7 196H8V195H7ZM29 196H30V195H29ZM31 196H32V195H31ZM43 196H44V195H43ZM43 196H42V197H43ZM48 196H49V195H48ZM48 196H47V197H48ZM155 196H156V195H155ZM176 196H177V194H176ZM184 196H185V195H184ZM184 196H183V197H184ZM192 196H193V195H192ZM192 196H190V197H192ZM197 196H198V195H197ZM199 196H200V195H199ZM199 196H198V197H199ZM201 196H202V195H201ZM225 196H226V195H225ZM227 196H228V195H227ZM227 196H226V197H227ZM261 196H262V195H261ZM16 197H17V196H16ZM33 197H34V196H33ZM49 197H50V196H49ZM49 197H48V198H49ZM81 197H82V196H81ZM83 197H84V196H83ZM92 197H93V196H92ZM92 197H91V198H92ZM104 197H106V196H104ZM107 197H108V196H107ZM107 197H106V198H107ZM109 197H111V196H109ZM112 197H113V196H112ZM112 197H111V198H112ZM114 197H115V196H114ZM125 197H126V196H125ZM140 197H141V196H140ZM172 197H175V196H172ZM185 197L187 198V196H185ZM188 197H189V196H188ZM228 197H229V196H228ZM230 197H231V196H230ZM232 197H233V196H232ZM3 198H4V197H3ZM6 198H7V197H6ZM9 198H10V197H9ZM21 198H22V197H21ZM21 198H19V200H20ZM35 198H36V197H35ZM37 198H38V197H37ZM39 198H40V197H39ZM44 198H45V197H44ZM122 198H123V197H122ZM127 198H128V197H127ZM130 198H131V197H130ZM149 198L151 199V196H150ZM152 198H154V195L152 196ZM175 198H176V197H175ZM177 198H178V196H177ZM194 198H195V197H194ZM222 198H224V196H223ZM240 198H242V196H241ZM243 198H244V197H243ZM246 198H247V197H246ZM0 199H1V198H0ZM11 199H12V198H11ZM11 199H10V200H11ZM24 199H25V198H24ZM49 199H50V198H49ZM67 199H68V198H67ZM78 199H79V196H78ZM80 199H81V198H80ZM107 199H108V198H107ZM113 199H114V198H113ZM113 199H112V200H113ZM119 199H120V197H119ZM134 199H135V198H134ZM141 199H142V198H141ZM144 199H145V198H144ZM197 199H198V198H197ZM205 199H206V198H205ZM244 199H245V198H244ZM247 199H248V198H247ZM7 200H9V199H7ZM15 200H16V199H15ZM17 200H18V198H17ZM46 200H47V199H46ZM50 200H52V199H50ZM54 200H55V199H54ZM57 200H58V199H57ZM84 200H85V199H84ZM116 200H117V199H116ZM124 200L127 201L126 199H124ZM124 200H123V201H124ZM131 200H132V199H131ZM138 200H139V199H138ZM172 200H173V199H172ZM178 200H180V199H178ZM191 200L193 201V200H195V199H192V198H191ZM199 200H200V199H198V201H199ZM213 200H214V199H213ZM231 200H232V199H231ZM235 200H236V199H235ZM248 200H249V199H248ZM253 200H254V199H253ZM256 200H257V199H256ZM258 200H259V199H258ZM21 201L23 202V200H21ZM27 201H28V200H27ZM38 201H39V200H38ZM38 201H36V202H38ZM41 201H42V200H41ZM43 201H44V200H43ZM60 201H61V199H60ZM66 201H67V200H66ZM87 201H88V200H87ZM117 201L119 202V200H117ZM117 201H116V202H117ZM123 201H122V202H123ZM148 201H149V200H148ZM150 201H151V200H150ZM169 201H170V200H169ZM185 201H186V200H185ZM188 201H189V200H188ZM195 201H196V200H195ZM240 201H242V200H240ZM244 201H245V200H244ZM260 201H261V200H260ZM0 202H1V201H0ZM7 202H8V201H7ZM7 202H6V203H7ZM11 202H12V201H11ZM11 202H10V203H11ZM16 202H17V201H16ZM32 202H34V201L31 200L30 203H32ZM46 202H48V201H46ZM52 202H53V201H52ZM56 202H58V201H56ZM70 202H72V201H70ZM70 202H68V203H70ZM83 202H84V201H82V203H83ZM88 202H89V201H88ZM111 202H112V201H111ZM113 202L115 203V201H113ZM129 202H130V200L128 199V203H129ZM131 202H132V201H131ZM135 202L137 203V201H135ZM143 202H144V201H143ZM159 202H160V201H159ZM179 202H180V201H179ZM179 202H178V203H179ZM183 202H184V201H183ZM207 202H208V201H207ZM219 202H220V201H219ZM226 202H227V201H226ZM242 202H243V201H242ZM246 202H247V201H246ZM1 203H2V202H1ZM8 203H9V202H8ZM17 203H18V202H17ZM40 203H41V202H40ZM44 203H45V201H44ZM58 203H59V202H58ZM62 203H63V201H62ZM72 203H73V202H72ZM82 203H81V201H80V204H82ZM85 203H86V202H85ZM148 203H149V202H148ZM153 203H154V201L152 202V204H153ZM160 203H162V201H161ZM164 203H166V202H164ZM171 203H172V202H171ZM171 203H169V204H171ZM197 203H198V202H197ZM216 203H218V202H216ZM259 203H262V202H259ZM12 204H13V203H12ZM18 204H19V203H18ZM24 204H25V203H24ZM34 204L36 205L37 203H34ZM34 204H33V205H34ZM38 204H39V202H38ZM55 204H57V203H55ZM66 204H67V203H66ZM88 204H89V203H88ZM95 204H96V203H95ZM100 204H101V203H100ZM123 204H124V203H123ZM132 204H133V203H132ZM137 204H139V203H137ZM141 204L143 205L142 202H141ZM150 204H151V202H150ZM175 204H177V203H175ZM191 204H192V203H191ZM220 204H221V203H220ZM230 204H232V203H230ZM230 204H229V205H230ZM251 204H252V203H251ZM8 205H9V204H8ZM25 205H27V202H26ZM41 205H44V204L41 203ZM48 205H49V204H48ZM48 205H47V207H48ZM61 205H62V204H61ZM63 205H64V204H63ZM67 205H68V204H67ZM86 205H87V204H86ZM98 205H99V204H98ZM107 205H108V204H107ZM118 205H119V204H118ZM135 205H136V204H135ZM172 205H173V204H172ZM202 205H203V204H202ZM225 205H226V204H225ZM225 205H224V206H225ZM241 205H242V204H241ZM249 205H250V204H249ZM261 205H262V204H261ZM22 206H24V205H22ZM31 206H32V204H31ZM52 206H53V205H52ZM55 206H56V205H55ZM65 206H66V205H65ZM69 206H71V205H69ZM73 206H74V205H73ZM82 206H83V205H82ZM84 206H85V205H84ZM151 206H152V205H151ZM167 206H168V205H167ZM175 206H176V205H175ZM193 206H195V205H193ZM197 206H198V205H197ZM197 206H196V207H197ZM216 206H217V205H216ZM242 206H243V205H242ZM242 206H241V207H242ZM252 206H253V205H252ZM262 206H264V205H262ZM10 207H13V206L11 205ZM14 207L16 208L17 206L14 205ZM45 207H46V205H45ZM49 207H50V205H49ZM57 207H58V205H57ZM60 207H61V206H60ZM60 207H59V208H60ZM66 207H68V206H66ZM75 207H76V205H75ZM96 207H98V206H96ZM101 207H102V206H101ZM103 207H104V206H103ZM125 207H126V205H125ZM176 207H177V206H176ZM178 207H179V206H178ZM185 207H186V206H185ZM185 207L183 208V210L185 209ZM196 207H193V208H196ZM201 207H202V206H201ZM201 207H200V208H201ZM218 207H219V206H218ZM225 207H226V206H225ZM225 207H222V208H224V209L227 211V209H226ZM233 207H234V206H233ZM236 207H237V206H236ZM238 207H239V206H238ZM246 207H247V206H246ZM249 207H250V206H249ZM257 207H258V206H257ZM259 207H260V206H259ZM0 208L2 209V207H0ZM23 208H24V207H23ZM32 208H33V207H32ZM42 208H43V207H42ZM51 208H52V207H51ZM70 208H71V207H70ZM70 208H69V209H70ZM72 208H73V207H72ZM88 208H89V207H88ZM88 208H87V210H88ZM92 208H93V206H92ZM135 208L137 209V207H135ZM139 208H140V207H139ZM148 208H149V207H148ZM151 208H152V207H150L149 209H151ZM159 208H160V207H159ZM159 208H158V209H159ZM174 208H175V207H174ZM190 208H191V209H190ZM200 208L197 207V209H200ZM209 208H211V207H209ZM213 208H214V207H213ZM215 208H216V207H215ZM219 208H220V207H219ZM222 208H221V209H222ZM252 208H253V207H252ZM255 208H256V207H255ZM255 208H254V209H255ZM40 209H41V208H40ZM63 209H64V208H63ZM94 209H95V208H94ZM120 209H121V208H120ZM141 209H142V208H141ZM152 209H153V208H152ZM162 209H163V208H162ZM162 209H161V210H162ZM177 209H178V208H177ZM181 209H182V207H181ZM181 209H178V210H181ZM188 209H189L188 211H192V206H191V207L189 206ZM211 209H212V208H211ZM228 209H229V208H228ZM230 209H231V208H230ZM234 209H235V207H234ZM236 209H237V208H236ZM245 209H246V208H245ZM30 210H31V209H30ZM44 210H46V209H44ZM84 210H85V209H84ZM114 210H115V209H114ZM124 210H125V209H124ZM138 210H140V209H138ZM143 210H144V209H143ZM145 210H146V209H145ZM166 210H168L167 207H166ZM171 210H172V209H171ZM175 210H176V208H175ZM183 210H182V211H183ZM202 210H203V207H202ZM206 210H208V209H206ZM214 210H215V209H214ZM214 210H212V211H214ZM219 210H220V209H219ZM219 210H217V212H218ZM232 210H233V209H231V211H232ZM250 210H251V209H250ZM262 210H264V209H261V212H260V213H262ZM2 211H3V210H2ZM31 211H32V210H31ZM35 211H37V210H35ZM51 211H52L51 213H53V210H51ZM107 211H108V210H107ZM118 211H119V210H118ZM118 211H115V212H118ZM122 211H123V210H122ZM132 211H135V210H132ZM152 211H154V210H152ZM156 211H158V210H156ZM182 211H181V212H182ZM193 211H194V210H193ZM215 211H216V210H215ZM215 211H214V212H215ZM222 211H223V210H222ZM222 211H221V213L224 212V211H223V212H222ZM233 211H234V210H233ZM239 211H240V210H239ZM239 211H237V212H238V213L243 212V211H241V212H239ZM248 211H249V210H248ZM248 211H247V212H248ZM254 211H256V210H253V211H252L253 213H249V214H250L249 216H248V213H247V216L250 217L251 214H252V215H253V214H256L259 210L256 211V213H254ZM3 212H4V211H3ZM37 212H38V211H37ZM39 212H40V210H39ZM42 212H43V211H42ZM56 212H57V214H59V216H60V212H61V211H60L59 213H58V211H56ZM66 212H67V211H66ZM74 212H75V211H74ZM90 212H91V211H90ZM90 212H89V213H90ZM93 212H94V211H93ZM129 212H130V210H129ZM145 212H146V211H145ZM158 212H160V211H158ZM158 212H157V214H158ZM173 212H174V210H173ZM186 212H187V211H186ZM194 212H195V211H194ZM217 212H215V213L217 214ZM234 212H235V211H234ZM46 213H47V212H46ZM83 213H85V212H83ZM96 213H97V212H96ZM99 213H100V210H99ZM124 213H125V211H124ZM124 213H123V214H124ZM131 213H132V215L134 214L133 212H131ZM143 213H144V212H143ZM146 213H147V212H146ZM153 213H154V212H153ZM167 213H168V212H167ZM184 213H185V211H184ZM184 213H183V214H184ZM191 213H192V212H191ZM211 213L213 214V212H211ZM219 213H220V211H219ZM221 213H220V214H221ZM225 213H226V212H225ZM238 213H237V216H234L233 214L230 215V216L228 215V216L230 217V218L228 217V219H232V216H233L234 218H235V217H238ZM244 213H245V212H243V215H244L245 217H244V216L241 217L240 215H239V216H240L241 218H248V217H246V213H245V214H244ZM258 213H259V212H258ZM258 213H257V214H258ZM260 213H259V214H260ZM0 214H1V213H0ZM37 214H38V213H37ZM44 214H45V213H44ZM63 214H64V213H63ZM94 214H95V213H94ZM104 214H105V213H104ZM107 214H108V213H107ZM117 214H118V213H117ZM128 214H130V213H128ZM128 214H127V215H128ZM170 214H171V213H170ZM172 214H173V213H172ZM189 214H190V213H189ZM195 214H196V213H195ZM195 214H194V215H195ZM201 214H202V213H201ZM203 214H204V213H203ZM229 214H230V212H229ZM257 214H256V215H257ZM259 214H258V215H259ZM24 215H25V214H24ZM47 215H48V213H47ZM66 215H67V214H66ZM73 215L75 216V214H73ZM85 215H89V214H85ZM108 215H109V214H108ZM148 215H149V214H148ZM151 215H152V214H151ZM155 215H156V214H155ZM158 215H159V214H158ZM161 215H162V212H161ZM168 215H169V214H168ZM176 215H177V214H176ZM187 215H188V214H187ZM187 215H186V216H187ZM204 215H205V214H204ZM214 215H215V214H214ZM222 215H223V214H222ZM235 215H236V214H235ZM256 215H255V217H256ZM261 215H264V213H262ZM26 216H27V215H26ZM45 216H46V215H45ZM50 216H51V215H50ZM61 216H63V215H61ZM83 216H84V215H83ZM100 216H101V214H100ZM104 216H105V215H104ZM116 216H118V215H116ZM116 216H115V218H116ZM119 216L121 217V215H119ZM140 216H141V215H140ZM142 216H143V215H142ZM162 216H163V215H162ZM165 216H166V214H165ZM169 216H170V215H169ZM169 216H168V217H169ZM172 216H173V215H172ZM172 216H171V217H172ZM177 216H178V215H177ZM179 216H180V215H179ZM181 216H182V215H181ZM188 216H189V215H188ZM191 216H192V215L190 214V217H191ZM197 216H199V215H197ZM200 216H201V215H200ZM206 216H207V215H206ZM206 216H205V217H206ZM212 216H213V215H212ZM10 217H12V216H10ZM18 217H19V216H18ZM21 217H22V216H21ZM23 217H24V216H23ZM27 217H28V216H27ZM27 217H26V218H27ZM29 217H30V216H29ZM29 217H28V218H29ZM33 217H34V216H33ZM63 217H64V216H63ZM92 217H93V216H92ZM95 217H96V216H95ZM101 217H102V216H101ZM105 217H108V216H105ZM120 217H119V219H120ZM131 217H132V216H131ZM168 217H167V218H168ZM173 217H174V216H173ZM173 217H172V219H173ZM175 217H176V216H175ZM195 217H196V216H195ZM203 217H204V216H203ZM207 217H208V216H207ZM207 217H206V218H207ZM209 217H211V216H209ZM209 217H208V218H209ZM214 217H215V216H214ZM221 217H222V216H221ZM257 217H258V219H259V216H257ZM260 217H261V216H260ZM12 218H13V217H12ZM15 218H16V216H15ZM19 218H20V217H19ZM28 218H27V219H28ZM57 218H58V217H57ZM82 218H83V217H82ZM86 218H88V217H86ZM109 218H110V216H109ZM122 218H123V217H122ZM139 218H140V217H138V219H139ZM143 218H145V217H143ZM152 218H153V217H152ZM184 218H185V217H184ZM198 218H199V217H198ZM198 218H197V219H198ZM200 218H201V217H200ZM208 218H207V220H208L207 223L209 222V219H208ZM222 218H223V217H222ZM238 218H239V217H238ZM238 218H236V219H237V222H239ZM251 218L253 219L254 216H252ZM262 218H264V217H262ZM262 218H261V219H262ZM2 219H3V218H2ZM29 219H30V218H29ZM31 219H32V218H31ZM40 219H41V217H40ZM49 219H50V218H49ZM54 219H56V218H54ZM63 219H64V218H63ZM63 219H62V220H63ZM77 219H78V217H77ZM89 219H90V218H89ZM96 219H97V218H96ZM105 219H106V218H105ZM112 219L114 220V218H112ZM116 219H117V218H116ZM130 219H131V218H130ZM130 219H129V220H130ZM132 219H134V218H132ZM138 219H137V220H138ZM145 219H146V218H145ZM148 219H150V218H148ZM154 219H155V218H154ZM159 219H160V218H159ZM189 219H190V218H189ZM192 219H193V218H192ZM224 219H227V217L224 218ZM224 219H223V220H224ZM258 219H257V220H258ZM45 220H48V219L45 218ZM50 220H52V219H50ZM50 220H49V221H50ZM60 220H61V219H60ZM60 220H59V222H60ZM62 220H61V221H62ZM91 220H92V219H91ZM94 220H95V218H94ZM94 220H93V222H94ZM110 220H111V218H110ZM155 220H157V219H155ZM175 220H176V218H175ZM179 220H180V219H179ZM179 220H178V222H181L182 219H181L180 221H179ZM186 220H187V218H186ZM194 220H195V224H194V225H196V222H197L198 220H196V218H195ZM194 220H193V221H194ZM200 220H201V219H200ZM202 220H203V219H202ZM217 220H218V219H217ZM243 220L246 222V219H243ZM257 220H256V221H257ZM259 220H260V219H259ZM8 221H9V220H8ZM14 221H15V220H14ZM18 221H19V220H18ZM28 221H29V220H28ZM41 221H42V220H41ZM52 221H54V220H52ZM52 221H51V222H52ZM55 221H56V220H55ZM57 221H58V219H57ZM67 221L69 222V219H68ZM74 221H75V220H74ZM97 221H98V220H97ZM106 221H108V220L106 219ZM116 221H117V220H116ZM124 221H125V220H124ZM132 221H133V220H132ZM135 221H136V220H135ZM150 221H151V220H150ZM152 221H153V220H152ZM160 221H161V220H160ZM162 221H163V220H162ZM169 221H170V220H169ZM183 221H185V220H183ZM193 221L191 220L192 223H193ZM212 221H213V220L211 219V220H210V224H211ZM218 221H220V220H218ZM227 221L229 222V220H227ZM234 221H235V219L233 220V222H234ZM241 221H242V220L240 219V222H241ZM250 221H251V219H249V222H250ZM254 221H255V218H254ZM5 222H6V221H5ZM20 222H21V221H20ZM22 222H23V221H22ZM39 222H40V220H39ZM44 222H45V221H44ZM51 222H50V223H51ZM65 222H66V221H65ZM70 222H71V221H70ZM70 222H69V223H70ZM87 222H88V221H87ZM98 222H99V221H98ZM145 222H146V221H145ZM155 222H156V221H155ZM157 222H158V220H157ZM164 222H165V221H164ZM170 222H171V221H170ZM178 222H176V223H178ZM199 222H200V221H199ZM199 222H197V223H199ZM203 222L206 223V219H204ZM213 222H214V221H213ZM216 222H217V221H216ZM220 222H221V221H220ZM223 222H224V223L221 222L222 225H223V224H226V223H225V220H224ZM228 222H227V224H226L227 226H228ZM233 222L230 220V223H233ZM237 222H234V223H237ZM247 222H248V219H247ZM247 222H246V223H247ZM252 222H253V220H252ZM0 223H1V222H0ZM7 223H8V222H7ZM27 223H28V222H27ZM48 223H49V222H48ZM50 223H49V224H50ZM52 223H53V222H52ZM57 223H58V222H57ZM60 223H61V222H60ZM72 223H73V222H72ZM75 223H76V222H75ZM77 223H78V221H77ZM82 223H83V222H82ZM82 223L80 222V224H82ZM96 223H97V222H96ZM137 223H138V222H137ZM150 223H151V222H150ZM176 223H175V224H176ZM230 223H229V225H232V224H230ZM234 223H233V224H234ZM254 223H256V222H254ZM254 223H253V224H254ZM260 223H261V222H260ZM5 224H6V223H5ZM37 224H38V223H37ZM63 224H65V223H63ZM67 224H68V223H67ZM97 224H98V223H97ZM113 224H114V223H113ZM129 224H130V223H129ZM143 224H144V223H143ZM172 224H173V222H172ZM185 224H186V222H185ZM187 224H188V223H187ZM189 224H190V222H189ZM250 224H251V223H250ZM262 224H264V223H262ZM10 225H11V224H9V226H10ZM23 225H24V224H23ZM28 225H29V224H28ZM28 225H27V226H28ZM47 225H48V224H47ZM53 225H54V223H53ZM53 225H52V226H53ZM74 225H75V224H74ZM83 225H84V224H83ZM86 225H88V224H86ZM91 225H92V224H91ZM100 225H102V224L100 223ZM164 225H165V223H164ZM181 225H183V224H181ZM181 225H180V226H181ZM200 225H201V223H200ZM208 225H209V224H208ZM216 225H217V224H216ZM242 225H245V223L242 224ZM247 225H248V224H247ZM27 226L25 225V228H26ZM35 226H36V225H35ZM57 226H58V225H57ZM111 226H112V225H111ZM135 226H136V225H135ZM137 226H138V225H137ZM159 226H160V223H159ZM161 226H163V225H161ZM168 226H169V225H168ZM170 226H171V225H170ZM192 226H193V225H192ZM201 226H202V225H201ZM232 226H233V225H232ZM257 226H258V225H257ZM261 226H262V225H261ZM37 227H38V226H37ZM37 227H36V228H37ZM64 227H65V226H64ZM66 227H68V226H66ZM69 227L72 228V226H70V225H69ZM69 227H68V229H70ZM131 227H132V226H131ZM140 227H141V226H140ZM188 227H189V226H188ZM196 227H197V226H196ZM205 227H206V226H205ZM208 227H211V226H208ZM217 227H218V226H217ZM220 227H223V226H220ZM230 227H231V226H230ZM251 227H252V226H251ZM259 227H260V226H259ZM259 227H257V228H259ZM23 228H24V227H23ZM31 228H32V226H31ZM36 228H35V229H36ZM58 228H59V227H58ZM82 228H83V227H82ZM115 228H117V227H115ZM163 228H164V227H163ZM194 228H195V227H194ZM199 228H200V227H199ZM223 228H224V227H223ZM231 228H233V227H231ZM237 228H238V227H237ZM240 228H241V226H240ZM243 228H245V227L243 226ZM33 229H34V228H33ZM38 229H39V228H38ZM45 229H46V228H45ZM48 229H49V228H48ZM60 229H61V227H60ZM64 229H65V228H64ZM75 229H76V228H75ZM79 229H80V228H79ZM108 229H109V228H108ZM154 229H155V228H154ZM167 229H168V228H167ZM172 229H173V228H172ZM176 229H177V228H176ZM185 229H186V228H185ZM196 229H198V228H196ZM202 229H203V227H202ZM206 229H207V228H206ZM214 229H217V228H213L212 230H214ZM224 229H225V228H224ZM229 229H230V228H229ZM238 229H239V228H238ZM238 229H237V230H238ZM247 229H248V228H247ZM252 229H253V228H252ZM260 229H261V228H259V230H260ZM21 230H22V228H21ZM24 230H26V229H24ZM27 230H30V232H31V229L28 228ZM52 230H53V229H52ZM52 230H51V231H52ZM136 230H137V229H136ZM217 230H218V229H217ZM239 230H240V229H239ZM244 230L246 231V228H245ZM244 230H243V231H244ZM254 230H257V229L255 228ZM262 230H264V229H262ZM262 230H261V231H262ZM0 231H1V230H0ZM8 231H9V229H8ZM12 231H13V230H12ZM22 231H23V230H22ZM51 231H50V232H51ZM66 231H67V230H66ZM70 231H71V230H70ZM73 231H74V230H73ZM96 231H97V230H96ZM108 231H109V232H112L113 230H112V231L108 230ZM108 231H107V235H108V233H109ZM114 231H115V230H114ZM118 231H119V230H118ZM130 231H131V230H130ZM159 231H160V230H159ZM222 231H223V230H222ZM222 231H221V232H222ZM233 231H234V230H233ZM241 231H242V229H241ZM245 231H244V232H245ZM250 231H252V230H250ZM261 231H260V232H261ZM3 232H4V231H3ZM25 232H26V231H25ZM25 232H23V233H25ZM32 232H33V231H32ZM45 232H46V231H45ZM132 232H133V231H132ZM177 232H178V231H177ZM190 232H191V231H190ZM197 232H198V231H197ZM217 232H218V231H217ZM219 232H220V230H219ZM219 232H218V233H219ZM221 232H220V233H221ZM227 232H228V230L226 229V233H227ZM234 232H236V230H235ZM237 232H239V231H237ZM4 233H5V232H4ZM46 233H47V232H46ZM54 233H55V232H54ZM56 233H57V232H56ZM59 233H60V232H59ZM92 233H93V232H92ZM100 233H101V232H100ZM105 233H106V232H105ZM113 233H114V234H113ZM116 233H117V231L112 232V233H110V234H112V235L115 236ZM153 233H154V232H153ZM166 233H167V231H166ZM166 233H165V234H166ZM195 233H196V232H195ZM202 233H203V232H202ZM214 233H216V232H214ZM246 233H247V232H246ZM251 233H254V232H251ZM258 233H259V232H258ZM34 234H35V232H34ZM42 234H43V233H42ZM63 234H64V233H63ZM66 234H67V232H66ZM81 234H82V233H81ZM89 234L92 236L91 233H89ZM94 234H99V233H97V232L95 233V232H94ZM94 234H93V235H94ZM110 234H109V235H110ZM131 234H133V233H131ZM138 234H140V233H138ZM173 234H174V233H173ZM196 234H199V233H196ZM221 234H222V233H221ZM249 234H250V232H249ZM30 235H31V234H30ZM54 235H55V234H54ZM58 235H59V234H58ZM61 235H62V234H61ZM78 235H79V234H78ZM85 235H86V234H85ZM90 235H89V236H90ZM109 235H108V236H109ZM112 235H111V236H112ZM117 235L120 236V234H118V233H117ZM125 235H126V234H125ZM134 235H135V234H134ZM134 235H133V236L131 235V238H129V240H130V239H131V240H132V239L134 240V238H132V237H135ZM153 235H154V234H153ZM153 235L151 234V238H152V237H155L157 234L154 235V236H153ZM166 235H167V234H166ZM175 235H176V234H175ZM202 235H203V234H202ZM262 235H264V234H262ZM20 236H21V235H20ZM27 236H28V235H27ZM33 236H34V235H33ZM46 236H48V235H46ZM49 236H52V234L49 235ZM87 236H88V235H87ZM99 236H100V235H99ZM99 236H98V237H99ZM129 236H130V235H129ZM138 236H139V235H138ZM145 236L150 237L149 234H148V235H145V234H144V236L141 235V237H144V238H145ZM160 236H161V235H160ZM163 236H164V235H163ZM167 236H168V235H167ZM167 236H165V237H167ZM192 236H193V235H192ZM208 236H209V235H208ZM211 236H212V235H211ZM240 236H241V235H240ZM242 236H244V235H242ZM245 236H246V235H245ZM250 236H254V235H250ZM255 236H256V234H255ZM257 236H258V235H257ZM257 236H256V237H257ZM259 236H260V235H259ZM62 237H63V236H62ZM81 237H82V236H81ZM100 237H102V236H100ZM141 237H139L140 240H141ZM158 237H159V236H158ZM158 237H157V239H162V241H163V239L165 238V237H164V238H162V237H161V238H158ZM235 237H236V236H235ZM246 237H247V236H246ZM261 237H262V236H261ZM261 237H260V238H261ZM67 238H69V237H67ZM90 238H91V237H90ZM109 238H110V237H109ZM137 238H138V237H137ZM137 238L135 237V239H137ZM167 238H168V237H167ZM167 238H165V239H167ZM171 238H172V237H171ZM184 238H185V237H184ZM209 238H210V237H209ZM236 238H237V237H236ZM248 238H249V237H248ZM250 238H251V237H250ZM17 239H18V238H17ZM78 239H79V238H78ZM78 239H76V237H75V239H73L74 241H73V240L71 241V239H70L69 242H71V244H74V243L76 244V241H77ZM82 239H84V238H82ZM149 239H150V238H149ZM154 239H155V238H154ZM157 239H156V240H157ZM168 239H169V238H168ZM168 239H167V240H168ZM174 239H176V238H173L172 240H174ZM204 239H208V238H204ZM212 239H213V238H212ZM221 239H222V238H221ZM244 239H245V238H244ZM75 240H76V241H75ZM119 240H120V238H119ZM133 240H132V242L136 243V241H133ZM142 240H143V239H142ZM150 240H152V239H150ZM167 240H164V242H165V241L167 242ZM177 240H178V239H177ZM180 240H181V238L179 239V241H180ZM183 240H184V239H183ZM202 240H203V239H202ZM218 240H219V238H218ZM223 240H224V239H223ZM230 240H231V239H230ZM234 240H235V239L232 240L233 243H232V241H231V242L229 241L230 243L235 244V245H229V246L232 247L230 250L233 249V251H235V249L233 248V246H236V243H235L236 241L234 242ZM236 240H237V239H236ZM242 240H243V239H242ZM251 240H252V239H251ZM113 241H114V240H113ZM138 241H139V240H138ZM145 241H146V240H145ZM145 241H144V242H145ZM158 241H159V240H158ZM160 241H161V240H160ZM168 241H169V240H168ZM181 241H182V240H181ZM195 241H196V240H195ZM200 241H201V240H200ZM208 241H209V240H208ZM213 241H214V240H213ZM237 241H239V240H237ZM247 241H248V240H247ZM247 241H245V242H247ZM254 241H256V240H254ZM72 242H73V243H72ZM77 242H79V241H77ZM123 242H124V241H123ZM229 242H228V243H229ZM248 242H249V241H248ZM85 243H86V242H85ZM168 243H169V242H168ZM168 243H166V244H168ZM179 243H180V242H179ZM183 243H184V242H183ZM186 243H187V242H186ZM215 243H216V242H215ZM219 243H220V242H219ZM241 243H242V245H243L244 242H240V244H241ZM249 243H251V241H250ZM249 243H248V245H250ZM254 243H255V242H254ZM122 244H123V243H122ZM127 244H130V243H127ZM174 244H175V243H174ZM181 244H182V243H181ZM194 244L196 245V243H194ZM199 244H201V243L199 242ZM213 244H214V243H213ZM213 244H212V246L214 247ZM220 244H222V242H221ZM240 244H239V245H240ZM79 245H80V244H79ZM123 245H124V244H123ZM145 245H146V244H145ZM148 245H149V244H148ZM175 245H176V244H175ZM179 245H180V244H179ZM190 245H191V244H190ZM195 245L192 244V247H194ZM206 245H207V244H206ZM215 245H216V244H215ZM226 245H227V244H226ZM237 245H238V243H237ZM239 245H238V246H239ZM242 245H241V246H242ZM248 245H245V246H247V249H248V247H249ZM256 245H257V244H256ZM92 246H93V245H92ZM98 246H99V245H98ZM102 246H103V245H102ZM106 246H107V245H106ZM154 246H155V245H154ZM163 246H164V245H163ZM196 246H197V245H196ZM198 246L200 247V245H198ZM207 246H208V245H207ZM207 246H205V247H207ZM220 246H221V245H220ZM227 246H228V245H227ZM227 246H226V249L224 248L225 250H228V249L230 248L229 246H228L229 248H227ZM251 246H252V245H251ZM251 246H250V247H251ZM87 247H88V246H87ZM90 247H91V246H90ZM93 247H94V246H93ZM107 247H108V246H107ZM129 247H130V246H129ZM143 247H144V246H143ZM147 247H148V246H147ZM208 247H209V246H208ZM208 247H207V248H208ZM217 247H219V244L215 246V248H217ZM221 247H222V246H221ZM224 247H225V246H224ZM259 247H260V246H259ZM88 248H89V247H88ZM94 248H95V247H94ZM100 248H102V247H100ZM103 248H104V247H103ZM166 248H167V247H166ZM177 248H178V247H177ZM194 248H195V247H194ZM197 248H198V247H197ZM209 248H210V247H209ZM252 248H253V247H252ZM262 248H264V247H262ZM54 249H55V248H54ZM109 249H110V248H109ZM116 249H117V248H116ZM200 249H201V248H200ZM238 249H239V248H238ZM255 249H256V248H255ZM260 249H261V248H260ZM48 250H49V249H48ZM52 250H53V249H52ZM55 250H56V249H55ZM55 250H54V251H55ZM69 250H70V249H69ZM93 250H95V249H93ZM100 250H101V249H100ZM192 250H193V249H192ZM192 250H191V251H192ZM203 250H204V248H203ZM222 250H223V247H222ZM251 250H253V249H251ZM256 250H258V249H256ZM261 250H262V249H261ZM261 250H259V251H261ZM56 251H57V250H56ZM159 251H160V250H159ZM239 251H240V249H239ZM259 251H258V252H259ZM82 252H83V251H82ZM100 252H101V251H100ZM116 252H117V251H116ZM143 252H144V254L146 255V254H149L151 251H149V253H146L147 251H146V252L143 251ZM174 252H175V251H174ZM183 252H184V250H183ZM229 252H230V251H229ZM235 252H236V251H235ZM253 252H254V251H253ZM57 253H58V252H57ZM166 253H167V252H166ZM195 253H196V252H195ZM199 253H200V252H199ZM73 254H74V253H73ZM75 254H76V253H75ZM100 254H101V253H100ZM136 254H137V253H136ZM139 254H142V253L139 252ZM152 254H153V253H152ZM155 254H156V253H155ZM155 254H153V255H155ZM164 254H165V253H164ZM169 254H171V253L168 251V254H167V255H169ZM184 254L186 255L187 253H184ZM188 254H189V253H188ZM188 254H187L186 257L183 256L182 260L185 259L184 261H186V259H187V260L190 259V256H189ZM190 254H191V253H190ZM200 254H201V253H200ZM204 254H205V253H204ZM209 254H210V253H209ZM228 254H229V253H228ZM233 254H234V253H233ZM241 254H242V253H241ZM262 254H264V253H262ZM262 254H261V255H262ZM104 255H105V254H104ZM150 255H151V254H150ZM165 255H166V254H165ZM165 255H164V259H162V258H163V255H162V256H160V255H155V257L158 258V257L160 256V258H158V260L161 259V260H164V261H165V260H166ZM167 255H166V256H167ZM173 255H175V253L172 254L171 259H172V258L174 259ZM177 255H179V254L176 253L175 257H176ZM191 255H192V254H191ZM193 255H194V254H193ZM206 255H207V254H206ZM226 255H227V254H226ZM238 255H239V254H238ZM238 255H236V256L238 257ZM255 255H257V253H255ZM255 255H254V256H255ZM258 255H259V254H258ZM94 256H95V255H94ZM99 256H100V255H99ZM106 256H107V255H106ZM111 256H113V255H111ZM136 256H138V255H136ZM141 256H142V255H141ZM141 256L139 255V258H138V257H137V258H138L139 260H144V259H141V258L143 257V256H142V257H141ZM157 256H158V257H157ZM4 257H5V256H4ZM4 257L2 256L3 259H4ZM84 257H85V256H84ZM90 257H91V256H90ZM103 257H104V256H103ZM122 257H123V256H122ZM140 257H141V258H140ZM146 257H147V255H146ZM148 257H149L148 259H151V258H152L151 256H148ZM150 257H151V258H150ZM167 257H168V258H167V261H169L170 258H169V256H167ZM177 257H178V256H177ZM179 257H180V256H179ZM181 257H182V256H181ZM187 257H188V258H187ZM194 257H195V255H194ZM194 257L191 256L192 259H194ZM196 257H197V255H196ZM225 257H226V256H225ZM231 257H232V256H231ZM231 257H229V259H228V257H227L226 259L230 260ZM234 257H235V256H234ZM240 257H242V255H240ZM240 257H239V258H240ZM261 257H264V255H262ZM0 258H1V256H0ZM2 258H1V259H2ZM49 258H50V257H49ZM55 258H57V257H55ZM62 258H63V257H62ZM113 258H114V257H113ZM127 258H128V257H127ZM143 258H145V257H143ZM156 258H155V259H156ZM197 258L200 259L199 257H197ZM197 258H195V259H197ZM213 258H214V257H213ZM220 258H222L221 255H220ZM52 259H53V258H52ZM82 259H84V258H82ZM110 259L112 260V257H111ZM114 259H115V258H114ZM129 259H131V256H130ZM132 259H134L133 256H132ZM132 259H131V261H132ZM135 259H136V257H135ZM135 259H134V260H135ZM168 259H169V260H168ZM173 259H172V260H173ZM195 259H194V262H195V261H197V262L200 261V260H195ZM206 259H207V258H206ZM241 259H242V258H241ZM243 259H244V258H243ZM259 259H260V258H259ZM33 260H34V259H33ZM62 260H63V259H62ZM62 260H61V261H62ZM91 260H92V259H91ZM117 260H118V259H117ZM146 260H147V259L145 258V261H146ZM151 260H152V259H151ZM151 260H149V261L151 262ZM158 260L156 259V261H158ZM161 260H160L159 262H161ZM175 260H176V259H175ZM177 260L179 261V258H178ZM180 260H181V259H180ZM204 260H205V259H204ZM223 260H224V258H223ZM223 260H222V259H220V260L218 259V260L215 261V262L217 263L218 261L220 262V261H223ZM228 260H227V261H228ZM233 260H234V262H236V259H233V258L231 259L230 262H232ZM237 260H238V258H237ZM245 260H248V259H245ZM10 261H11V260H10ZM22 261H23V260H22ZM24 261H25V263L28 262V264L31 263V262L26 261V260H24ZM47 261H48V260H47ZM53 261H54V260H53ZM56 261H57V260H56ZM79 261H80V260H79ZM122 261H123V260H122ZM145 261H144V262H145ZM149 261H147V263H148ZM152 261H154V260H152ZM167 261H166L165 263H171V262L173 263L174 260L171 261V262H167ZM202 261H203V260H201V262H202ZM209 261H210V260H209ZM211 261H212V260H211ZM224 261H226V260H224ZM240 261H241L240 264H242V260H240ZM251 261H252V260H250V261H248V262H249L250 264H253V263L255 262V261H254L253 263H251ZM256 261H257V260H256ZM259 261H260V260H259ZM34 262H35V260H34ZM126 262H127V261H126ZM126 262H125V263H126ZM142 262H143V261H142ZM144 262H143V263H144ZM203 262L207 263L206 261H203ZM203 262H202V263H203ZM215 262H213V263H215ZM237 262H239V261H237ZM237 262H236V263H237ZM244 262H245V264L248 263V262H246V261H244ZM262 262H264V261H262ZM1 263H2V262H1ZM6 263H7V262H6ZM23 263H24V262H23ZM35 263H36V262H35ZM52 263H53V262H52ZM65 263H67V262H65ZM68 263H69V261H68ZM92 263H93V262H92ZM130 263H131V262H130ZM145 263H146V262H145ZM208 263L210 264V263H212V262H208ZM213 263H212V264H213ZM224 263H226V262H224ZM227 263L229 264V262H227ZM257 263H261V262H255V264H257ZM2 264H3V263H2ZM4 264H5V263H4ZM11 264H12V263H11ZM17 264H18V263H17ZM32 264H33V262H32ZM37 264H38V263H37ZM49 264H50V263H49ZM53 264H54V263H53ZM72 264H73V263H72ZM110 264H111V263H110ZM126 264H127V263H126ZM163 264H164V263H163ZM191 264H192V263H191ZM193 264H194V263H193ZM197 264H199V262H198ZM203 264H204V263H203ZM219 264H222V263L220 262ZM232 264H234V263H232ZM237 264H238V263H237ZM262 264H264V263H262Z\"/></svg>", "mask_w": 264, "mask_h": 264}]
</instances>
